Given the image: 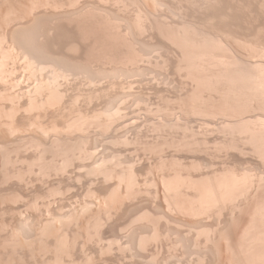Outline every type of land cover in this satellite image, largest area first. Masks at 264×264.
<instances>
[{
    "label": "rangeland",
    "instance_id": "rangeland-1",
    "mask_svg": "<svg viewBox=\"0 0 264 264\" xmlns=\"http://www.w3.org/2000/svg\"><path fill=\"white\" fill-rule=\"evenodd\" d=\"M6 1H8L9 3H4L5 2V0H0V7L3 9V10H1V8H0V35H2V31H4L5 30V28H6V25H5V21H6V17H5V15L4 14H6L5 13V8H9V5L11 6V4L12 5H15V7L16 8H18V11L16 10L14 13H16V14H18V13H20L19 15H21V16H23V14L24 13H22L21 14V9L24 11V7H19L20 6V2L19 1H21V3H22V1H23V5H30L29 3V0H27V2H26V0H25V2H24V0H14V1H16L15 2V4H14V1L12 0H6ZM11 1V2H10ZM41 1H45V0H41ZM60 1V0H59ZM62 1H64V2H62ZM61 2L63 3V4H65L66 3V5H64V8L62 9V10H64L65 8H68L70 11H68V9H67V13H64V12H66V11H59V9H57L58 10V12H56V9L54 10V12H52V11H49V9H51V8H49V6H43L44 8H42L41 7V11H40V13L38 12L39 11V9H38V11L36 10L33 14H34V16H35V18L37 17V14L39 13V14H41V15H39L38 14V17L40 16V18H43L44 17V15H46V13L45 12H49V15H48V13H47V15H48V17H50L51 18V14H55V16L56 17H53L52 16V19H45V17L43 18V22H42V24L41 25H38L37 23L40 21L39 19H38V22H36L37 20H35L34 21V19L33 18H30V14L28 15V16H26V17H23V19L21 18V23H20V21H19V24L17 25V22H18V20H20V18H19V16H17L16 14H15V16L13 15L12 16V18L14 17L15 19L16 18H19V19H17V22H16V25H15V23L13 22V25H15V26H17V27H15V32L13 31V29H14V27H13V25L12 24H10L7 28H6V31H4L5 32V34H9V28H11V27H13V29H12V31H13V34H15V33H18V31H22V29H18V28H23V27H25V26H27V27H25V28H23V31H25L24 29H29L30 27L29 26H32L33 28H34V26L32 25V24H37L36 26H37V28H36V26H35V29L34 30H36V31H34L33 29H30L29 31L27 30V32H29V33H27L26 34V32H25V34L28 36V37H26V35L23 33V31H22V33H23V35H25V37H26V39L24 40V41H22V43H24L23 45L21 44H19V41L16 43V46H17V51L19 52V55H18V53H16V52H14V54H13V52H11V53H9L8 54V51H7V54L9 55L8 56V58H6V59H4L3 57L6 55H4L3 53L5 52H3L2 50H0V53H1V51L3 52V53H1V57H0V62H2V63H0V64H3L2 65V67H3V70H5L6 68H8V69H6V71H7V73H6V76H7V78H6V80L7 81H5V83L7 84V85H5V83H4V85L0 82V84H2V87H1V85H0V87L2 88V90H1V88H0V98H3V94L5 93V91L7 90V92L5 93V94H7V98H8V96L9 95H11L10 97H9V101L8 100H6V101H8V102H6L4 99H1V101H0V107L4 110L5 109V111L7 112V114L9 113V115L6 117V118H3V120H5L6 119V121H4V122H12V120L14 121V119H16V121H25V119H26V122H27V124H26V122H24V124H25V130H27V131H29L30 133L28 134V133H26L25 132V130H24V128H23V132H22V130H20V132H18V133H20V134H18V136H19V138L15 135V138H10V135H8L7 136V145L6 146H9L8 148L5 146V145H3L0 149L2 150H0V154H3L2 156L0 155V163H2L3 164V162H5L3 165H4V167H3V165L1 166V164H0V167H1V169H4V171L3 172H8L7 174H9V175H11V173H12V175L13 174H16L15 176H16V179L17 180H19L20 178H22L23 177V175H24V177L23 178H25V176L27 177L26 179L28 180V181H31V180H33L32 182L33 183H35V184H32L31 182V184H29V185H31V186H29V185H27V186H29V187H27L26 189H22V191H27V192H25V193H23L22 191V194H23V196H22V194L20 195V198H21V196L22 197H24V199L23 200H21V199H19V200H17L16 202H18V201H20V203H19V205H16L17 203L13 200V199H11V202L12 201H14V203H15V205H11V204H9L8 202L10 201L9 200V198L7 199V205H6V207L7 208H10L11 209V211L13 210V208L14 209H17V207L18 206H20V207H18V208H20L21 210H23V211H21V212H25L24 214H26V212L27 213H32L31 215L33 216V217H35V215L37 214L36 212V210H38V211H40V215H42V216H44V214H45V217H48V220H46L47 218H42V216H41V220H39L40 219V215L38 216V214L36 215V216H38V218L39 219H37V217H36V219H34V221H31L30 219H32V218H28V220H30V223H29V221H27L26 219H24V220H18L17 221V217H15V218H13L14 216H13V214H9V215H7L8 217H7V219H5L4 217H1V219H0V223H2L4 220H6L7 222H5L4 221V223H6V225H7V230L6 231H4V232H7V234H5V235H7V243H9L10 242V244H12V242H13V244L12 245H10V244H7V245H9V246H12V247H7V251H8V253L10 252V255L8 254V253H6L5 254V256H6V260H5V258L3 259L2 258V260H0V264H5V262H6V264H19L20 262H21V260L23 261V262H21L22 264L24 263V264H35V263H40V262H42L43 260H55L54 258V256H56L57 257V253H56V255H55V251L56 250H54L53 248H51V247H48L49 249H51L49 252H50V254H49V252L47 251V250H45V251H47L48 252V255H44V254H46L45 253V251L44 252H42V250L40 249H38V248H41V247H38V245H40V244H37L38 242L40 243L41 241V238L40 239H38V242H36L35 240L37 239V238H35L34 236L36 235L38 238L40 237V236H38V229H41V227L44 225V223L46 222L47 223V221H48V223H49V219H51L50 217L51 216H53V218H55L54 220H53V218H52V220L53 221H55V222H53L54 224H55V227H54V225H53V223H51L52 225H53V227L55 228V229H60V227H61V225H60V223H61V221H63L64 222V220H67V219H69L71 216L70 215H72L73 216V214H77V216H78V214H79V216H80V214H81V217L82 216H84V218L82 219V218H80L79 219V222L77 221L78 220V218L79 217H75V216H73V218H72V220H67V221H69V222H66L68 225H70V226H68V225H64L63 224V222H62V227H61V229L62 228H64V226H67V227H65V232H63V230L64 229H60L61 230V235H63L62 234V232L64 233V234H67V237H68V241L70 242V241H74V242H76L75 244H74V242L72 241V245L74 246V251H73V254H72V258H71V260L73 261V262H76L75 264H105L106 262H103V261H110V262H112V263H114V264H120L121 262L123 263V264H129L130 263V260H131V263H133V264H138V263H136V262H139V264H145V262L146 263H149L148 261H150V259H152V258H156V257H159V256H157L158 254H160L158 251H160L161 252V254L163 255V260H165V262H166V264H167V261L169 262V264H187V261H188V263L189 264H195L196 263V261H198V259L200 260L201 259V261H199V262H197V263H201V264H229L231 261L229 260V259H232L231 257V254H229L230 252L229 251H233L232 253L235 255V253L236 252H239V248H238V245H239V241L241 240V233H240V230L242 231L244 228H247L246 226H250V224H252L253 222V210H254V205L256 204V202L257 201H260L261 199H263V197H264V191H263V189H264V159H263V156L264 155H262L261 153V155H262V159H261V155L260 156H258L259 154H256V151H254L255 149H254V147H252L253 145L252 144H248L247 143V141H246V143H247V145H252V146H248L247 148H246V143H244V145H246L245 147L244 146H240V145H242L243 143H242V138H243V140L245 139V138H247L248 137V135L249 134H246V135H244V137H242L241 138V136L239 135L240 134V132H239V130L237 131L236 129V127H234L235 128V132H233L232 131V133H231V135H233V137L230 135V127H227L228 125V123H230V125L229 126H231V123L232 122H235V121H237L239 118L240 119H242L243 117V119L242 120H244V123H250L251 125H247L249 128H250V126H254L255 127V125H256V127H258V126H264L263 125V122H264V113H260L262 110L264 111V107H263V105H264V96H261V97H258L259 99H257V98H255L257 101L258 100H260V101H258L257 103H256V100H255V103H253L252 104V102H254V100L253 101H251V105L252 106H254V107H252L251 108V106H250V111H249V109H248V111L246 110V112H245V110H244V112L246 113H244V115H241L242 113H240V111H239V113H240V116H239V114L237 115V113L235 112V113H233V112H231V116H229L228 115V117H227V114H225V113H223V116H222V114H221V106H220V104H222L221 102H222V91L220 90L221 89V87H219L220 89L218 90V88H217V90L219 91H216L215 90V92H214V90H211V92H210V90H208V89H202L201 88V86H200V82L198 83V80H195L193 77H192V79H191V72H188V69H186V67L185 66H181L182 65V62H180L179 61V59H180V52L177 50L176 51V46L175 47H173L174 45H172V43L169 41V39L167 38V36H166V34H167V30H166V28H169V29H173L172 31H174V32H178L179 30H180V27H181V25L182 26H184V25H190V28L192 29L193 27L195 28V30L197 29V31H200V32H203V31H205L204 33H213V31H214V33L213 34H210V35H212V36H215V37H219L220 39H222V40H224L223 41V43L225 44V45H227L228 46V48H227V50H226V48L225 49H221V51L219 50H217L216 52H215V54L220 58V59H226V60H232L233 58L232 57H234V59H237L238 61L240 60H242V62H246L245 63V66H248V65H253V64H255V65H257V63H258V65L260 66V65H262L263 67H264V57H262L261 55H260V53L258 52V50L256 49V45L255 44H257V43H259L258 42V39H255L256 37L255 36H258L259 38H262L263 36H264V27H263V29L261 30V29H258V25H259V23H257L256 21H255V14H253V6L251 7L250 5L251 4H253V2H255V3H258V4H255V6H256V8L259 10V11H262V13L264 14V2H263V5H262V2H260V1H262V0H246V1H250V2H252V3H250L249 5H247V3H246V1L244 0H219V2H218V0H216V2H214L215 4H211L210 5V7L208 6V8L207 7H205L204 8V6L206 5V4H204V5H202L203 3H205V1L204 0H198L200 3H202L203 1V3L202 4H199V2H197V0H152V2H151V0L149 1V0H113L112 2H111V0L109 1V0H74V2L76 1V3H74L73 2V0H72V2H71V0H62ZM67 1H69V3L67 2ZM78 1H80V3L78 2ZM97 1V2H96ZM104 1V2H103ZM107 1H109V2H107ZM122 1V2H121ZM135 1H136V3H135ZM157 1V2H156ZM172 1V2H171ZM195 3H194V2ZM209 1H213V0H209ZM215 1V0H214ZM224 1V2H223ZM237 1H238V3H237ZM243 1V2H242ZM264 1V0H263ZM77 2H78V6H77ZM101 2H102V4H101ZM107 2V3H106ZM134 4H133V3ZM146 2H148L147 4H146ZM170 2V3H169ZM186 2H187V4H186ZM191 2V3H190ZM207 2V1H206ZM227 2H228V4H227ZM240 2H241V4H240ZM68 3V4H67ZM90 3H91V5H90ZM115 5H114V4ZM120 3V4H119ZM124 3V4H123ZM145 3V4H144ZM155 6V8L157 9L158 8V6L157 5H160L159 6V8L157 9V10H154L155 8L153 7V5ZM158 3V4H157ZM161 3V4H160ZM162 3H164V4H162ZM173 3V4H172ZM180 4V5H178V7H177V5L176 4ZM184 3V4H183ZM219 3H222V5L221 4H219ZM226 3V4H225ZM233 3V4H232ZM244 3V4H243ZM3 4H5V5H8V7L7 6H4L3 7ZM17 4V5H16ZM72 4H75V5H72L73 7H74V9L76 10V11H74L73 10V7H71V5ZM81 4V5H80ZM89 4V7L87 6ZM108 5V6H105V5ZM143 4V5H142ZM151 4V5H150ZM195 4V5H194ZM218 6H217V5ZM234 4H236V5H234ZM243 4V5H242ZM70 5V6H69ZM119 5V6H118ZM162 5V6H161ZM169 7H167V6ZM183 5V6H182ZM189 5V6H188ZM202 5V6H201ZM263 6V7H261V8H259L260 6ZM18 6V7H17ZM66 6V7H65ZM142 6V7H141ZM145 6V7H144ZM148 6V7H147ZM196 6V7H195ZM219 6H221V7H219ZM235 6V7H234ZM242 6V7H241ZM248 6H250V7H248ZM259 6V7H258ZM70 7V8H69ZM97 9H96V8ZM131 7V8H130ZM133 7V8H132ZM140 7V8H139ZM162 7V8H161ZM165 7V8H164ZM167 7V8H166ZM175 7H177V8H175ZM189 7V8H188ZM214 8V9H211L210 11L209 10H207V9H210V8ZM219 7V8H218ZM230 7V8H229ZM238 7H240V8H238ZM248 7V8H247ZM19 8H21L20 10H19ZM48 8V10H46ZM77 8V9H76ZM86 8V9H85ZM88 8V9H87ZM100 8L101 9H103V10H100ZM161 8V9H160ZM195 8V9H194ZM197 8V9H196ZM217 8V9H216ZM221 8V9H220ZM234 8V9H233ZM263 8V9H262ZM45 11H44V10ZM94 9H95V11H94ZM104 9H106V10H104ZM142 9V10H141ZM147 11H146V10ZM163 9V10H162ZM166 9V10H165ZM173 9H174V11H173ZM176 9V10H175ZM182 9H184V11L182 10ZM216 9V10H215ZM228 9V10H227ZM230 9H231V11L232 12H230ZM235 9H237V10H235ZM240 9V10H239ZM53 10V9H52ZM66 10V9H65ZM98 12H97V11ZM154 10V11H153ZM160 10V11H159ZM165 10V11H164ZM168 10H170V12L168 11ZM193 10V11H192ZM198 10V13L196 12ZM205 10V11H204ZM214 10L216 11L215 13H214ZM245 10V11H244ZM247 10V11H246ZM251 10H252V12H251ZM43 11H44V13H43ZM72 11H73V13H72ZM88 11V12H87ZM115 11V12H114ZM168 11V12H167ZM176 11V12H175ZM178 11V12H177ZM191 11V12H190ZM195 11V12H194ZM202 13H201V12ZM218 11V12H217ZM228 11V12H227ZM236 11V12H235ZM239 11V12H238ZM243 11V12H242ZM38 12V13H37ZM57 14H56V13ZM118 12V13H117ZM127 12H128V14H127ZM167 12V13H166ZM172 12H174L175 13V15H174V13H172ZM211 13V15H213V17L210 15V13ZM221 12V13H220ZM229 16V17H227L226 16V14ZM238 12V13H237ZM241 12V13H240ZM247 12V13H246ZM37 13V14H36ZM60 15H59V14ZM71 13H72V15H71ZM87 13V14H86ZM114 13V14H113ZM155 13V14H154ZM157 13V14H156ZM181 13V14H180ZM220 13V14H219ZM233 13V14H232ZM235 13V14H234ZM4 16H3V15ZM28 14V13H27ZM42 14H44L43 16H42ZM61 14L63 15V16H61ZM66 14V15H65ZM84 14V15H83ZM95 14V15H94ZM124 14V15H123ZM150 14V15H149ZM163 14V15H162ZM171 14V15H170ZM178 14V15H177ZM191 14V15H190ZM198 14H200V15H198ZM202 14H203V16L205 17H203L202 16ZM216 14V15H215ZM223 14H225L224 16H223ZM248 14H250V15H248ZM2 15V16H1ZM32 15V14H31ZM57 15H59L58 17H57ZM70 15V16H69ZM74 15V16H73ZM83 15V17H81ZM91 15V16H90ZM180 15V16H179ZM183 15V16H182ZM217 15H219V16H217ZM220 15L223 17H220ZM237 15V16H236ZM20 16V17H21ZM24 16H25V14H24ZM33 16V17H34ZM76 16H78V17H76ZM86 16H87V18H86ZM144 16H147V18H145ZM155 16V17H154ZM162 16V17H161ZM173 16V17H172ZM187 16V17H186ZM190 16V17H189ZM202 16V17H201ZM211 16V17H210ZM236 18H235V17ZM248 16V17H247ZM28 17V18H27ZM32 17V16H31ZM48 17H46V18H48ZM98 17V18H97ZM150 17H152L151 19H150ZM175 17V19H173ZM181 17L182 19H180L179 20V18ZM1 18H4V19H1ZM13 18V19H14ZM26 18V19H25ZM65 18V19H64ZM69 18V19H68ZM76 18V19H75ZM123 18V19H122ZM163 18V19H162ZM168 18H169V20H168ZM186 18V19H185ZM208 18V19H207ZM216 20H215V19ZM219 18H220V20L221 21H219ZM224 18H228V19H224ZM235 18V19H234ZM240 20H239V19ZM24 19L26 20V21H28V22H26V21H24ZM29 19V20H28ZM30 19H33V20H31L30 21ZM79 19H81V20H79ZM84 19V20H83ZM91 19V20H90ZM110 19V20H109ZM114 21H113V20ZM146 19H147V21H146ZM148 19L150 20L149 22H148ZM157 19V20H156ZM165 19V20H164ZM167 19V20H166ZM176 19H177V21H176ZM202 19V20H201ZM212 19V20H211ZM224 19V20H223ZM4 20V24L2 23V21ZM22 20L24 21L23 23H22ZM78 20V21H77ZM86 20V21H85ZM133 20V21H132ZM141 20V21H140ZM144 20V21H143ZM182 20H184V22L182 21ZM194 20H196V21H198V22H195ZM201 20V21H200ZM204 20H205V22H204ZM213 20H215L216 22H215V24H214V22H212ZM218 20V21H217ZM32 21H34V22H36V23H33ZM65 21H66V23H65ZM72 21V22H71ZM92 21V22H91ZM104 21V23H102ZM106 21V22H105ZM142 21H143V23H142ZM153 21V22H152ZM155 21H157V23L155 22ZM166 21V22H165ZM180 21V22H179ZM202 21H203V23H202ZM212 23H211V22ZM225 21V24H223V22ZM229 23H228V22ZM243 22V23H241V22ZM256 23H255V22ZM62 22V23H61ZM70 22V23H69ZM75 22H76V25H75ZM81 22V23H80ZM95 22V23H94ZM109 22H110V24H109ZM134 22V23H133ZM135 22H137V23H135ZM152 22V23H151ZM169 22V23H168ZM220 22H221V24H220ZM2 23V24H1ZM30 23H32L31 25H29ZM89 25H88V24ZM91 23H93V24H91ZM112 23V24H111ZM162 23H164V24H162ZM183 23H184V25H183ZM199 23V24H198ZM227 23H228V25H227ZM237 23V24H236ZM239 23H241V25L239 24ZM48 24V25H47ZM108 24V28H111V29H108L107 28V26H105V25H107ZM117 24H118V27H117ZM134 24H135V26H134ZM143 24H144V28H142L143 27ZM146 24H147V26H146ZM154 24H156V25H154ZM173 24H174V26H173ZM179 24V25H178ZM203 24V25H202ZM210 24H212L211 25V27H210ZM214 24V25H213ZM229 24H230V26H229ZM232 24V25H231ZM244 24V25H243ZM252 24V25H251ZM1 25H3V26H1ZM4 25H5V27H4ZM19 25L20 26H23V27H19ZM51 25V26H50ZM63 25H64V27H66V28H63ZM99 25V26H98ZM109 25H111L112 27H109ZM116 25V26H115ZM127 25V26H126ZM162 25V26H161ZM166 25V26H165ZM171 25V26H170ZM216 25V26H215ZM248 25V26H247ZM41 26V27H40ZM44 26V27H43ZM61 26V27H60ZM92 26V27H91ZM101 26H104V27H102L101 28ZM141 26V27H140ZM150 26H153V27H149ZM161 28H159V27ZM167 26H169V27H167ZM177 26H178V29H177ZM204 26H205V28H204ZM214 26V27H213ZM228 26V27H227ZM31 27V28H32ZM54 27H57V28H54ZM76 27V28H75ZM81 27V28H80ZM86 27H90V28H92V30H93V32H95V33H91L90 34V32H92V30H90V28L88 29V28H86ZM94 27V28H93ZM113 27H116V28H118L117 29V33H115L116 31V28H113ZM145 27H146V30L144 31V29H145ZM156 27V28H155ZM164 27V28H163ZM166 27V28H165ZM174 27V28H173ZM197 27V28H196ZM208 27H210V28H208ZM216 27V28H215ZM220 27V28H219ZM237 29H236V28ZM240 27H242V28H245L246 27V29H248V32H250L249 34H247V35H249V36H247V39L246 40H241V41H243L242 43H240V42H233V37H230L229 38V36L231 35V34H233V32L234 31H236V30H239V28ZM252 27H253V29H252ZM54 28V29H53ZM108 29V30H105V29ZM136 28H138V29H136ZM142 30H141V29ZM149 28V29H148ZM152 28H153V30H152ZM155 28V29H154ZM214 28V29H213ZM226 28V29H225ZM227 28H231L230 30L229 29H227ZM235 30H234V29ZM18 31H17V30ZM99 29H101V30H99ZM114 29V30H113ZM121 29V30H120ZM123 29V30H122ZM131 29V30H130ZM135 29V30H134ZM200 29V30H199ZM206 29H209V30H206ZM211 29V30H210ZM220 30V33H219V30ZM261 30L259 33H258V30ZM31 30H33L34 32H30ZM46 32H44V31ZM48 30V31H47ZM51 30V31H50ZM53 30V31H52ZM62 30H63V32H62ZM83 30V31H82ZM87 30V31H86ZM89 30H90V32H89ZM95 30V31H94ZM96 30H97V32H99L100 34H98V36L100 35L101 36V38H100V36H99V38H98V36H97V33H96ZM111 30V31H110ZM127 32H126V31ZM140 30V31H139ZM157 30V31H156ZM160 30V31H159ZM193 30V29H192ZM213 30V31H212ZM218 30V31H217ZM233 30V32L231 33V31ZM11 30H10V33L12 32ZM55 31V32H54ZM60 31V32H59ZM64 31H65V33H64ZM107 33V34H109L108 36H107V34L105 33V32ZM107 31H110V32H107ZM114 33H113V32ZM144 33H143V32ZM257 31V32H256ZM42 32H43V34H42ZM51 32V33H50ZM78 32V33H77ZM122 32V33H121ZM30 33H32V34H30ZM38 33V34H37ZM56 33V34H55ZM61 33V34H60ZM75 33H76V35H75ZM103 33H105L104 34V36L102 35ZM114 35H113V34ZM119 33V35H118V37H120V35H122L120 38L121 39H124L123 41H126L125 43H123L122 44V46H120V44L119 45H117L116 43H117V41H119L117 38L118 37H116L117 35L116 34H118ZM121 33V34H120ZM130 33V34H129ZM231 33V34H230ZM236 33V32H235ZM257 33V34H256ZM4 34V33H3ZM8 34H7V39H8V41H7V44L4 42L3 43V45H0V48L2 47V48H4V49H6V46H7V48L9 49V46H10V44H11V41H12V39H9V38H12V35L11 34H9V36H8ZM19 34H20V32H19ZM19 34H17V35H19ZM37 35L38 36V38H36L37 36H35V35ZM82 34V35H81ZM89 34V35H88ZM93 34V35H92ZM95 34V35H94ZM160 34V35H159ZM218 34V35H217ZM225 34H226V36H225ZM22 35V34H21ZM22 35V36H23ZM107 36V38L108 39H105L104 37H106ZM113 36V38H114V36H115V40H117V41H115V40H113V39H111L110 37L111 36ZM126 35V36H125ZM140 35L142 36V37H140ZM229 35V36H228ZM31 36V37H30ZM44 37V39H43V37ZM56 38H55V37ZM72 36V37H71ZM81 36H82V38H81ZM87 36V37H86ZM95 36H96V38H98L99 39V41H97L98 39H95ZM125 36V37H124ZM224 36H225V38H224ZM253 36V38L254 39H249L250 37H252ZM34 37V38H33ZM40 37H42V38H40ZM52 39H50V38ZM58 37V38H57ZM128 39H127V38ZM29 38H30V41L31 42H33L32 44H31V42L29 41ZM47 38V39H46ZM76 38V39H75ZM126 38V39H125ZM161 38V39H160ZM18 39V38H17ZM37 39V40H36ZM66 39V40H65ZM82 39H83V41H82ZM91 39V40H90ZM102 41H101V40ZM110 39V40H109ZM228 39V40H227ZM230 39V40H229ZM11 40V41H10ZM54 40V41H53ZM68 40V41H67ZM76 40V41H75ZM105 40V41H104ZM112 40V41H111ZM247 40H248V43H247ZM252 40H255V41H252ZM27 41V42H26ZM34 41H36V42H34ZM77 41H79V42H77ZM89 41H90V43H89ZM97 41V42H96ZM103 43H101V42ZM109 41H111V42H109ZM121 41V40H120ZM127 41H129L130 42V44H128L129 42H127ZM132 41H134V42H132ZM141 41V42H140ZM146 41V42H145ZM226 41V42H225ZM227 41H229V42H227ZM235 41V40H234ZM249 41H251V42H249ZM257 41V42H256ZM8 42H9V44H8ZM48 44H53L52 46L53 47H51L50 48V45H48ZM63 42V43H62ZM65 42V43H64ZM71 42H73V43H76L77 42V44L79 45L78 46V49H73V48H70V46H71ZM83 42V43H82ZM95 42H96V44H95ZM99 42V43H98ZM113 42V43H112ZM116 42V43H115ZM233 42V43H232ZM256 42V43H255ZM15 43V42H14ZM30 43V44H29ZM45 43V44H44ZM70 43V44H69ZM80 43H81V45H80ZM102 45H101V44ZM107 43H109V46L111 45V43L114 45L115 44V46H118V48L116 47L115 49L113 48V50H116V51H118V50H121L120 52L122 53V54H124V53H126L127 54V52H128V48L130 47V49L131 50H133V51H135V53L136 54H138V55H140V53H141V55H143V56H140V57H143V58H141V60L138 62V63H130V65H129V62H127L126 61V59L125 58H123V59H121L122 57H124V55H122L121 53H119V51L117 52V53H119L118 55L119 56H121V57H117L118 55H116L115 54V52L116 51H111L113 54H114V56H116L117 58H119V60H120V63L118 64L117 62L115 63V62H113V61H111V62H113V64H111V62L109 61V59H111V60H113L114 58H116V57H114L113 55L111 56V52H109V50H110V48L111 47H115V46H113V45H111V47H109V46H107L108 44ZM134 43V44H133ZM144 43V44H143ZM171 43V44H170ZM244 43V44H243ZM246 43H247V45H246ZM255 43V44H254ZM5 44V45H4ZM27 44V45H26ZM34 44L36 45V46H38V48L39 49H42V48H40V47H42V45H44L46 48H44L43 50L45 51L46 50V52H44V51H42V50H40V51H36L35 49H34ZM39 44V45H38ZM61 44H62V47H61ZM100 45V47H99V45ZM104 44H107L106 45V47H105V45ZM131 44H133V47L132 46H130ZM140 44V45H139ZM149 44V45H148ZM168 44H170V45H168ZM241 44V45H240ZM243 44V45H242ZM251 44H253L252 46H253V48H252V46H250ZM18 45H19V47L20 46H24V48L23 49H21V48H19L18 49ZM95 45V46H94ZM98 45V46H97ZM125 47H124V46ZM126 45H128L129 47H126ZM237 45H239V46H237ZM258 45V44H257ZM4 46V47H3ZM26 46H28V47H26ZM32 46V47H31ZM40 46V47H39ZM43 46V47H44ZM58 46V47H57ZM67 46H69V48H67ZM105 48H104V47ZM119 46H120V48H119ZM233 48H232V47ZM236 46H237V48H236ZM55 47H57V48H55ZM86 47V48H85ZM157 47H159V48H157ZM245 47H247V49L245 48ZM249 47V48H248ZM1 48V49H2ZM48 48H50V49H48ZM93 48V49H92ZM96 48V49H95ZM102 48V49H101ZM103 48L104 49H108L107 51L109 52V54H110V56L109 55H105V54H108L107 53V51L105 50H103ZM124 48V49H123ZM173 48V49H172ZM241 49V51H243V52H241V51H238V50H240ZM243 48V49H242ZM254 48H255V51H254ZM21 49V50H20ZM29 49V50H28ZM67 49V50H66ZM85 49V50H84ZM102 51H101V50ZM161 49V50H160ZM167 49V50H166ZM229 49V50H228ZM250 49H252V50H250ZM23 50V51H22ZM26 50L27 51H29V52H27V53H29L28 55H27V53H26ZM47 50H48V52H47ZM54 52L53 53V55L51 54V52ZM70 50V51H69ZM76 50V51H75ZM78 50L80 51V52H78ZM99 50V51H98ZM111 50H112V48H111ZM126 52H125V51ZM170 50H173V52H175V53H177L176 55L177 56H175V53H172V51H169ZM223 50V51H222ZM226 50V51H225ZM231 50V52H228V51H230ZM248 50V51H247ZM9 51H11V50H9ZM24 52V53H22V52ZM93 51H94V54H93ZM95 51H96V54H95ZM101 51V52H100ZM104 51V52H103ZM161 51V52H160ZM247 51V52H246ZM41 52H43V53H41ZM60 52V53H59ZM76 53V52H78V53H74L75 55V57L73 56V54L72 53ZM106 52V53H105ZM169 52V53H168ZM226 52L228 53V54H226ZM234 52V53H233ZM245 52V53H244ZM17 55H16V54ZM20 53H22V54H20ZM26 53V54H25ZM35 53H37V55L35 54ZM46 53V54H45ZM49 53V54H48ZM57 53H59L58 55H57ZM62 53V54H61ZM64 53V54H63ZM79 53H81V54H79ZM164 53V54H163ZM172 55H171V54ZM220 53H221V55H220ZM247 53H249V54H247ZM11 54H12V56L13 57H15L14 58V60L13 61H11L13 58H11L12 56H11ZM39 54V55H38ZM48 54V55H47ZM60 54L62 55L61 57H60ZM77 54H79V56L77 55ZM146 54V55H145ZM168 54V55H167ZM222 54H223V56H222ZM232 54H233V56H232ZM254 54H256V55H254ZM22 55H25V56H22ZM42 55V56H41ZM48 57H46V56ZM50 55L52 56L51 57V59H50ZM76 55L78 56L77 57V59H76ZM87 55V56H86ZM90 55H92V57L90 56ZM93 55H94V57H93ZM100 55H102V56H100ZM170 55V56H169ZM220 55V56H219ZM225 55V56H224ZM231 55V56H230ZM258 55H260L259 56V58H258ZM7 56V55H6ZM17 56H20L19 58L21 59H18V57ZM37 56V57H36ZM44 56V57H43ZM56 57V59H57V57L58 58H60V59H58V60H56L55 59V57ZM69 56V57H68ZM71 56V57H70ZM84 56H86L85 58H84ZM89 56V57H88ZM100 56V57H99ZM107 57V58H105V57ZM110 58H109V57ZM126 56V55H125ZM255 56V57H254ZM33 57V58H32ZM36 57V59H34ZM42 57V58H41ZM64 57V58H63ZM65 57H66V60H62V59H65ZM113 59H112V58ZM162 57H164V58H162ZM176 57H177V59H176ZM179 57V58H178ZM237 57H239V58H237ZM252 57V58H251ZM255 59H254V58ZM260 57H262L261 59H260ZM1 58H3L2 59V61H1ZM17 58V59H16ZM23 58V59H22ZM32 58V60L34 59L35 61H36V65H37V63H38V65L37 66H40V64L41 65H44L45 67L46 66H49V65H51V66H54V67H52L53 69H54V71L56 72V70H61V69H63L62 71H66V73H71V75H70V77H72V78H70V77H68V78H70V79H68V81H69V83H68V81H67V79H66V81L63 83V81L64 80H61V79H58V80H60L61 82H62V84H61V82L59 81L57 84L59 85V83H60V85H59V87H61L64 91V101H63V103H62V105H65V106H62V105H58L59 106V108L58 107H56V111H53L52 112V110H54V109H51L50 111H42L41 113H40V111H38L39 113H38V115H37V118H36V113H35V111H37V110H33L32 111V113H31V111H29V113L26 111L25 112V110L23 109V108H19V107H23V104L25 105V103L27 102V100H23L22 101V98L23 99H27V94L28 93H30L31 92V88H32V90L33 91H35V89H33V87H35L36 85H37V82L38 81H40L41 80V78H42V81L43 82H45L44 84L45 85H47V82H49L50 80H53V82H51V84L52 83H54V79H55V77H54V79H51V78H53V69L51 70V71H46V69L48 68H46V69H44L45 71L44 72H39L38 70H41V69H39L40 67H37V69H36V66H35V69L33 70L32 68H34V66L31 68L30 67V65L29 64H26V63H29V59H31ZM37 58H40L39 60L41 61H39ZM44 58H46V59H44ZM52 58H53V60H52ZM70 58H72V59H70ZM75 58V59H74ZM78 58H80V59H78ZM83 58V59H82ZM104 58H105V62H102V61H104ZM116 58V59H117ZM151 58V59H150ZM154 60H153V59ZM231 58V59H230ZM246 58V59H245ZM248 58V59H247ZM9 59H11V60H9ZM44 59V60H46V61H42V60ZM68 59L69 60H72V62L71 61H68ZM89 59V60H88ZM97 59V60H96ZM115 59V60H116ZM161 59V60H160ZM166 59V60H165ZM177 61H176V60ZM254 59V60H253ZM20 60V61H19ZM49 60H51V62L49 61ZM60 60V61H59ZM79 60H81V61H79ZM84 60V61H83ZM121 60H124V61H121ZM258 60V61H257ZM6 62V63H3V62ZM28 61V62H27ZM53 61V62H52ZM62 61V62H61ZM65 61L66 62H69V64H67V63H65ZM76 61V62H75ZM93 61V62H92ZM98 61V62H97ZM143 61V62H142ZM253 63H251V62ZM257 61V62H256ZM19 62V63H18ZM47 62V63H46ZM54 62H56V63H54ZM58 62V63H57ZM96 62H97V64L98 63H100L99 65H97L96 64ZM124 62V63H123ZM126 62L128 63V64H126ZM142 62V63H141ZM249 62V63H248ZM60 63H62V64H60ZM76 63H78V67L76 66L77 64ZM82 63V64H81ZM87 65H86V64ZM89 63V64H88ZM105 63V64H104ZM169 63V64H168ZM179 64V66H178V64ZM180 63H181V65H180ZM244 63H242L243 65H244ZM247 63H248V65H247ZM261 63V64H260ZM5 64H7V66L8 67H6V65ZM15 64V65H14ZM49 64V65H48ZM58 64V65H57ZM70 64H72V65H70ZM75 64V65H74ZM128 66H126V65ZM133 64V65H132ZM139 64V65H138ZM150 64V65H149ZM167 64V66H165ZM173 64V65H172ZM175 64V65H174ZM25 65V66H24ZM26 65H28V66H26ZM80 65V66H79ZM82 65V66H81ZM94 65V66H93ZM110 65H113V66H110ZM116 65V66H115ZM121 65V66H120ZM134 65H137V66H134ZM157 65V66H156ZM12 66V67H11ZM24 66V67H23ZM59 66H62V67H59ZM66 66V67H65ZM93 66V67H92ZM99 66V67H98ZM105 66V67H104ZM147 66L150 68H147ZM4 67H5V69H4ZM26 67H28V69L26 68ZM29 67H30V69H32L33 70V72H35L36 73V71H37V73L39 74H35V73H33L31 70H29ZM41 67H43V66H41ZM67 67H68V69H67ZM73 67V68H72ZM75 67V68H74ZM80 67L82 68V69H84V70H82V69H80ZM84 67V68H83ZM90 69H89V68ZM102 67V68H101ZM104 67V68H103ZM123 67V68H122ZM133 67V68H132ZM180 67V68H179ZM10 68V69H9ZM23 68V69H22ZM44 68V67H43ZM42 68V69H43ZM55 68H57V69H55ZM77 68H79V69H77ZM98 68H99V70H98ZM111 68V69H110ZM178 68H179V70H178ZM183 68V70H184V68L187 70V71H185L184 70V73H183V71L181 70ZM22 69V70H21ZM25 69V70H24ZM50 69H51V67H50ZM70 69V70H69ZM75 69V70H74ZM103 69V70H102ZM113 69V70H112ZM132 69H133V71H132ZM138 69V70H137ZM20 70V71H19ZM29 70V71H28ZM47 70H49V68L47 69ZM81 70V71H80ZM88 70V71H87ZM97 70V71H96ZM105 70H106V73H105ZM108 70V71H107ZM118 70V71H117ZM123 70V71H122ZM130 70V71H129ZM135 70V71H134ZM140 70V71H139ZM162 70V71H161ZM42 71V70H41ZM62 71H59V72H62ZM72 71V72H71ZM180 71V72H179ZM10 72V73H9ZM30 72L31 73H33L32 75L30 74ZM52 74H51V73ZM113 72V73H112ZM128 72V73H127ZM142 72V73H141ZM162 72V73H161ZM177 72H179V73H177ZM188 72V73H187ZM9 73V74H8ZM48 73V74H47ZM93 73V74H92ZM107 73H108V76H106L107 75ZM140 73V74H139ZM23 74V75H22ZM34 74H35V76H34ZM48 76H47V75ZM51 74V75H50ZM92 74V75H91ZM112 74V75H111ZM115 74V75H114ZM28 75V76H27ZM30 75V76H29ZM54 75H55V73H54ZM103 75V76H102ZM187 75V76H186ZM188 75H189V77H188ZM27 76V77H26ZM43 76V77H42ZM47 76V77H46ZM75 76V77H74ZM77 76H79V77H77ZM81 76V77H80ZM85 76V77H84ZM93 76V77H92ZM185 76H186V78H185ZM32 77V78H31ZM77 77V78H76ZM161 77V78H160ZM10 78V79H9ZM13 78V79H12ZM29 78H31V79H29ZM75 78V79H74ZM86 79V80H84V79ZM89 78V79H88ZM189 78V79H188ZM17 79V80H16ZM45 79H47L48 81L46 82V80ZM72 79V80H71ZM80 79V80H79ZM99 79V80H98ZM116 81H115V80ZM166 79V80H165ZM188 79V80H187ZM57 80V81H58ZM70 80H71V82H70ZM90 80V81H89ZM132 80V81H131ZM137 80H139V81H137ZM140 80H142V81H140ZM155 80V81H154ZM164 80H165V82H164ZM12 81V82H11ZM25 81H26V83H25ZM94 81V82H93ZM136 81V82H135ZM189 81V82H188ZM33 82V83H32ZM42 82V83H43ZM75 82V83H74ZM120 82V83H119ZM126 82V83H125ZM128 82V83H127ZM130 82V83H129ZM132 82V83H131ZM139 82V83H138ZM186 82V83H185ZM9 83H10V85H9ZM40 82H38V84H39ZM42 83H40V85L42 84ZM66 83H67V85H66ZM88 83V84H87ZM90 83H91V85H90ZM96 83V84H95ZM165 83V84H164ZM26 84V85H25ZM34 86H33V85ZM112 84V85H111ZM134 84H136V85H134ZM139 84V85H138ZM184 84V85H183ZM188 84V85H187ZM63 85H64V87H65V89H64V87H63ZM74 85V86H73ZM87 85V86H86ZM89 85V86H88ZM98 85V86H97ZM106 85V86H105ZM109 85V86H108ZM182 87H181V86ZM186 85V86H185ZM4 86V87H3ZM26 86V87H25ZM32 86V87H31ZM37 86H39V85H37ZM70 88H69V87ZM76 86V87H75ZM82 86H83V88H82ZM96 86V87H95ZM99 86H100V88H99ZM103 86H105V87H103ZM111 86V87H110ZM126 86V87H125ZM154 86V87H153ZM157 86H158V88H157ZM164 86V87H163ZM167 86V87H166ZM193 86H194V89H193ZM80 87V88H79ZM91 87V88H90ZM112 87H113V90H112ZM136 87V88H135ZM138 87V88H137ZM153 87V88H152ZM25 88V89H24ZM30 88V89H29ZM60 88V89H61ZM103 88V89H102ZM125 88V89H124ZM145 88V89H144ZM166 88V89H165ZM169 88V89H168ZM180 88V89H179ZM199 88V89H198ZM12 89V90H11ZM14 89V90H13ZM28 89V90H27ZM81 89H82V92H81ZM91 89V90H90ZM100 89V90H99ZM102 89V90H101ZM128 89V90H127ZM200 89H201V91H200ZM9 90H10V92H9ZM17 90V91H16ZM24 90H26V92L24 91ZM30 90V91H29ZM95 90V91H94ZM114 90H115V92H114ZM127 90V91H126ZM133 92H132V91ZM137 90V91H136ZM208 90V91H207ZM20 91H22V92H20ZM32 91V92H33ZM72 91V92H71ZM93 91V92H92ZM136 93H135V92ZM167 91V92H166ZM196 91H198V92H196ZM220 91H221V93H220ZM14 92L16 93V94H21V93H23V94H21V95H23L24 97H26V98H24L23 96L21 97V95L20 96H18V95H13L14 94ZM18 92V93H17ZM28 92V93H27ZM69 94H68V93ZM88 92V94H86ZM100 92V93H99ZM102 92V93H101ZM104 92V93H103ZM122 92V93H121ZM127 92V93H126ZM129 92H130V94H129ZM194 92V93H193ZM207 92V93H206ZM209 92V93H208ZM217 92V93H216ZM9 93V94H8ZM25 93H27L26 94V96L24 95ZM65 93H66V95H65ZM94 94V96H93V94ZM97 93H98V95H97ZM111 93V94H110ZM119 93V94H118ZM124 93V94H123ZM177 93V94H176ZM186 93H187V96L189 97H187L186 96ZM189 93H191L190 95H189ZM192 93H193V95H192ZM197 93L199 94V95H197ZM201 93V94H200ZM205 93V94H204ZM74 94V95H73ZM104 94V95H103ZM143 94V95H142ZM196 94V95H195ZM204 94V95H203ZM206 94H207V96H206ZM211 95V97H210V95ZM221 94V95H220ZM67 95H69V96H67ZM72 95V96H71ZM83 95V96H82ZM108 95V96H107ZM121 95V96H120ZM125 95V96H124ZM135 95V96H134ZM163 95V96H162ZM214 95V96H213ZM219 95V96H218ZM2 96V97H1ZM12 96H14L15 98L16 97H19V98H17V100L16 99H14V101H12L13 100V97ZM78 96V97H77ZM80 96V97H79ZM82 96V97H81ZM102 96V97H101ZM106 96V97H105ZM155 96V97H154ZM183 96H185V101L184 100H182L183 99ZM190 96H191V98H190ZM196 98H195V97ZM213 96V97H212ZM21 97V98H20ZM77 97V98H76ZM88 97V98H87ZM105 97V98H104ZM133 97V98H132ZM158 97V98H157ZM160 97V98H159ZM166 97V98H165ZM181 99H180V98ZM187 97V98H186ZM202 97V98H201ZM214 97H217V98H214ZM263 97V98H262ZM74 98H76V99H74ZM79 98L81 99V100H79ZM129 98V99H128ZM138 98V99H137ZM193 98V99H192ZM204 98V99H203ZM207 98V99H206ZM211 98V99H210ZM12 99V100H11ZM21 99V100H20ZM86 99V100H85ZM93 99H96V100H93ZM116 99V100H115ZM120 99V100H119ZM167 99H169V101L167 100ZM187 99V100H186ZM209 99V100H208ZM216 99V102L214 101ZM262 99H263V101H262ZM5 101V103H4V101ZM22 101V102H20V101ZM73 102H72V101ZM113 100V101H112ZM124 100V101H123ZM148 100V101H147ZM178 100V101H177ZM181 100H182V104H181ZM190 100H192V101H190ZM196 102H195V101ZM202 100V101H201ZM204 100V101H203ZM208 100V101H207ZM2 101H3V103H2ZM17 101V102H16ZM71 101V102H70ZM75 101V102H74ZM80 101H81V103H80ZM90 101H91V103H90ZM118 101V102H117ZM127 101V102H126ZM132 101V102H131ZM137 101H138V103H137ZM147 101V102H146ZM161 101V102H160ZM165 101V102H164ZM170 101H172V102H170ZM175 101V102H174ZM176 101L179 103H176ZM189 101V102H188ZM208 102V103H205V102ZM211 103H210V102ZM217 101H220V103L218 102L217 103ZM262 101V102H261ZM87 102V103H86ZM95 102V103H94ZM101 102H103V103H101ZM124 102V103H123ZM142 102V103H141ZM161 104H160V103ZM168 104H167V103ZM187 102V104H188V106H186V103ZM192 102V103H191ZM195 102V103H194ZM216 103V105H214L215 103ZM260 102V103H259ZM21 104V105H19V104ZM60 103V104H61ZM75 103V104H74ZM123 103V104H122ZM191 103V104H190ZM194 103V106L192 105ZM8 104V105H7ZM10 104V105H9ZM19 106H18V105ZM95 104V105H94ZM107 104V105H106ZM158 104V105H157ZM197 106H196V105ZM199 104V105H198ZM206 104V105H205ZM211 105V106H209V105ZM213 104V105H212ZM217 104H218V106H217ZM5 106V108H3L4 106ZM15 105H17V107L20 109L19 110V112L18 113H16V114H18L17 116H14V118H13V116H11V117H9L10 115H11V113H10V111L12 112V110L11 109H13V108H17L16 106L14 107ZM75 105V107H73ZM83 105V106H82ZM97 105V106H96ZM100 105H101V107H100ZM133 105V106H132ZM180 105V106H179ZM190 105V106H189ZM3 106V107H2ZM12 106V107H11ZM79 106H80V108H79ZM90 106V107H89ZM109 106H110V110H108L109 109ZM119 106V107H118ZM158 106H159V108H158ZM162 106V107H161ZM176 106V107H175ZM206 106H209V109H210V107H211V110H209L208 112L206 111V110H208L207 108L208 107H206ZM215 106H216V109H215ZM63 107V108H62ZM64 107H66V109H64ZM113 107V108H112ZM161 107V108H160ZM181 107H182V109H181ZM184 107V108H183ZM189 107V108H188ZM191 107V108H190ZM204 107H206V109L204 108ZM212 107H214V110L212 109ZM62 108V109H61ZM74 108V109H73ZM76 108V109H75ZM81 108H83V109H81ZM95 108V109H94ZM105 108V109H104ZM162 108H163V110H162ZM178 108H179V110H178ZM194 108V109H193ZM201 108V109H200ZM205 110H204V109ZM219 108V109H218ZM255 108V109H254ZM263 108V109H262ZM7 109H10V110H7ZM58 109H60V110H58ZM71 109V110H70ZM81 109V110H80ZM85 109V110H84ZM102 109H104V110H102ZM117 109V110H116ZM120 109V110H119ZM130 109V110H129ZM166 109V110H165ZM175 109V110H174ZM202 110V111H200V110ZM257 109V110H256ZM23 110H24V112H23ZM61 110H63L62 112H61ZM75 110V111H74ZM96 110V111H95ZM101 110V111H100ZM108 110V111H107ZM123 110V111H122ZM129 110V111H128ZM172 110H174V111H172ZM186 110V111H185ZM188 110H190V111H188ZM195 110V111H194ZM197 110V111H196ZM259 110H261V111H259ZM22 111V112H21ZM86 111V112H85ZM113 111V113H115V111H116V114H115V116L114 117H116L117 118V120L115 119H113V120H111L110 118L112 117V115L110 114L109 116H110V118H108V116H107V114L108 113H110V112H112ZM151 111V112H150ZM165 111V112H164ZM172 111V112H171ZM181 111H182V113H181ZM211 111H212V113H211ZM253 111V112H252ZM255 111H257V112H255ZM262 111V112H263ZM44 112H47V113H45L44 114ZM57 112H60V113H58V117H57ZM75 114H74V113ZM77 112V113H76ZM80 112H83V113H81V114H83V116L84 117H86V116H88V118H90V122H92V123H89L87 126H86V128H84L83 129V131L82 130H78V132L76 131V133H75V131H73V133H68V135L66 134L67 132H64L65 130H66V128H65V122H67L66 120H68L69 119V121L70 120H75L76 118H78L79 116H81V114L78 116V114L80 113ZM95 112V113H94ZM100 113V115H99V113ZM108 112V113H107ZM135 112V113H134ZM141 113V115H140V113ZM148 112V113H147ZM155 112V113H154ZM162 112H164V113H162ZM188 112V113H187ZM196 112V113H195ZM201 112V113H200ZM255 112V113H254ZM19 113H20V116H19ZM30 114V115H27V114ZM43 113V114H42ZM49 113V114H48ZM69 113V114H68ZM91 113V114H90ZM104 113H107V114H104ZM112 113V114H113ZM125 113V114H124ZM190 113V114H189ZM192 113V114H191ZM194 113L197 115V116H195L194 115ZM204 115H203V114ZM15 114V115H16ZM26 114V115H25ZM31 114L33 115V116H31ZM46 114H48L47 116H45ZM53 114V115H52ZM59 114H61V115H59ZM101 114H103L102 116H101ZM135 114V115H134ZM149 114V115H148ZM190 115L189 117L187 116V115ZM234 114H236V115H234ZM262 114V115H261ZM40 115V116H39ZM66 116V115H68V116H66V118H63L64 116ZM78 117H77V116ZM86 115V116H85ZM97 115V116H96ZM106 115V116H105ZM140 115V116H139ZM183 115V116H182ZM192 115V116H191ZM200 115V116H199ZM206 115V116H205ZM209 115V116H208ZM211 115V116H210ZM246 115V116H245ZM55 116V117H54ZM63 116V117H62ZM73 116H76V117H73ZM94 116V117H93ZM101 116V117H100ZM136 116V117H135ZM139 116V117H138ZM147 118H146V117ZM177 116V117H176ZM180 116V117H179ZM208 116V117H207ZM217 117V119H216V117ZM225 116V117H224ZM237 118H236V117ZM17 117V118H16ZM30 117V118H29ZM38 117H40L41 118V120L38 118ZM44 117V120H48V122H44V121H42L43 118ZM52 117V118H51ZM57 117V118H56ZM60 117V118H59ZM61 117H62V120H60L61 119ZM73 117V118H72ZM98 119H97V118ZM100 117V118H99ZM103 117H106V118H104L103 119ZM121 117V118H120ZM160 117V118H159ZM199 117V118H198ZM219 117V118H218ZM227 117V118H226ZM252 117V118H251ZM20 118V119H19ZM33 118L34 119H39L37 122H39V123H35L36 121H34L33 120ZM48 118V119H47ZM91 118H96L97 120H99V121H96V119L94 120V121H96L95 122V124H94V122L92 121V119ZM121 120H120V119ZM133 118V119H132ZM180 118V119H179ZM205 118V119H204ZM224 118H225V120H224ZM230 118V119H229ZM233 118H234V120H233ZM236 118V119H235ZM254 118H256V119H254ZM258 118V119H257ZM260 118V119H259ZM9 119H10V121H9ZM18 119V120H17ZM30 119V120H29ZM57 119H58V121H57ZM66 119V120H65ZM102 119V120H101ZM107 120V122L109 123H107L106 122V120ZM214 119V120H213ZM251 119H253L252 121H251ZM32 120V122H30ZM50 120H52V121H56V123H54V122H51ZM64 120H65V122H64ZM126 120V121H125ZM129 120V121H128ZM132 120V121H131ZM141 120V121H140ZM162 120V121H161ZM198 120V121H197ZM224 120V121H223ZM242 120H240L239 121V123L238 122H236L237 124H240L241 122H242ZM256 120V121H255ZM258 120V121H257ZM21 121V122H22ZM29 121V122H28ZM33 121H34V125H32V123H33ZM63 121V122H62ZM111 121V122H110ZM115 121V122H114ZM137 121V122H136ZM153 121V122H152ZM180 121H181V123H180ZM226 121V122H225ZM228 121H230V122H228ZM247 121V122H246ZM250 121V122H249ZM262 121V122H261ZM50 122V123H49ZM118 122V123H117ZM131 122H133V123H131ZM139 122V123H138ZM161 122V123H160ZM40 123H42V125L40 124ZM99 123V124H98ZM111 123V124H110ZM113 123V124H112ZM122 123L124 124V126L122 125ZM127 123V124H126ZM173 123H175V124H173ZM177 123V124H176ZM179 123V124H178ZM192 123H193V125H192ZM225 123H227V124H225ZM260 125H259V124ZM262 123V124H261ZM30 126H29V125ZM36 124H38L39 126H37ZM54 124H55V127L57 128V131L56 130H54ZM58 125V127H57V125ZM61 124H63V125H61ZM100 124H102V125H100ZM106 126H105V125ZM107 124L109 125V127L107 126ZM116 124V125H115ZM119 124V125H118ZM168 124H170V125H168ZM181 124H183V125H181ZM199 124V125H198ZM201 124V125H200ZM205 124V125H204ZM234 123H232V125H233ZM236 124V125H237ZM242 124V123H241ZM42 126V128H40L41 126ZM44 125H47V126H44ZM50 125V126H49ZM92 127H91V126ZM130 125V126H129ZM132 125H134V126H132ZM144 125V126H143ZM152 125V126H151ZM174 125H176V126H173ZM185 125V126H184ZM227 125V126H226ZM235 125V126H236ZM246 124H244L243 126H245ZM35 126H37V128L38 129H44V127H48L49 129H50V127H51V129L50 130H53V131H55V132H52V133H50V130L48 131L47 129V133H49V134H51V135H47L46 134V139H44V141H43V139H42V137H44V136H42V135H45V134H41L40 132H43L42 130H38L39 131V133H38V131H36V127ZM53 126V127H52ZM61 126L63 127V128H61ZM88 126H89V129H88ZM113 126V127H112ZM149 126V127H148ZM172 126V127H171ZM181 126V127H180ZM206 126V127H205ZM238 126V125H237ZM240 126H242V125H239L238 126V129H240ZM261 126H260V128H261ZM30 127H32L31 129L28 128ZM95 127V128H94ZM98 127V128H97ZM107 127L109 128V130H107ZM143 127V128H142ZM185 127V128H184ZM226 129H225V128ZM251 127V128H252ZM55 128V129H56ZM101 128H103L102 130H101ZM125 128V129H124ZM136 128V129H135ZM153 129V130H151V129ZM173 128H176V129H173ZM208 128V129H207ZM232 128V127H231ZM250 128V129H251ZM259 128V127H258ZM263 128L264 127H262V131H263ZM34 131H36V132H34ZM60 131H59V130ZM63 129V130H62ZM87 129V130H86ZM113 129V130H112ZM156 129V130H155ZM184 129V130H183ZM194 129V130H193ZM201 129V130H200ZM206 131H204V130ZM213 129V130H212ZM219 129V130H218ZM30 130H32V132L30 131ZM96 130V131H95ZM106 130V131H105ZM139 130V131H138ZM155 130V131H154ZM178 130V131H177ZM208 130V131H207ZM219 132H218V131ZM226 130V131H225ZM252 130H255L254 128L252 129ZM258 130V129H257ZM86 131V132H85ZM95 131V132H94ZM97 131H100V132H97ZM115 131V132H114ZM130 131V132H129ZM142 133H141V132ZM153 131V132H152ZM159 133H158V132ZM171 131H173V132H171ZM175 131V132H174ZM188 131H189V133H188ZM195 131V133H193ZM199 131V132H198ZM213 131V132H212ZM226 132L225 134H223V136L221 135V132ZM259 131H260V129H259ZM25 132V133H24ZM80 132V133H79ZM156 132V133H155ZM187 132V133H186ZM222 132V133H223ZM228 132V133H227ZM238 132V133H237ZM31 133H33V134H31ZM35 133V134H34ZM54 133V134H53ZM55 133H57L56 135H55ZM62 133V134H61ZM83 133V134H82ZM85 133V134H84ZM95 133V134H94ZM101 133V134H100ZM117 133V134H116ZM200 133V134H199ZM220 133V134H219ZM237 133V134H236ZM21 134H23L22 136H20ZM26 134H28V135H26ZM37 134V135H36ZM76 134H78V135H76ZM92 134V135H91ZM115 134V135H114ZM123 134H125V136L123 135ZM127 134V135H126ZM142 134V135H141ZM153 135V137H152V135ZM157 134V135H156ZM167 134H169V135H167ZM198 134V135H197ZM218 134V135H217ZM25 135H26V138H25ZM33 135H34V137H33ZM36 135V136H35ZM58 135H60V138H59V136ZM64 135H66V136H64ZM72 135V136H71ZM74 135V136H73ZM82 135V136H81ZM86 135V136H85ZM91 137H90V136ZM106 135H109L110 137H108V136H106ZM179 135V136H178ZM180 135H182V136H180ZM194 135V136H193ZM225 135V136H224ZM229 135V136H228ZM236 135V136H235ZM28 136V137H27ZM39 136V137H38ZM42 136V137H41ZM47 136H51V137H47ZM57 136V137H56ZM84 136V137H83ZM115 136V137H114ZM170 136H171V138L172 139H174V140H172L171 138H170ZM177 136V137H176ZM192 136V137H191ZM239 137L238 138V140H239V142H240V144L238 145L237 143H236V138L235 137ZM12 137V136H11ZM14 137V136H13ZM18 139H17V138ZM20 137L21 138H25V143L23 142V141H20V140H22V139H20ZM31 137H32V139L34 140V142H35V140L37 141V143L38 142H40L41 141V145L43 144V147H39V148H42V152H44L45 151V149H47L46 147V145H48V141L47 142H45L46 140H48V139H61V140H63L64 141V139H66L67 137V140L69 141L68 143H67V145L70 143L71 144V146L70 147H67L68 149H70V154H71V152L73 153H75L76 155V157H74V154H71V156H70V158L68 159V154H66L67 156H64V159H65V161H67V162H69V165H67L68 163H66V164H63V162H64V159H63V156H57V154L55 153V152H53V155L52 156H57V158H56V160H55V158L53 157V158H50L51 157V151L50 150H48V151H50V152H44V154H46V155H44L43 153V157L45 156V158H46V160L47 161H50V162H52L51 163V166H48V167H44V164H49L48 162H44V160H45V158H43L42 157V160L43 161H41V160H37V162L35 163V160H33V159H35V158H38V157H40V156H38V153H40L38 150H39V148H38V153H36V151H34L35 149H37V147L36 146H32V147H35L34 148V150H32V147H31V143H32V140H31ZM37 137V138H36ZM44 137V138H45ZM62 137V138H61ZM70 137H71V139H70ZM85 137H87V138H85ZM102 137V138H101ZM125 137V138H124ZM184 139H183V138ZM186 137H187V139H186ZM222 137H223V139H222ZM232 139V141H230L231 139ZM12 139V140H10V139ZM28 138L31 140H28ZM64 138V139H63ZM76 138H78V139H76ZM80 138H82V139H84V145H86V147H84V149H83V145H76L78 142H76V141H79V143L80 144H82V142H83V140L82 139H80ZM105 138H106V140H105ZM140 138V139H139ZM221 138V139H220ZM229 140H228V139ZM235 138V139H234ZM14 139V140H13ZM15 139H17L16 140V142H15ZM40 139H42V140H40ZM52 139V140H53ZM74 139V140H73ZM90 140V141H87V140ZM123 139V140H122ZM189 139V140H188ZM192 139V141H190ZM195 139L197 140L196 141V143L197 144H194L195 143ZM220 139V140H219ZM19 140V142L18 143H23V144H26V146L27 145H29L30 144V147H31V149L29 148V146H25L24 147V145H23V148H25L26 150L25 151H27V149H29L28 150V152H20L19 151V154H21V156L19 155H17V153H18V150H16L15 152V155H14V150L18 147V148H21V146H22V144L20 145H18V143H17V141ZM29 142L30 141V143H27V141ZM40 140V141H39ZM67 140H65L66 142H67ZM94 140H95V142L96 143H94ZM105 140V141H104ZM115 140H116V142H115ZM117 140H118V143H117ZM163 142H162V141ZM179 140H180V142H179ZM181 140H184V141H187L186 143H183L184 141H181ZM194 140V141H193ZM238 140H237V142H238ZM9 141V142H8ZM14 141V142H13ZM43 141V142H42ZM74 144L75 142V144L74 145H76L75 147H76V149H73L74 148V145H73V148H72V143ZM82 141V142H81ZM110 141V142H109ZM129 141V142H128ZM139 143H138V142ZM151 141H154V142H151ZM168 141V142H167ZM171 141V142H170ZM173 141V142H172ZM175 141V142H174ZM199 141H201V142H199ZM220 141V142H219ZM226 141V142H225ZM229 141V142H228ZM233 141H234V143H233ZM11 142H13V143H11ZM33 142V143H34ZM66 142H65V144H66ZM89 142V143H88ZM124 142V143H123ZM128 143V144H126V143ZM136 144H135V143ZM150 142V143H149ZM228 142V143H227ZM238 142V143H239ZM244 142V141H243ZM15 143V144H14ZM37 143H35V144H37ZM45 143H47L46 145H45ZM49 143H50V141H49ZM78 143V144H79ZM181 143H182V145H181ZM189 145H188V144ZM193 143V144H192ZM201 145H200V144ZM230 143V144H229ZM232 143L233 144H235V145H238L239 147V149L240 148H243L244 147V151L246 150V153H247V155H244V154H246V153H244L243 154V157H246V158H243L242 157V152H244V151H242L241 149V153H240V150H237L238 148L237 147H233V148H230V146L232 147L233 145H232ZM3 144V143H2ZM11 144H13V145H11ZM18 146H17V145ZM90 144V145H89ZM94 144V145H93ZM116 144V145H115ZM162 146H160V145ZM169 144V145H168ZM171 144H173V146L171 145ZM178 144V145H177ZM188 146H187V145ZM192 144V145H191ZM213 144V145H212ZM40 145V146H41ZM45 145V146H44ZM66 145V146H67ZM96 145V146H95ZM194 145V146H193ZM197 145H199V147L197 146ZM205 145V146H204ZM219 145H221V146H219ZM227 146V147H225V146ZM229 145V146H228ZM0 146H1V143H0ZM11 146V147H10ZM13 146V147H12ZM69 146V145H68ZM94 146H95V148H94ZM117 146V147H116ZM159 146H160V148H159ZM164 146V147H163ZM179 148H178V147ZM183 148H182V147ZM185 146L187 147V148H185ZM193 146V147H192ZM195 146H197V147H195ZM212 146V147H211ZM4 147H5V149L6 150H8L9 149V155H8V151H6L5 149H4ZM15 147V148H14ZM49 147V146H48ZM77 147L80 149V151H79V149H78V151H77ZM82 147V148H81ZM114 147V148H113ZM141 147V148H140ZM166 147V149H164ZM181 147V148H180ZM189 147V148H188ZM192 147V148H191ZM203 147V148H202ZM205 147V148H204ZM224 147V148H223ZM11 148V149H10ZM23 148H21V150H24ZM86 148V149H85ZM97 148V149H96ZM101 148H102V150H101ZM111 148V149H110ZM153 148H155V149H153ZM158 148V149H157ZM194 148V149H193ZM198 148V149H197ZM217 148V149H216ZM220 148V149H219ZM246 148V149H245ZM252 148H253V151L255 152V154H256V156H255V154H253V152H250V151H252ZM94 149L97 151V152H95L94 151ZM98 149H100V150H98ZM164 149V150H163ZM176 149V150H175ZM190 149H192L191 151H190ZM206 149V150H205ZM228 149V150H227ZM251 149V150H250ZM12 150V151H11ZM20 150V149H19ZM76 150V151H75ZM81 150L82 151H88V150H90V151H94L95 152V154H94V156H91L90 158H87V156H84V155H82L81 156V154H83V153H85V152H82L81 153ZM112 150V151H111ZM119 150V151H118ZM159 150V151H158ZM161 150V151H160ZM163 150V151H162ZM181 150V151H180ZM187 150H189L188 152H187ZM205 150V151H204ZM207 150H209L208 152H207ZM234 150V151H233ZM32 151V152H31ZM175 153H174V152ZM193 151V152H192ZM202 151V152H201ZM204 151V152H203ZM216 151V152H215ZM239 151V152H238ZM7 152V157L5 158L4 157V160H3V156H6V153ZM11 152H13V154L12 155H10L11 154ZM99 152V153H98ZM113 152V153H112ZM154 152V153H153ZM186 152V153H185ZM215 152V153H214ZM221 152V153H220ZM248 152H250V154H252V156L250 155V154H248ZM35 153V154H34ZM50 155H49V154ZM78 153V154H77ZM156 153V154H155ZM160 153V154H159ZM164 153V154H163ZM174 153V154H173ZM180 153V154H179ZM188 153V154H187ZM200 153V154H199ZM209 153H211V154H209ZM41 153L39 154V155H42ZM122 154V155H121ZM163 154V155H162ZM167 154V155H166ZM241 154V155H240ZM80 155V156H79ZM155 155V156H154ZM161 155V156H160ZM165 155V156H164ZM216 155V156H215ZM250 157H249V156ZM254 155V156H253ZM8 156H10L11 158H10V160L12 161H10V160H8L9 159V157ZM13 156V157H12ZM36 156H38V157H36ZM49 156V157H48ZM79 156V157H78ZM83 156H84V158H83ZM108 156V157H107ZM118 156V157H117ZM32 157V158H31ZM65 157H67V158H65ZM86 157V158H85ZM120 157V158H119ZM162 157V158H161ZM204 157V158H203ZM254 157V159H251V158H253ZM259 157H260V159H259ZM8 158V159H7ZM112 158V159H111ZM153 158H155V159H153ZM173 158V159H172ZM188 158V159H187ZM49 159V160H48ZM62 159V160H61ZM67 159V160H66ZM95 159V160H94ZM102 159V160H101ZM106 159V160H105ZM198 159H200L199 161H198ZM22 160H23V162H22ZM31 160H33V161H31ZM45 160V161H46ZM62 162H60V161ZM71 160H72V162H71ZM76 160H77V162H76ZM114 160V161H113ZM163 160V161H162ZM172 160H174V161H172ZM178 161V164H177V161ZM182 160H183V162H182ZM194 162H196V163H194ZM230 160V161H229ZM27 161H29V162H27ZM38 161L41 163V162H44V163H39L40 164V166L38 165L37 166V163H38ZM59 161V162H58ZM120 161V162H119ZM124 161V162H123ZM155 161V162H154ZM180 161V162H179ZM203 161H204V163H203ZM258 161V162H257ZM13 162H15V164L13 163ZM32 164H31V163ZM33 162L35 163V164H33ZM55 162H57L56 164H55ZM79 162V163H78ZM86 162V163H85ZM103 162H104V164H103ZM109 164H108V163ZM173 162V163H172ZM198 162L200 163L199 165H198ZM263 164H262V163ZM10 163V164H9ZM27 163V164H26ZM70 163L72 164V166L70 165ZM81 163V164H80ZM83 163V164H82ZM92 165H91V164ZM122 163V164H121ZM235 163V164H234ZM25 164V165H24ZM52 164L53 165H55V167L57 166V164H58V166L56 167L57 169L59 168V165H60V168H61V165L63 164V165H67V167H65L64 169H65V171L66 172H63V171H61V173L63 172V173H65V174H63V176L64 175H67V177H68V179H66V176H64L65 178H63V176L62 175H60V177L58 176L59 175V173H60V168L58 169V170H56V172H58L57 174H56V172H55V170H52ZM98 164V165H97ZM103 164V165H102ZM134 164V165H133ZM173 164V165H172ZM182 165V166H180V165ZM206 164V165H205ZM238 164V165H237ZM261 164V165H260ZM6 165V166H5ZM22 165H23V167H22ZM32 165H34V166H37V167H39V168H37V167H34V166H32ZM50 165V164H49ZM78 165V166H77ZM96 165V166H95ZM101 165H102V167H101ZM125 165V166H124ZM129 165V166H128ZM137 165V166H136ZM141 165V166H140ZM176 165H178V166H176ZM193 165V166H192ZM241 165V166H240ZM9 166V167H8ZM42 166H43V168H42ZM68 166H71V167H68ZM75 168H74V167ZM95 166V167H94ZM100 167V169H98V170H100L101 172H103L104 170H109V171H113V170H116V171H113V173L116 175V173H117V175H119V176H121V174H122V176L123 175H125L126 176V178H122V176L120 177V178H122V179H125L126 181H121V182H124V184L122 183V187L121 186H118V182L120 181V178H117V176L115 177V179H114V177H112V175H114L113 173H111L112 175L110 176L112 179H110V181L108 182V180L106 181L105 180V182H102L103 180H104V178H103V176H102V178L101 177H99V178H95L94 179V177H92L91 178V176H93L94 174H96V171H97V168H99ZM103 166H107L105 169H103ZM119 166H120V168H119ZM164 166V167H163ZM173 166H174V168H173ZM176 166V167H175ZM180 166V167H179ZM184 166H185V168H184ZM223 166V167H222ZM234 168H232V167ZM248 166V167H247ZM7 167H8V169H7ZM73 167V168H72ZM84 167V168H83ZM96 168L95 170H94V168ZM111 167V168H110ZM122 167V168H121ZM126 167V168H125ZM194 167V168H193ZM200 167V168H199ZM242 167V168H241ZM259 167V168H258ZM30 168V169H29ZM46 168H48V169H46ZM67 168V169H66ZM68 168H69V170H68ZM89 168V169H88ZM108 168H110V169H108ZM113 168V169H112ZM116 168V169H115ZM134 168V170H132V173H134V174H136L135 172H138L137 173V175H135L137 178H135V181H133L134 183V191H136L137 193H138V195H136V198H138L137 200H139V202L135 199V197H134V200H136V202H137V204L138 205H140V203H142V205L140 206V207H138L137 206V204L135 203V204H131L132 202H134L133 200H131V202L129 201V203H130V205H132V206H136V207H138V209L136 208V210L134 211V209H135V207L133 208V207H129L128 205H129V203L127 204V202H126V205H124V207H122L121 209L123 210V208L126 210V207L127 208H129L130 210L133 208V210H132V212L130 213V215L132 216H130L129 215V213H128V211L126 210H124V211H121L120 209V211H115V212H113L111 215V217H113V218H111V221L109 220L110 219V217H108L107 215H106V213L104 212V210H102V211H100L99 209H98V207L96 206L97 204H95V202L97 203V201L99 200L100 201V203H101V200L99 199V195H101V197L103 198V195L104 196H106V194H108V192H110L112 189H114L115 187H116V185L118 186V190H120V188L119 187H121V190H120V193L122 194H126L127 192H128V189H126L127 187L129 188V185L127 184L128 182H127V180H128V174L131 172V169H133ZM145 168V169H144ZM165 170H164V169ZM187 168V169H186ZM196 168H198V169H196ZM232 168V169H231ZM245 168V169H244ZM0 169V170H1ZM5 169H7L8 171H6ZM22 169H24V170H22ZM41 169V170H40ZM44 169H46V170H51V172H52V174H54V175H56V176H58V177H56V176H52V174H50L51 172H48L47 171V173L50 175V176H52V177H50V179H52V181L54 180V181H56L57 180V178H59L58 180H57V182H52L51 180H48V178L49 177H47L48 175H47V173H45L46 172V170L45 171H43L42 172V170H44ZM53 169H55L54 168V166H53ZM63 169V168H62ZM61 169V170H62ZM63 169V170H64ZM76 169H77V171H76ZM78 169H80V170H78ZM93 169V170H92ZM118 169V170H117ZM125 169V170H124ZM157 169H159V170H157ZM177 169V170H176ZM196 169V170H195ZM203 169V170H202ZM225 169V170H224ZM228 169H230V170H228ZM9 170H11V172L9 171ZM29 170H31V171H29ZM39 170H40V172H42L41 173V175H40V172H39ZM68 170V171H67ZM89 170H91V171H89ZM103 170V171H102ZM106 170V171H107ZM130 170V171H129ZM146 170V171H145ZM161 170V171H160ZM168 170H169V172H168ZM180 170V171H179ZM197 170H199V171H197ZM222 170H224V171H222ZM227 170V171H226ZM233 171V172H235L236 174H239V175H241V172H242V174H243V172H244V174H246V175H251V176H253L252 178L249 176V178L251 179L249 182H251L250 184L253 186V188L251 187V189H250V191H251V193H250V191H249V189H247V191H249L248 193H247V191L245 192V194H244V196L245 195H249V197L248 198H250V196L252 197L251 198V202L249 203V202H244V206H242L243 207V209L245 208L246 210L244 211V210H242V208H241V212L239 211L238 213H240L241 215H244V216H241V218H242V221H241V227H240V223L238 224L239 225V232L237 231V232H235L234 233V236L232 237L233 238V243L232 244H230L229 243V245H230V249H227V247H226V249L228 250V252L226 251V249H225V247L224 246H227V243L225 242V241H222V239H220V236H221V230L224 232L225 231V224H226V219H227V223L229 222V220H230V216H231V214L229 213V212H231L232 213V211H233V206H234V204H235V206H236V204L237 203H239V199L237 200V201H235L234 203L232 202V204H233V206H232V204L230 203V205L231 206H229V204H228V206L227 205H225V207L227 206V208L224 210L223 208H222V210H224L221 214L220 213H216L215 211H214V213H212V215L210 216H207V217H204V219H202V218H194V219H192L191 218V216H185V215H178V217H175V218H177L176 220H178V219H180L181 221L182 220H184V218H185V220L184 221H182V226L184 225V223H185V221H186V223L187 222H189V224L187 223H185V226L182 228L183 230H186L187 228L186 227H188L189 228V230H190V228H192V229H194L193 231L195 232H191L192 231V229H191V231H187L186 230V232L184 233V231H183V233L184 234H190L191 236L189 237V234L187 235V236H182V237H180L181 239H180V241L181 242H179V239H177L176 240V237L173 239V238H171L170 239V237H173V234H174V236H176L175 234H177L178 232H176V230L175 229H177L178 228V226L176 227V226H173V225H171V224H174L175 223V219L174 220H172V218L173 217H171V216H174L173 214L171 215V213L169 212V211H167L166 209V202H165V200H163V198L162 197H164V196H162V195H166V196H168L167 195V193H169V195H170V191L169 192H167V193H165L166 192V189H169L168 188V183H170L169 182V179L168 178H171L170 179V181L172 182V180L174 181L175 180V178H178V176L179 177H182V178H184V179H188V180H190L191 179V181H196L197 183L199 182L198 181V179H200V178H211L212 179V177H213V179L215 178V177H219L220 175H222L221 173H226V172H228V171ZM245 170V171H244ZM22 171L24 172L23 173V175H22V177H21V175H19L20 173L22 174ZM76 171V172H75ZM94 171V172H93ZM118 171H119V173H118ZM122 171V172H121ZM134 171V172H133ZM143 171V172H142ZM248 171V172H247ZM0 172H2V171H0ZM15 172V173H14ZM20 172V173H19ZM27 172V173H26ZM74 172V173H73ZM79 172V173H78ZM89 172V175L91 174V176H88V174H86V173H88ZM93 172V173H92ZM98 172V171H97ZM100 172V173H101ZM108 172V171H107ZM129 172V173H128ZM153 172V173H152ZM163 172V173H162ZM176 172H177V174H176ZM180 172H182V174L180 173ZM186 172V173H185ZM189 172V173H188ZM203 172V173H202ZM245 172H247V173H245ZM26 173V174H25ZM28 173H30L29 175H27ZM68 173V174H67ZM86 175H85V174ZM99 173V172H98ZM109 173V172H108ZM127 173V174H126ZM158 173V174H157ZM173 173H175V174H173ZM180 173V174H179ZM248 173H252V174H248ZM43 174V175H42ZM44 174H46V175H44ZM73 174H75V175H73ZM163 174H164V176H163ZM188 176H187V175ZM17 175H19L20 176V178H19V176H17ZM38 175V176H37ZM96 175H98V174H96ZM176 175V176H175ZM181 175V176H180ZM192 175V177H190V176ZM207 175L209 176V177H207ZM214 175V176H213ZM14 176V175H13ZM14 176V177H15ZM39 176H44L43 178L42 177H40L39 178ZM45 176L47 177V178H45ZM73 176V177H72ZM79 176V177H78ZM84 176V177H83ZM86 176V177H85ZM100 176V175H99ZM169 176H171V177H169ZM174 177V179H173V177ZM197 178H196V177ZM63 179H62V178ZM109 177V178H110ZM124 177V176H123ZM159 177V178H158ZM161 177H163V178H161ZM166 177H167V180H166ZM22 178V179H23ZM37 178V179H36ZM72 178V179H71ZM79 178V180H77ZM80 178H82V179H80ZM101 178V179H100ZM116 178H117V180H119V181H117L116 180ZM149 178V179H148ZM154 178V179H153ZM209 178V179H210ZM262 178H263V180H262ZM14 179V178H13ZM11 180V181H13V182H11V184L12 185H15L16 183L18 184V187H21V185L20 184H22V187L23 186H25L26 187V183H29L27 180H25V181H27V182H19V181H17L16 183L14 182V180H16V179H14V180ZM22 179H21V181H22ZM36 179V180H35ZM38 179H39V181H41L42 179H43V181H41L40 183H39V181H38ZM70 179V180H69ZM75 179V180H74ZM84 179V180H83ZM146 180V181H144V180ZM164 181H162V180ZM253 179V180H252ZM24 180V179H23ZM46 182H45V181ZM68 180H69V182H68ZM81 180V181H80ZM137 180V181H136ZM48 181H49V183H50V185H49V183H48ZM74 181V182H73ZM94 181V183H92ZM96 181V182H95ZM99 181V182H98ZM145 183H144V182ZM261 181V182H260ZM263 181V182H262ZM37 182V183H36ZM59 182V183H58ZM79 182V183H78ZM86 182V183H85ZM103 184V183H108V185L109 186H111V187H113L114 185H115V187H113V188H110L108 185H106L105 186V184H104V186L101 184V183ZM127 182V183H126ZM138 182V183H137ZM255 184H254V183ZM42 183V184H41ZM58 183V184H57ZM90 183H91V185H90ZM95 183H98V184H95ZM100 183V184H99ZM137 183V184H136ZM167 185H166V184ZM258 183V184H257ZM17 184L15 185V186H17ZM54 186L53 188H52V185ZM55 184V185H54ZM60 184V185H59ZM88 184V185H87ZM114 184V185H113ZM135 184H136V186H135ZM156 184V185H155ZM249 184V183H248ZM249 184V185H250ZM259 184H260V186H259ZM262 184V185H261ZM20 185V186H19ZM32 185H33V187H32ZM45 185V186H44ZM72 185V186H71ZM97 185V186H96ZM102 185V188L104 189H102L100 186ZM121 185V184H120ZM145 185V186H144ZM162 185V186H161ZM250 185V186H251ZM68 186V187H67ZM91 186V187H90ZM95 186V187H94ZM167 186V187H166ZM248 186V185H247ZM18 187H17V189H18ZM21 187V188H22ZM45 187V188H44ZM64 187V188H63ZM90 187V188H89ZM106 187V188H105ZM133 187V186H132ZM136 187V188H135ZM158 187V188H157ZM165 187V189H163ZM28 188H31V189H28ZM56 188V192H54L53 194H51L54 190L53 189H55ZM74 188V189H73ZM142 188V189H141ZM259 188H261L260 190H259ZM33 189V190H32ZM57 189H59V190H57ZM62 189V190H61ZM81 189V190H80ZM94 189V190H93ZM99 189H101V190H99ZM152 189V190H151ZM157 191H156V190ZM30 190V191H29ZM51 190H53L52 192H50ZM66 190V191H65ZM68 190V191H67ZM90 190H91V193L93 194H90V195H92V196H90V195H88V193H90ZM97 192H96V191ZM110 190V191H109ZM144 190V191H143ZM147 190V191H146ZM185 189H183L182 190V198H185V197H188L189 195V197H191V195L193 196L194 195V193H195V191L194 190H192V189H186L185 191H184ZM50 192V194L48 193L47 194V192ZM57 191H59L58 193H57ZM72 191V192H71ZM101 191V192H100ZM108 191V192H107ZM122 191V192H121ZM124 191H126V192H124ZM168 191V190H167ZM184 191V192H183ZM193 191V192H192ZM32 192V193H31ZM35 192V193H34ZM62 193V195H60L59 193ZM66 192V193H65ZM103 192V193H102ZM107 192V193H106ZM139 192L141 193V194H139ZM158 192V193H157ZM41 193V194H40ZM63 193H64V195L66 194V196L64 197V195H63ZM98 193V198L97 197H95L96 199H98L97 201H96V199H94V196H97L96 194ZM106 193V194H105ZM156 193H157V195H156ZM184 193H186V194H184ZM191 193V194H190ZM247 193V194H246ZM250 193V194H249ZM7 194H8V192H7ZM37 194V195H36ZM57 194H59V195H57ZM84 194V195H83ZM86 194V195H85ZM95 194V195H94ZM172 194V193H171ZM35 195V196H34ZM40 195V196H39ZM46 195H51L50 197H52L51 199H50V197H46L45 198V196ZM54 195H56L55 197L57 198L56 200L54 199L55 197H54ZM153 195V196H152ZM173 195V194H172ZM186 195V196H185ZM60 198H59V197ZM87 196V197H86ZM151 196V197H150ZM165 196V197H166ZM260 196V197H259ZM7 197H9V196H7ZM28 197V198H27ZM38 197V198H37ZM41 197V198H40ZM64 197V198H63ZM69 197V198H68ZM71 197V198H70ZM91 197H92V199H91ZM143 197V198H142ZM146 197V198H145ZM155 197V198H154ZM165 197H164V199H165ZM78 198V199H77ZM86 198V199H85ZM101 198V199H102ZM156 198H158V200H156ZM246 199L247 198V196H245V197H241V199H242V201H240V202H243V200L244 199ZM33 199V200H32ZM36 199V200H35ZM44 199V200H43ZM46 199H49V200H46ZM61 199V200H60ZM67 199V200H66ZM85 199V200H84ZM254 199V200H253ZM255 199H256V201H255ZM258 199V200H257ZM50 200L52 201H56V203H55V201L53 202V204H55L56 205V207H55V205H53L52 204V202H50ZM57 200H58V202H57ZM146 200V201H145ZM149 200V201H148ZM25 201V202H24ZM29 201V202H28ZM31 201H32V203H31ZM39 201V202H38ZM44 201L45 202H47V204L50 202L51 203V205H53V206H51V207H48L47 206V204L46 203H44ZM62 201H64V202H68L67 204L66 203H62ZM78 201V202H77ZM92 201H94V203H92ZM98 201V202H99ZM145 203H144V202ZM249 201V200H248ZM22 202H23V204H22ZM60 202V203H59ZM86 202H87V204H86ZM149 202V203H148ZM261 202V201H260ZM13 203V204H14ZM85 203V204H84ZM159 203V204H158ZM164 203H165V205H164ZM253 203V204H252ZM44 204H46L45 206H43ZM93 204V205H92ZM241 204V203H240ZM246 204H248V205H246ZM30 205V206H29ZM34 205H36V206H34L35 208H33V206ZM68 205V206H67ZM73 205V206H72ZM75 205V206H74ZM86 205H89L88 207V209L85 207ZM96 207H95V206ZM100 205V204H99ZM98 205V206H99ZM159 205V206H158ZM237 205H239V204H237ZM251 205V206H250ZM10 206V207H9ZM13 206H15V207H13ZM27 206V207H26ZM77 206V207H76ZM246 206H248V207H246ZM53 207H54V209H53ZM68 207V208H67ZM84 207H85V209H87V212H88V210L91 212H89V215H88V213H87V216L86 215H84V213H85V210H83L84 209ZM143 207V208H142ZM36 208H38V209H36ZM39 208H40V210H39ZM48 208V209H47ZM78 208H79V210H80V212H82L81 210H83V214L82 213H79L78 211ZM91 208V209H90ZM147 208V209H146ZM154 208V209H153ZM159 208H161L162 209V211H160V209ZM163 208H164V210H163ZM19 209V210H20ZM25 209V210H24ZM45 209H46V211H45ZM50 209V210H49ZM77 209V210H76ZM9 209H7V212H9L10 213V211H8ZM32 210V211H31ZM36 212H35V211ZM51 211L52 210V212H50V213H48L49 211ZM57 210V211H56ZM100 211V212H102V213H100V212H98V211ZM155 210V211H154ZM230 210H232V211H230ZM248 210V211H247ZM44 211V212H43ZM48 211V212H47ZM54 211V212H53ZM68 211V212H67ZM74 211V212H73ZM92 211H94V213L92 212ZM149 213H147V212ZM164 211V212H163ZM34 212L36 213V214H34ZM45 212H47V214H49V215H51V216H49V215H47ZM77 212V213H76ZM116 212H118V213H116ZM142 212H144V214H142V216L143 215H145L146 214V218L147 219H149L150 220V222L148 223V221L146 220V218H145V216H144V218L145 219H142V220H140V217L141 218H143L142 216H140L141 215V213ZM169 212V213H168ZM211 212H213V211H211ZM210 212V213H211ZM221 212V211H220ZM227 214H226V213ZM243 212V213H242ZM53 213V214H52ZM67 213V214H66ZM103 217H101L99 214ZM105 213V214H104ZM116 213V214H115ZM133 213V214H132ZM151 213V214H150ZM159 213V214H158ZM165 213L166 214H168L167 216L165 215ZM237 213V214H238ZM245 213V214H244ZM252 213V214H251ZM8 214V213H7ZM86 214V213H85ZM103 214L105 215V216H103ZM114 214V215H113ZM117 214H118V216L119 217H117ZM119 214H121V215H119ZM125 214H128V216H125ZM135 214V215H134ZM154 214V215H153ZM162 214V215H161ZM219 214L221 215V216H219ZM239 214V215H240ZM11 215H12V217H11ZM30 214H27V215H25V216H27V217H29V216H31ZM47 215V216H46ZM54 215H55V217H54ZM95 215V216H94ZM116 215V216H115ZM134 215V216H133ZM147 215L149 216L150 215V217L152 218V219H150V217L148 218L147 217ZM152 215V216H151ZM158 215V216H157ZM164 215V216H163ZM227 215H229V217L227 216ZM67 216H68V218H67ZM70 216V217H69ZM86 216V217H85ZM90 216V217H89ZM98 216V217H97ZM106 216H107V218H106ZM114 216H115V218H114ZM129 216H130V218H131V220L132 221H130V219H128L129 218ZM155 216H157V217H161V216H163V218L161 217L160 218V220H159V222H160V224H157L156 222L158 221V220H156L157 219V217H154ZM217 218H216V217ZM218 216H219V219H218ZM227 216V217H226ZM247 216H249V217H247ZM92 217H93V219H92ZM96 219H95V218ZM105 217V218H104ZM125 217H126V219L127 220H129V223L127 222V220L125 219ZM128 217V218H127ZM134 217H136L137 218V220L140 222V224L138 223V221H136V224L135 223H132L133 222V220L135 219ZM165 217H167V218H165ZM171 219H170V218ZM187 217V218H186ZM208 217H209V219H208ZM221 217H223V218H221ZM252 219H251V218ZM3 218H4V220H3ZM13 218V219H12ZM74 218H76V219H74ZM119 218V219H118ZM134 218V219H133ZM139 218V219H138ZM191 218V219H190ZM206 218V219H205ZM210 218H213V219H210ZM15 219V220H14ZM44 219V222H43V224H42V220ZM57 219V220H56ZM58 219L60 220L58 223H56V221H58ZM71 219V218H70ZM74 219V220H73ZM88 219H89V222H88ZM95 219V221H96V223L98 222H100V221H98L99 219H101V221L102 220H104V221H106V223L105 224H108V220H109V222H110V224H113V222H112V220L114 221V224L115 225H118V226H115L114 224V226L113 227H117V229H119V231H116L114 228V230H115V232H117V234L119 235L118 237H117V234H114L112 231L110 232V233H113V237L112 238H115V239H117V238H122V239H120L119 238V240L122 242L121 243V245H122V247H121V245H120V247H119V243H118V245L116 246V244H114L113 243V241H114V239H112V238H110V236H112V234L110 235V233H109V231H107L106 230V228L105 227H103L102 225H104V222L102 221V223L101 224H98L97 226H96V223H95V221H91V220H94ZM106 219V220H105ZM118 219V220H117ZM122 219V220H121ZM159 219V218H158ZM164 219V220H163ZM168 219L169 221H171V223H170V225H169V223H168V226H167V223L165 222L166 220ZM196 219V220H195ZM197 219H199L201 222H199ZM1 220H2V222H1ZM11 220H14V221H11ZM26 220V224L25 223H21L22 225L23 224H25V225H21L20 224V222H24ZM36 220L38 221H40V223H39V221L38 222H36ZM46 220V221H45ZM86 220V221H85ZM117 220V221H116ZM144 220V221H143ZM154 220H156V222H154ZM167 220V221H168ZM191 220V221H190ZM218 220V221H217ZM250 220V221H249ZM12 223H11V222ZM51 221V220H50ZM70 221H74L73 223V225L71 226V222ZM77 221V222H76ZM85 221V222H84ZM121 221V222H120ZM142 221V222H141ZM193 221H195V222H193ZM203 221L205 222L204 224H203ZM209 223H208V222ZM215 221H217L216 223H215ZM82 222V223H81ZM112 222V223H111ZM134 222H135V220H134ZM145 222H147V223H145ZM164 222V223H163ZM172 222H174V223H172ZM191 222V223H190ZM195 224V225H193V223ZM212 222V223H211ZM252 222V223H251ZM47 223V224H48ZM77 223H79V225H77ZM87 223V224H86ZM95 223V224H94ZM125 223H127L128 225H126ZM130 223H131V225H130ZM153 223H154V225H153ZM199 223L201 224V225H199ZM208 223V224H207ZM221 223V224H220ZM225 223V224H224ZM57 224V225H56ZM82 224V225H81ZM83 224H85V226L83 225ZM90 224V225H89ZM126 225L127 227L130 225V227H132V224H134L133 226H134V228L130 231V229L128 230L127 229V227L126 226H124V225ZM157 224V225H156ZM163 224V226L164 227H166L167 229L168 228H170L171 226V230H172V228L174 227H176L175 229H173L172 231L173 232H171V234H172V236H170L169 235V233L167 232V231H169L170 229H166L165 228V230H167V231H163V228L164 227H162V229H161V225ZM166 224V225H165ZM206 224V225H205ZM212 224V225H211ZM2 225V224H1ZM17 225V226H16ZM27 225H29V226H31V229L34 231H31V233H32V235H34L33 237H34V239L35 240H33L32 238V235H31V233L28 235V227L29 226H27ZM46 225V224H45ZM44 225V226H45ZM86 225H89V226H86ZM100 225H101V227L104 229V231L103 232H105V230L107 231V237H105L104 236V240L102 239V242H101V239H100V242H98L99 240H97L98 239V237H97V231L99 230V229H102L101 227H100ZM121 225H123L124 227H126L125 229H127V231H130V232H127L126 230H124L123 228H118L119 226H121ZM152 225V226H151ZM191 225V226H190ZM203 225H205L204 226V228H208L209 230H207V232L208 231H210L209 233H207L206 232V234H204V233H201V230H202V228H203ZM208 225V226H207ZM210 225V226H209ZM216 225H218V226H215ZM238 225H237V227H238ZM38 226V227H37ZM41 226V227H40ZM56 226H58L57 228H56ZM79 226V227H78ZM94 226V227H93ZM144 226V227H143ZM156 226V228H155V230L153 229L154 227ZM159 226H160V228H159ZM220 226H222V227H220ZM242 226H243V229H242ZM20 227V228H19ZM27 227V228H26ZM71 227V228H70ZM77 227V228H76ZM87 227H89V228H87ZM96 227L97 228H99V229H96ZM143 229H141V228ZM158 227V228H157ZM202 227V228H201ZM224 227V228H223ZM237 227L235 228V229H232V232L235 230H238L237 229ZM18 228V229H17ZM35 228L37 229V230H35ZM67 228H69V229H67ZM72 228H74V229H72ZM76 228V229H75ZM86 228V229H85ZM93 230H92V229ZM95 228V229H94ZM138 228H140V229H138ZM184 228H186V229H184ZM197 230H196V229ZM198 228H201L199 231L200 232H197L198 231ZM203 228V229H204ZM220 228H222V229H219ZM20 229H22L21 231H22V234L24 235L25 233L27 234V237H26V239L24 238V237H22V235H20L21 236V238H24V241H23V239H21L20 237H19V234L21 233L20 232ZM23 229H26L27 230V232H25V233H23L24 232V230ZM71 229V231H68V230H70ZM102 229V230H103ZM120 229L122 230L123 229V231H125L124 233L125 234H120ZM157 229H160L162 232H164V233H167L168 234V240L170 239L171 240V244L170 243H168V242H170V240L168 241L167 239H165V240H167V242L165 243L164 242V239L163 240H160V241H162V243L160 242V241H155L154 243H157V244H154L153 245V243H147V244H150V246L149 245H147L146 246V250L147 251H144V250H142L141 251V257L142 256H144V258H141V261H140V257H136V255H137V253L139 252L137 249L139 248V246H138V244H139V240L141 239V237H144L145 236V234H147V236L149 235V240H148V237H147V240H148V242L150 241V239H151V237H150V235L152 234V235H154L155 233V231L157 230ZM210 229H212V230H210ZM213 229H214V231L216 230H218L219 232H220V235H219V232H217L216 233V231H215V233H214V231H213ZM14 230H16L17 232H15V233H18L19 232V234H16L19 238H17V236L16 235H14L15 236V238H13V236L11 237V231L14 233ZM25 230V231H26ZM60 230L58 231V232H60ZM85 230V231H84ZM95 230H97V231H95ZM102 230H100V231H98V232H102ZM175 230V231H174ZM178 230V229H177ZM180 230L181 229H179V233H182V232H180ZM35 231H37L36 232V234H34L35 233ZM40 231V230H39ZM83 231V232H82ZM182 231V230H181ZM203 231V230H202ZM57 232V233H58ZM76 232V233H75ZM96 232V233H95ZM102 232V233H103ZM133 234H132V233ZM174 232H176V233H174ZM214 234H213V233ZM231 232V231H230ZM3 233V232H2ZM86 233L89 235V234H91L92 233V235H89V236H92V238L91 237H89L88 235H86ZM134 233H136V234H134ZM151 233V234H150ZM191 233H193V234H191ZM25 234V235H26ZM70 234V235H69ZM78 234H79V236H80V239H79V236H78ZM143 234V235H142ZM202 234H204L206 237H203V236H201ZM213 234V235H212ZM223 234V233H222ZM241 234V235H240ZM4 235V233H3V235L2 236H5ZM10 235V236H9ZM13 235V234H12ZM31 235V236H30ZM57 235H60V233H58V234H56V233H54V235L53 236H49L50 238L51 237H55V240L53 241V239L54 238H52V239H49V238H46V237H48V236H46V237H44L43 239H45V241L43 240V242H45V245H49V246H52V247H56V245H55V243L57 244V238H59V236L57 237ZM60 235V236H61ZM69 235V236H68ZM74 235V236H73ZM76 235V236H75ZM96 235V236H95ZM106 235V234H105ZM109 235V236H108ZM121 235V236H120ZM122 235H123V237H122ZM127 235V236H126ZM129 235H131V236H129ZM134 235V236H133ZM140 235L141 237H140V239L138 238V236ZM193 235V236H192ZM200 236V237H202V238H198V236ZM208 235V236H207ZM211 235V236H210ZM215 235H217L218 237H219V239H218V237L216 236L215 237ZM29 236V237H28ZM125 236H126V238L128 237V239L129 240H127L126 238H125ZM197 236V237H196ZM215 237V239H214V237ZM226 236H227V234H226ZM238 236H239V238H238ZM10 237V238H9ZM31 237V238H30ZM57 237V238H56ZM78 237V238H77ZM84 237V238H83ZM91 238V240L89 239V238ZM109 237V238H108ZM135 237H137V238H135ZM187 237V238H186ZM193 237H194V239H193ZM207 237H209L208 239H210L211 237L213 238V239H210L209 240V243H211V240H212V244H209L208 243V240H207ZM236 237H237V239H236ZM17 238V239H16ZM95 238V239H94ZM145 238H146V236H145ZM153 238V237H152ZM177 238H179V236H177ZM190 238V239H189ZM197 238V239H196ZM217 238V239H216ZM16 239V240H15ZM30 239V240H29ZM78 239V240H77ZM109 239V240H108ZM132 239V240H131ZM139 239V240H138ZM161 239H162V237H161ZM196 240L195 241V243L193 242V240ZM206 239V240H205ZM238 239H239V241H238ZM33 242H32V241ZM46 240H48V241H46ZM82 240V241H81ZM88 240V241H87ZM95 240V242H93ZM112 240V241H111ZM126 240V241H125ZM153 240V239H152ZM151 240V241H152ZM173 240L175 241H178L177 243L180 245V243H182L181 245H180V247H178V246H175L176 248H173L172 246L173 245H176V242H173ZM187 240H188V242H187ZM200 240V241H199ZM220 240V241H219ZM30 241V242H29ZM106 241V242H105ZM107 241H110L111 243H112V245H111V248H110V244H108L109 242H107ZM199 242V243H196V242ZM204 241L207 243L206 245H208V249H209V252L207 253V251H208V249L207 248H205L206 246H202V245H204ZM219 241V242H218ZM221 241H222V243H221ZM15 242V243H14ZM20 242V243H19ZM25 242H26V244H25ZM47 242V243H46ZM49 242V243H48ZM93 242V243H92ZM104 242V243H103ZM115 242V241H114ZM160 242V243H159ZM165 243V245H164V243ZM214 242H218V243H221V245L220 244H218V243H216V245H215V243ZM241 242V241H240ZM17 243H18V245H17ZM71 243V242H70ZM101 243H103L102 245H101ZM124 243V244H123ZM125 243H129V245L127 244H125ZM213 243H214V245L215 246H213ZM225 243H226V245H225ZM19 244H22V246L21 245H19ZM27 244L28 245H31L32 244V247L30 246V248H35V250H34V252H31V250L27 247ZM80 244V245H79ZM160 244H163V245H160ZM168 244H170V246L174 249H172L171 251H173L172 253H171V251L169 250V248L171 249V247L168 245ZM177 244V245H178ZM197 244H199V245H201V246H199V245H197L198 247L196 248L195 246ZM35 245H37V246H35ZM55 245V246H54ZM87 245V246H86ZM98 245V246H97ZM101 245V246H100ZM126 245V246H125ZM131 245V246H130ZM135 245H136V247H135ZM155 245H157V247L158 248H161V247H163L164 246V248H161L162 250H163V253H162V250L160 249V250H158V248L156 249L155 248ZM168 245V246H167ZM195 245V246H194ZM209 245H211V246H209ZM237 245V246H236ZM34 246V247H33ZM41 246V245H40ZM97 246V247H96ZM107 247V250H108V248H110V249H112L110 252L109 251H106V248H105V250H101V249H103V248H101V247ZM130 248H129V247ZM195 248H194V247ZM220 246H222V247H220ZM233 246V247H232ZM22 247V248H21ZM38 247V248H37ZM98 247H100L101 249H98ZM127 248V249H125V248ZM132 247H134V248H132ZM147 247H149L148 249H147ZM169 247V248H168ZM183 247V248H182ZM220 249H219V248ZM9 248V249H8ZM11 248H13V249H11ZM14 248H20L19 250L20 251H18V249H14ZM36 248H37V250H36ZM82 248H83V250H82ZM114 248V249H113ZM120 248V249H119ZM124 250H123V249ZM137 248V249H136ZM166 248V249H165ZM168 248V249H167ZM179 248V249H178ZM199 248H200V250H199ZM204 248V249H203ZM214 248V249H213ZM216 248V249H215ZM218 248V249H217ZM222 248V249H221ZM231 248H232V250H231ZM22 249V250H21ZM76 249V250H75ZM81 250V252H80V250ZM131 249L133 250V252H135V253H133L132 251H131ZM134 249H135V251H134ZM176 249V250H175ZM203 249V250H202ZM237 249V250H236ZM13 250V251H12ZM14 250H16V252H14ZM24 250V251H23ZM54 250V251H53ZM100 250V251H99ZM118 250V251H117ZM139 250H141L140 248H139ZM156 250H157V252H158V254H156L157 252H156ZM166 250V251H165ZM167 250L171 253V255H170V253L169 252H167ZM196 250V251H195ZM29 252L28 254H27V252ZM39 251H41L42 253H40ZM76 251V252H75ZM93 251V252H92ZM106 251V252H105ZM120 251V252H119ZM123 251V252H122ZM136 251H137V253H136ZM147 252V253H144V252ZM155 251V252H154ZM164 251L166 252V253H164ZM174 251H177V253L179 254V256L178 257H180V258H178L177 259V256H176V258H174L173 256H174V254L173 253H176V252H174ZM182 251V253H180ZM199 251H200V253H199ZM203 251V252H202ZM216 251V252H215ZM19 252H21V253H19ZM24 252V253H23ZM26 252V253H25ZM36 252V253H35ZM40 254H39V253ZM54 252V253H53ZM57 252V251H56ZM78 252V253H77ZM100 252L102 253L103 252V254L102 255H106V257L105 256H102L103 258H101V255H100ZM128 252H129V254H128ZM224 252V253H223ZM235 252V253H234ZM12 253H13V257H14V260H12V261H15V262H12L11 261V259H13V257L11 258V259H9L11 256H12ZM20 254L19 255V257H17V256H15V255H18V254ZM81 253V254H80ZM116 253V254H115ZM143 253V254H142ZM176 253V254H177ZM202 253H204V254H202ZM207 253V254H206ZM223 255H222V254ZM226 253H228V254H226ZM21 254L23 255V257H21ZM27 254V255H26ZM33 254V255H32ZM87 254V255H86ZM136 254V255H135ZM139 254V253H138ZM151 254V255H150ZM164 254H165V256H164ZM167 254H169V259L167 260L166 258H167ZM175 254V255H176ZM182 254V256H180ZM185 254V255H184ZM200 254V255H199ZM211 254H212V256L213 257H211ZM216 254H218V255H216ZM232 254V255H233ZM238 254V253H237ZM26 255V256H25ZM39 255V256H38ZM41 255V256H40ZM85 255V256H84ZM111 256V258H110V256ZM126 255V256H125ZM132 255V256H131ZM140 255H137V256H140ZM202 255H203V258L204 259H206L205 260V262H207V261H209V262H207V263H205V262H203V260H202ZM206 255H207V257H206ZM210 255V256H209ZM222 255V256H221ZM228 257H227V256ZM233 255V256H234ZM4 256V255H3ZM4 256V257H5ZM8 256V257H7ZM32 256H34V257H32L33 259L34 258H37V259H35L34 261H33V259H31V257ZM46 257L45 259H44V257ZM52 256V257H51ZM84 256V257H83ZM87 256H89V257H87ZM98 258V260H97V258ZM100 256V257H99ZM116 256H117V258H116ZM145 256H146V259H148V260H146L145 259ZM154 256V257H153ZM201 257V258H198V257ZM217 256H219V257H221V259L223 258V260H221V259H219V257H217ZM231 256V257H230ZM16 257V258H15ZM21 257V258H20ZM25 257V258H24ZM29 257V258H28ZM40 257H42V260H41V258ZM63 257V256H62ZM65 258H62L63 259V261L65 262V263H70V261L67 259V257L66 256H64ZM91 257V258H90ZM128 257V258H127ZM131 257L133 258V259H131ZM173 257V259H170V258H172ZM181 257H182V259H181ZM192 257H195V258H192ZM212 258V259H210V258ZM216 257V258H215ZM39 258V259H38ZM60 258H61V256H60ZM81 258H82V260H81ZM107 258V259H106ZM115 258V259H114ZM125 258H126V260H125ZM135 258V259H134ZM154 258V260L153 261H156L157 263L160 261V263L161 264H165V263H163L164 261H162L161 262V259H162V256L160 255V257H159V259L157 258V259H155ZM165 258V259H164ZM190 258V259H189ZM198 258V259H197ZM215 258V259H214ZM226 258H228V259H226ZM10 260V262H9V260ZM17 259V260H16ZM19 259H21V260H19ZM27 261H26V260ZM86 259H89V260H86ZM93 259V260H92ZM118 259V260H117ZM120 259V260H119ZM121 259H123V260H121ZM142 259H144V262L142 261ZM191 259L193 260V263L191 262ZM7 260H8V262H7ZM19 260V261H18ZM41 260V261H40ZM113 260V261H112ZM128 260V261H127ZM146 260V261H145ZM158 260V261H157ZM175 260H177V261H175ZM182 260V261H181ZM190 260V261H189ZM213 261V262H217V263H211V261ZM214 260H216V261H214ZM225 260V261H224ZM228 260L230 261V262H228ZM29 261V262H28ZM67 261H69V262H67ZM126 261V262H125ZM152 261V262H153ZM195 261V262H194ZM233 261H235V260H233ZM2 262V263H1ZM35 262V263H34ZM86 262V263H85ZM102 262V263H101ZM141 262V263H140ZM151 261H150V263H152ZM183 262V263H182ZM191 262V263H190ZM225 262V263H224ZM20 263V264H21ZM64 263V264H65ZM130 263V264H131ZM154 263V262H153ZM152 263V264H153ZM160 263H158V264H160ZM235 263H236V261H235ZM235 263H232V264H235ZM155 264V263H154Z\"/></svg>",
    "mask_w": 264,
    "mask_h": 264
},
{
    "label": "bare ground",
    "instance_id": "bare-ground-1",
    "mask_svg": "<svg viewBox=\"0 0 264 264\" xmlns=\"http://www.w3.org/2000/svg\"><path fill=\"white\" fill-rule=\"evenodd\" d=\"M12 1V0H11ZM10 1V2H11ZM14 1V0H13ZM17 1V0H16ZM16 1H14V4H15V2ZM62 0H45V1H41V0H29V4L30 5H23V1H22V3H21V1H19L20 2V6L19 7H24L23 9H24V11L21 9V8H19V10L21 9V14L22 13H24L25 14V16H24V14H23V16H21V15H19L20 13H18V14H16V13H14L16 10L18 11V8H16L15 7V5H12L11 4V6L9 5V8H5L6 10H5V13L6 14H4L5 15V17H6V21H5V25H6V28L10 25V24H12L13 25V22L15 23V25H16V22H17V19H19L20 18V20H18V22H17V25L19 24V21H20V23H21V18L23 19V17H26V16H28L29 14H30V18H35V16H34V12L37 10L38 11V9H39V13H40V9H41V7L42 8H44L43 6H49V8H51V9H49V11H52V12H54V10L56 9V12H58V10L57 9H59V11L61 12V11H66V12H64V13H67V9L68 8H65L64 10H62L63 8H64V5H66V3L65 4H63L62 2H64V1H62ZM92 1V0H91ZM99 1V0H98ZM101 1V0H100ZM110 1V0H109ZM109 1H107V2H109ZM113 0H111V2H112ZM120 1V0H119ZM130 1V0H129ZM142 1V0H141ZM147 1V0H146ZM150 1V0H149ZM158 1V0H157ZM156 1V2H157ZM180 1V0H179ZM191 1V0H190ZM205 1V3H203ZM202 3H200L198 0H197V2H199V4H202V5H204V4H206L205 6H204V8L205 7H207L208 8V6L210 7V5L213 3V4H215L214 2H216V0L214 1H209V0H204ZM207 1V2H206ZM232 1V0H231ZM239 1V0H238ZM238 1H237V3H238ZM244 1V0H243ZM242 1V2H243ZM246 1V0H245ZM254 1V0H253ZM259 1V0H258ZM9 3L8 1H6L5 0V2L4 3ZM24 2H25V0H24ZM26 2H27V0H26ZM68 3H69V1H67ZM71 2H72V0H71ZM73 2H74V0H73ZM72 2V3H73ZM79 3H80V1H78ZM78 2H77V6L79 5L78 4ZM97 2V1H96ZM104 2V1H103ZM106 2V3H107ZM122 2V1H121ZM151 2H152V0H151ZM159 2V1H158ZM172 2V1H171ZM194 2V1H193ZM218 2H219V0H218ZM224 2V1H223ZM260 2H262V5H263V0L262 1H260ZM67 3V4H68ZM74 3H76V1L74 2ZM133 3V2H132ZM135 3H136V1H135ZM148 2H146V4H147ZM170 3V2H169ZM191 3V2H190ZM195 3V2H194ZM246 3H247V5H249L250 3H252V2H250V1H246ZM255 2H253V4H251L250 6L252 7L253 6V14H255L254 16H255V21L257 22V23H259V25H258V29H263V27H264V14L262 13V11H259L257 8H256V6H255V4H258V3H255ZM101 4H102V2H101ZM114 4V3H113ZM120 4V3H119ZM124 4V3H123ZM134 4V3H133ZM145 4V3H144ZM152 4V3H151ZM150 4V5H151ZM154 4V3H153ZM152 4V5H153ZM158 4V3H157ZM161 4V3H160ZM162 4H164V3H162ZM173 4V3H172ZM184 4V3H183ZM186 4H187V2H186ZM219 4H221L222 5V3H219ZM226 4V3H225ZM227 4H228V2H227ZM233 4V3H232ZM240 4H241V2H240ZM244 4V3H243ZM242 4V5H243ZM1 5V4H0ZM17 5V4H16ZM71 5V4H70ZM69 5V6H70ZM72 5H75V4H72ZM71 5V7H73ZM81 5V4H80ZM90 5H91V3H90ZM105 5V4H104ZM115 5V4H114ZM143 5V4H142ZM155 5V4H154ZM153 5V7L155 8V6ZM165 5V4H164ZM177 5V7H178V5H180L179 3L178 4H176ZM195 5V4H194ZM201 5V6H202ZM217 5V4H216ZM234 5H236V4H234ZM258 6L259 8H261V7H263V6ZM4 6H7L8 7V5H5V4H3V7ZM76 6V5H75ZM76 6V7H77ZM88 7H89V4L87 5ZM105 6H108V5H105ZM119 6V5H118ZM158 6V8H159V6L160 5H157ZM162 6V5H161ZM167 6V5H166ZM183 6V5H182ZM189 6V5H188ZM218 6V5H217ZM250 6H248V7H250ZM18 7V6H17ZM66 7V6H65ZM142 7V6H141ZM145 7V6H144ZM148 7V6H147ZM168 7V6H167ZM166 7V8H167ZM177 7H175V8H177ZM196 7V6H195ZM219 7H221V6H219ZM218 7V8H219ZM235 7V6H234ZM242 7V6H241ZM247 7V8H248ZM1 8V7H0ZM46 8V7H45ZM44 8V9H45ZM70 8V7H69ZM90 8V7H89ZM96 8V7H95ZM131 8V7H130ZM133 8V7H132ZM140 8V7H139ZM157 8V9H158ZM162 8V7H161ZM160 8V9H161ZM165 8V7H164ZM169 8V7H168ZM189 8V7H188ZM230 8V7H229ZM238 8H240V7H238ZM43 9V10H44ZM53 9V10H52ZM77 9V8H76ZM86 9V8H85ZM88 9V8H87ZM97 9V8H96ZM156 8L154 9V10H157ZM195 9V8H194ZM197 9V8H196ZM211 9H214V8H210V9H207V10H211ZM217 9V8H216ZM215 9V10H216ZM221 9V8H220ZM234 9V8H233ZM263 9V8H262ZM1 10H3L2 8H1ZM46 10H48V8L46 9ZM71 10V9H70ZM69 9H68V11H70ZM73 10L74 11H76L75 9H74V7H73ZM100 10H103V9H101L100 8ZM104 10H106V9H104ZM142 10V9H141ZM146 10V9H145ZM153 10V11H154ZM163 10V9H162ZM166 10V9H165ZM164 10V11H165ZM176 10V9H175ZM183 11H184V9H182ZM214 10V13L216 12ZM228 10V9H227ZM235 10H237V9H235ZM240 10V9H239ZM45 11V10H44ZM44 11H43V13H44ZM94 11H95V9H94ZM97 11V10H96ZM147 11V10H146ZM160 11V10H159ZM169 12H170V10H168ZM167 11V12H168ZM173 11H174V9H173ZM193 11V10H192ZM205 11V10H204ZM233 11V10H232ZM231 11V9H230V12H232ZM245 11V10H244ZM247 11V10H246ZM264 11V10H263ZM37 12V13H38ZM55 12V13H56ZM88 12V11H87ZM98 12V11H97ZM115 12V11H114ZM166 12V13H167ZM176 12V11H175ZM178 12V11H177ZM191 12V11H190ZM195 12V11H194ZM197 13H198V10L196 11ZM201 12V11H200ZM218 12V11H217ZM228 12V11H227ZM236 12V11H235ZM239 12V11H238ZM237 12V13H238ZM243 12V11H242ZM251 12H252V10H251ZM28 13V14H27ZM34 13V14H33ZM36 13V14H37ZM38 13V14H39ZM46 13V15H44ZM44 14H42V16L44 15V17L46 16V17H48V15H49V12L47 11V12H45ZM47 13H48V15H47ZM62 13V12H61ZM72 13H73V11H72ZM72 13H71V15H72ZM118 13V12H117ZM172 13H174V12H172ZM202 13V12H201ZM210 13V12H209ZM221 13V12H220ZM219 13V14H220ZM225 13V12H224ZM241 13V12H240ZM247 13V12H246ZM15 14L17 15V16H19V18H12V16L14 15L15 16ZM32 14V15H31ZM38 14H37V17L34 19V21L35 20H37L36 22H38V19L40 20L37 24L38 25H41L42 24V20H43V18H40V16L38 17ZM57 14V13H56ZM59 14V13H58ZM87 14V13H86ZM114 14V13H113ZM127 14H128V12H127ZM155 14V13H154ZM157 14V13H156ZM181 14V13H180ZM226 14V13H225ZM225 14H223V16L225 15ZM233 14V13H232ZM235 14V13H234ZM3 15V14H2ZM1 15V16H2ZM3 15V16H4ZM39 15H41V14H39ZM60 15V14H59ZM59 15H57V17L59 16ZM64 15V14H63ZM62 14H61V16H63ZM66 15V14H65ZM84 15V14H83ZM83 15L81 16V17H83ZM95 15V14H94ZM124 15V14H123ZM150 15V14H149ZM163 15V14H162ZM171 15V14H170ZM174 15H175V13H174ZM178 15V14H177ZM191 15V14H190ZM198 15H200V14H198ZM210 15H211V13H210ZM216 15V14H215ZM248 15H250V14H248ZM21 16V17H20ZM32 16V17H31ZM34 16V17H33ZM51 16V18L50 17H48V18H46L45 17V19H52V16L53 17H56L55 16V14L53 15V14H51L50 15ZM70 16V15H69ZM74 16V15H73ZM91 16V15H90ZM176 16V15H175ZM180 16V15H179ZM183 16V15H182ZM202 16H203V14H202ZM201 16V17H202ZM205 16V15H204ZM203 16V17H204ZM212 17H213V15H211ZM210 16V17H211ZM217 16H219V15H217ZM226 16L227 17H229L227 14H226ZM237 16V15H236ZM16 17V16H15ZM76 17H78V16H76ZM145 18H147V16H144ZM155 17V16H154ZM162 17V16H161ZM173 17V16H172ZM187 17V16H186ZM190 17V16H189ZM220 17H222L221 15H220ZM235 17V16H234ZM248 17V16H247ZM28 18V17H27ZM86 18H87V16H86ZM98 18V17H97ZM152 17H150V19H151ZM179 18V17H178ZM205 18V17H204ZM223 18V17H222ZM236 18V17H235ZM234 18V19H235ZM1 19H4V18H1ZM26 19V18H25ZM24 19V21H26ZM33 19H30V21L31 20H33ZM42 19V20H41ZM65 19V18H64ZM69 19V18H68ZM76 19V18H75ZM123 19V18H122ZM163 19V18H162ZM173 19H175V17L173 18ZM180 19H182L181 17L179 18V20ZM186 19V18H185ZM208 19V18H207ZM215 19V18H214ZM224 19H228V18H224ZM223 19V20H224ZM239 19V18H238ZM29 20V19H28ZM79 20H81V19H79ZM84 20V19H83ZM91 20V19H90ZM110 20V19H109ZM113 20V19H112ZM157 20V19H156ZM165 20V19H164ZM167 20V19H166ZM168 20H169V18H168ZM202 20V19H201ZM200 20V21H201ZM212 20V19H211ZM216 20V19H215ZM215 20H213L212 22H214V24H215ZM240 20V19H239ZM23 20H22V23L24 22ZM34 21H32L33 23H36V22H34ZM42 21V22H41ZM78 21V20H77ZM86 21V20H85ZM114 21V20H113ZM133 21V20H132ZM141 21V20H140ZM144 21V20H143ZM143 21H142V23H143ZM146 21H147V19H146ZM150 20L148 19V22H149ZM176 21H177V19H176ZM183 22H184V20H182ZM195 22H198V21H196V20H194ZM218 21V20H217ZM219 21H221L220 20V18H219ZM254 21V22H255ZM4 22V20L2 21V23ZM26 22H28V21H26ZM72 22V21H71ZM92 22V21H91ZM106 22V21H105ZM153 22V21H152ZM151 22V23H152ZM156 23H157V21H155ZM166 22V21H165ZM180 22V21H179ZM204 22H205V20H204ZM211 22V21H210ZM211 22V23H212ZM223 22V21H222ZM228 22V21H227ZM241 22V21H240ZM255 22V23H256ZM1 23V24H2ZM41 23V24H40ZM62 23V22H61ZM65 23H66V21H65ZM70 23V22H69ZM81 23V22H80ZM95 23V22H94ZM102 23H104V21L102 22ZM134 23V22H133ZM135 23H137V22H135ZM150 23V22H149ZM169 23V22H168ZM202 23H203V21H202ZM229 23V22H228ZM228 23H227V25H228ZM241 23H243V22H241ZM241 23H239L240 25H241ZM4 24V23H3ZM24 24V23H23ZM32 23H30L29 25H31ZM36 24V25H37ZM88 24V23H87ZM91 24H93V23H91ZM109 24H110V22H109ZM112 24V23H111ZM162 24H164V23H162ZM199 24V23H198ZM213 24V25H214ZM220 24H221V22H220ZM223 24H225V21L223 22ZM237 24V23H236ZM5 25H4V27H5ZM15 25H13V27L15 26ZM33 26H34V28L32 27V26H29L30 28L29 29H27L28 31L30 30V29H35V24H32ZM48 25V24H47ZM75 25H76V22H75ZM89 25V24H88ZM154 25H156V24H154ZM179 25V24H178ZM183 25H184V23H183ZM203 25V24H202ZM211 25L212 24H210V27H211ZM232 25V24H231ZM244 25V24H243ZM252 25V24H251ZM1 26H3V25H1ZM24 26V25H23ZM23 26H20L19 25V27H23ZM51 26V25H50ZM99 26V25H98ZM105 26H107V28H108V24L107 25H105ZM116 26V25H115ZM127 26V25H126ZM134 26H135V24H134ZM146 26H147V24H146ZM162 26V25H161ZM166 26V25H165ZM171 26V25H170ZM173 26H174V24H173ZM216 26V25H215ZM229 26H230V24H229ZM248 26V25H247ZM13 27H11L12 29H13ZM15 27H17V26H15ZM15 27H14V29H13V31L15 30ZM25 27H27V26H25ZM25 27H23V28H25ZM32 27V28H31ZM41 27V26H40ZM44 27V26H43ZM61 27V26H60ZM92 27V26H91ZM102 27H104V26H101V28ZM109 27H112L111 25H109ZM117 27H118V24H117ZM141 27V26H140ZM149 27V26H148ZM150 27H153V26H150ZM149 27V28H150ZM159 27V26H158ZM167 27H169V26H167ZM210 27H208V28H210ZM214 27V26H213ZM228 27V26H227ZM6 28H5V30L4 31H6ZM11 28H9V34H11L12 35V38H9V39H12V41H11V44H10V46H9V49L7 48V46H6V49H4V48H0V50H2L1 51V53H3L5 56L3 57L4 59H6V58H8V54L9 53H11V52H16L17 51V46H16V43L19 41V44L21 43L22 45L24 44V43H22V41H24L25 39H26V37H28L26 34L27 33H29V32H27V30L26 29H24L25 31H23V28H18L19 30L20 29H22V31H23V33L25 34V32H26V37H25V35H23V33H22V31H18L17 29V31H18V33H15V34H13V31H12V29ZM28 28V27H27ZM36 28H37V26H36ZM54 28H57V27H54ZM53 28V29H54ZM63 28H66V27H64V25H63ZM76 28V27H75ZM81 28V27H80ZM86 28H88V27H86ZM90 28V27H89ZM88 28V29H89ZM94 28V27H93ZM113 28H116V27H113ZM142 28H144V24H143V27ZM148 28V29H149ZM156 28V27H155ZM154 28V29H155ZM160 28V27H159ZM164 28V27H163ZM166 28V27H165ZM174 28V27H173ZM197 28V27H196ZM204 28H205V26H204ZM216 28V27H215ZM220 28V27H219ZM236 28V27H235ZM239 28V27H238ZM1 29V28H0ZM105 29V28H104ZM108 29H111V28H108ZM108 29H105V30H108ZM117 29L118 28H116V32L115 33H117L118 31H117ZM136 29H138V28H136ZM141 29V28H140ZM161 29V28H160ZM177 29H178V26H177ZM193 29V30H192ZM190 28V25H184V26H182L181 25V27H180V30L178 31V32H174V31H172L171 29H169V28H166V30H167V34H166V36H167V38L169 39V41L172 43V45H174L173 47H175L176 46V51L178 50L179 52H180V59H179V61L180 62H182V65H181V63H180V65L181 66H185L186 67V69H188V72H191L190 74H191V79H192V77L195 79V80H198V83L200 82V86H201V88L202 89H208V90H210V92H211V90H214V92H215V90L216 91H218L220 88L219 87H221V91H222V104H220V106H221V114H222V116H223V113H225V114H227V117H228V115L229 116H231L233 113H237V115L239 114V116H240V113H242L241 115H244V113L246 112V110L248 111V109H249V111H250V109L252 108V107H254V106H252L250 103H251V101H253L254 100V102H252V104L253 103H255V98H257V99H259L258 97H261V96H264V67L262 66V65H258V63H257V65H255V64H253L251 61V63L253 64V65H248V63H247V65L248 66H245V63L244 62H242V60L240 61H238L237 59H234V57H232L233 59L232 60H224V59H220L216 54H215V52L218 50H220L221 51V49H225L226 48V50H227V48H228V46L227 45H225L224 43H223V41L224 40H222V39H220L218 36L217 37H215V36H212V35H210V34H213L214 33V31H213V33H204L205 31H203V32H200V31H197V29L195 30V28L193 27V28ZM214 29V28H213ZM226 29V28H225ZM227 29H229V28H227ZM231 29V28H230ZM229 29V30H230ZM234 29V28H233ZM237 29V28H236ZM252 29H253V27H252ZM257 29V30H258ZM10 30L12 31L11 33H10ZM31 30L30 32H34V31H36V30ZM90 30H92V28H90ZM90 30H89V32H90ZM99 30H101V29H99ZM114 30V29H113ZM121 30V29H120ZM123 30V29H122ZM131 30V29H130ZM135 30V29H134ZM142 30V29H141ZM146 30V27H145V29H144V31ZM152 30H153V28H152ZM200 30V29H199ZM206 30H209V29H206ZM211 30V29H210ZM219 30V29H218ZM217 30V31H218ZM235 30V29H234ZM261 30H258V33L261 31ZM1 31V30H0ZM4 31H2L3 33H2V35H0V45H3V43L5 42L6 44H7V41H8V39H7V34H5V32ZM44 31V30H43ZM46 31V30H45ZM44 31V32H45ZM48 31V30H47ZM51 31V30H50ZM53 31V30H52ZM83 31V30H82ZM87 31V30H86ZM95 31V30H94ZM111 31V30H110ZM110 31H107V32H110ZM126 31V30H125ZM140 31V30H139ZM157 31V30H156ZM160 31V30H159ZM15 32V31H14ZM19 32H20V34H19ZM55 32V31H54ZM60 32V31H59ZM62 32H63V30H62ZM105 32V31H104ZM113 32V31H112ZM127 32V31H126ZM143 32V31H142ZM233 32V30L231 31V33ZM236 32V33H235ZM257 32V31H256ZM1 33V32H0ZM35 33V32H34ZM46 33V32H45ZM51 33V32H50ZM64 33H65V31H64ZM78 33V32H77ZM91 33H95V32H93V30H92V32H90V34ZM96 33H97V36H98V34H100L99 32H97V30H96ZM106 33V32H105ZM105 33H103L102 35L104 36V34ZM111 33V32H110ZM114 33V32H113ZM112 33V34H113ZM122 33V32H121ZM120 33V34H121ZM144 33V32H143ZM219 33H220V30H219ZM230 33V34H231ZM250 32H248V29H246V27L245 28H242V27H240L239 28V30H236V31H234L233 32V34H231L230 36H229V38L230 37H233V42H240L241 40H246L247 39V36H249V35H247V34H249ZM9 34H8V36H9ZM17 34H19V35H17ZM23 36H22V35ZM30 34H32V33H30ZM38 34V33H37ZM42 34H43V32H42ZM56 34V33H55ZM61 34V33H60ZM107 34V33H106ZM130 34V33H129ZM257 34V33H256ZM10 35V36H11ZM35 35V34H34ZM44 35V34H43ZM75 35H76V33H75ZM82 35V34H81ZM89 35V34H88ZM93 35V34H92ZM95 35V34H94ZM109 34H107V36H108ZM114 35V34H113ZM117 35V36H116ZM115 36L116 37H118V35H119V33L118 34H116ZM160 35V34H159ZM218 35V34H217ZM9 36V37H10ZM35 36H37V35H35ZM100 36V35H99ZM99 36H98V38H99ZM106 36V35H105ZM107 36L106 37H104L105 39H108L107 38ZM111 36V35H110ZM115 36H114V38H113V36H111L110 38L111 39H113V40H115ZM122 35H120V37H121ZM126 36V35H125ZM124 36V37H125ZM225 36H226V34H225ZM225 36H224V38H225ZM259 36V35H258ZM258 36H255L256 38L255 39H258V42L259 43H257V44H255L256 46V49L258 50V52L260 53V55L262 56V57H264V36L262 37V38H259ZM31 37V36H30ZM43 37V36H42ZM42 37H40V38H42ZM55 37V36H54ZM72 37V36H71ZM87 37V36H86ZM120 37H118L117 39L119 40V41H117V40H115V41H117V45H119L120 44V46H122V44L123 43H125L126 41H123L124 39H121ZM140 37H142L141 35H140ZM227 37V36H226ZM18 38V39H17ZM34 38V37H33ZM36 38H38V36L36 37ZM50 38V37H49ZM56 38V37H55ZM58 38V37H57ZM81 38H82V36H81ZM98 38H96V36H95V39H98ZM100 38H101V36H100ZM103 38V37H102ZM101 38V39H102ZM127 38V37H126ZM125 38V39H126ZM254 39L253 38V36L252 37H250L249 39ZM24 39V40H23ZM43 39H44V37H43ZM47 39V38H46ZM51 39V38H50ZM76 39V38H75ZM100 39V40H101ZM128 39V38H127ZM161 39V38H160ZM18 40V41H17ZM27 40V39H26ZM37 40V39H36ZM52 40V39H51ZM66 40V39H65ZM91 40V39H90ZM110 40V39H109ZM228 40V39H227ZM230 40V39H229ZM235 40V41H234ZM240 40V41H239ZM17 41V42H16ZM29 41H30V38H29ZM54 41V40H53ZM68 41V40H67ZM76 41V40H75ZM82 41H83V39H82ZM97 41H99V39L97 40ZM96 41V42H97ZM102 41V40H101ZM100 41V42H101ZM105 41V40H104ZM112 41V40H111ZM111 41H109V42H111ZM252 41H255V40H252ZM15 42V43H14ZM27 42V41H26ZM31 42V41H30ZM34 42H36V41H34ZM77 42H79V41H77ZM77 42L76 43H73V42H71L72 44H71V46H70V48H73V49H78V44H77ZM84 42V41H83ZM82 42V43H83ZM96 42H95V44H96ZM127 42H129V41H127ZM132 42H134V41H132ZM141 42V41H140ZM146 42V41H145ZM226 42V41H225ZM227 42H229V41H227ZM232 42V43H233ZM243 41H241L240 43H242ZM249 42H251V41H249ZM33 42H31V44H32ZM47 43V42H46ZM63 43V42H62ZM65 43V42H64ZM89 43H90V41H89ZM99 43V42H98ZM102 43V42H101ZM100 43V44H101ZM104 43V42H103ZM102 43V44H103ZM113 43V42H112ZM111 43V45H113ZM170 43V44H171ZM247 43H248V40H247ZM247 43H246V45H247ZM8 44H9V42H8ZM18 44V43H17ZM20 44V45H21ZM30 44V43H29ZM45 44V43H44ZM48 44V43H47ZM70 44V43H69ZM101 44V45H102ZM108 44V45H107ZM107 44H104L105 45V47H106V45L107 46H109V43H107ZM128 44H130V42L128 43ZM134 44V43H133ZM133 44H131L130 46H132L133 47ZM144 44V43H143ZM170 44H168V45H170ZM244 44V43H243ZM242 44V45H243ZM5 45V44H4ZM27 45V44H26ZM37 45V44H36ZM35 44H34V49L37 51H40V50H42V51H44L43 49L44 48H46L44 45H42V47H40V48H42V49H39L38 48V46H36ZM39 45V44H38ZM48 45H50V48L51 47H53L52 45L53 44H48ZM80 45H81V43H80ZM99 45V44H98ZM97 45V46H98ZM111 45L109 46V47H111ZM140 45V44H139ZM149 45V44H148ZM241 45V44H240ZM253 44H251L250 46H252ZM44 46V47H43ZM95 46V45H94ZM113 46H115V44L113 45ZM120 46H119V48H120ZM124 46V45H123ZM237 46H239V45H237ZM237 46H236V48H237ZM4 47V46H3ZM26 47H28V46H26ZM32 47V46H31ZM58 47V46H57ZM57 47H55V48H57ZM61 47H62V44H61ZM99 47H100V45H99ZM104 47V46H103ZM104 47V48H105ZM118 48V46H115V47H111L112 48V50H111V48H110V50H109V52H111V51H116V50H113V48L115 49V48ZM125 47V46H124ZM126 47H129L128 45H126ZM232 47V46H231ZM19 48H21V49H23L24 48V46L22 47V46H20L19 47V45H18V49ZM50 48H48V49H50ZM67 48H69V46H67ZM86 48V47H85ZM103 48V50L105 51H107L108 49H104ZM107 48V47H106ZM157 48H159V47H157ZM233 48V47H232ZM246 49H247V47H245ZM249 48V47H248ZM252 48H253V46H252ZM20 49V50H21ZM93 49V48H92ZM96 49V48H95ZM102 49V48H101ZM100 49V50H101ZM121 49V48H120ZM124 49V48H123ZM132 49V48H131ZM130 49V47L128 48V52H127V54L126 53H124V54H122L120 51L121 50H118L119 51V53H121L122 55H124V57H122L121 59H123V58H125L126 59V61L127 62H129V65H130V63H138L140 60H141V58H143V57H140V56H143V55H141V53H140V55H138V54H136L135 53V51H133V50H131ZM173 49V48H172ZM240 49V48H239ZM243 49V48H242ZM9 50H11V51H9ZM16 50V51H15ZM29 50V49H28ZM51 50V49H50ZM49 50V51H50ZM67 50V49H66ZM85 50V49H84ZM161 50V49H160ZM167 50V49H166ZM225 50V51H226ZM229 50V49H228ZM250 50H252V49H250ZM7 51H8V54H7ZM23 51V50H22ZM21 51V52H22ZM70 51V50H69ZM76 51V50H75ZM99 51V50H98ZM102 51V50H101ZM100 51V52H101ZM103 51V52H104ZM118 51H116L115 52V54L118 52ZM125 51V50H124ZM169 51V50H168ZM170 51H172V53H175V52H173V50H170ZM169 51V52H170ZM223 51V50H222ZM238 51H241V49L240 50H238ZM248 51V50H247ZM246 51V52H247ZM254 51H255V48H254ZM14 52H13V54H14ZM27 52H29V51H27L26 50V53ZM44 52H46V50L44 51ZM47 52H48V50H47ZM51 52V51H50ZM78 52H80L79 50H78ZM78 52H76V53H78ZM109 52L107 51V53L108 54H105V55H109L110 56V54H109ZM126 52V51H125ZM161 52V51H160ZM168 52V53H169ZM228 52H231V50L230 51H228ZM241 52H243V51H241ZM1 53H0V57H1ZM16 53H18V55H19V52L17 51ZM15 53V54H16ZM22 53H24V52H22ZM22 53H20V54H22ZM25 53V54H26ZM41 53H43V52H41ZM53 51L51 52V54L53 55ZM60 53V52H59ZM59 53H57V55L59 54ZM72 53V52H71ZM75 53V52H74ZM74 53H72L73 54V56L76 54H74ZM106 53V52H105ZM112 53V52H111ZM119 53H117L116 55H118ZM234 53V52H233ZM245 53V52H244ZM29 53H27V55H28ZM36 55H37V53H35ZM46 54V53H45ZM49 54V53H48ZM47 54V55H48ZM62 54V53H61ZM60 54V57L62 56ZM64 54V53H63ZM79 54H81V53H79ZM79 54H77L78 56H79ZM93 54H94V51H93ZM95 54H96V51H95ZM164 54V53H163ZM171 54V53H170ZM177 53H175V56H177L176 55ZM226 54H228L227 52H226ZM247 54H249V53H247ZM17 55V54H16ZM39 55V54H38ZM76 55V59H77V56ZM114 56V54L112 53L111 54V56ZM126 55V56H125ZM146 55V54H145ZM168 55V54H167ZM172 55V54H171ZM220 55H221V53H220ZM219 55V56H220ZM254 55H256V54H254ZM260 55H258V58H259V56ZM11 56H12V54H11ZM14 56V55H13ZM11 57V58H13L12 60L11 59H9V60H11V61H13L14 60V58L16 57ZM22 56H25V55H22ZM42 56V55H41ZM46 56V55H45ZM87 56V55H86ZM86 56H84V58L86 57ZM91 57H92V55H90ZM100 56H102V55H100ZM99 56V57H100ZM108 56V57H109ZM170 56V55H169ZM222 56H223V54H222ZM225 56V55H224ZM231 56V55H230ZM232 56H233V54H232ZM257 56V55H256ZM18 57V59H20L19 57L20 56H17ZM26 57V56H25ZM37 57V56H36ZM36 57L34 58V59H36ZM44 57V56H43ZM47 57V56H46ZM51 55H50V59H51ZM55 57V56H54ZM69 57V56H68ZM71 57V56H70ZM75 57V56H74ZM89 57V56H88ZM93 57H94V55H93ZM105 57V56H104ZM114 57H116V56H114ZM113 57V58H114ZM117 57H121V56H117ZM116 57V58H117ZM255 57V56H254ZM253 57V58H254ZM262 57H260V59L262 58ZM3 58H1V61H2V59ZM33 58V57H32ZM32 58L31 59H29L28 61H29V63H26V64H29L30 65V67L32 66H34V68H32L33 70L35 69V66H36V69H37V67H40L39 69H41V70H38L40 73L41 72H44L45 70L44 69H46L47 67L49 68V70H47L46 69V71L48 72V71H51L53 68L52 67H54V66H51V65H49V66H44V65H41L40 64V66H37L38 65V63H37V65L35 64L36 63V61L33 59L32 60ZM42 58V57H41ZM48 58V57H47ZM64 58V57H63ZM95 58V57H94ZM105 58H107V57H105ZM105 58H104V61H102V62H105ZM110 58V57H109ZM112 58V57H111ZM112 58V59H113ZM114 58L113 60H111V59H109V61L111 62V61H113V62H119L120 63V60H119V58ZM162 58H164V57H162ZM179 58V57H178ZM237 58H239V57H237ZM252 58V57H251ZM17 59V58H16ZM23 59V58H22ZM38 60L40 59V58H37ZM44 59H46V58H44ZM42 60V61H46V60ZM55 59H56V57H55ZM58 59H60V58H58L57 57V59L56 60H58ZM70 59H72V58H70ZM75 59V58H74ZM78 59H80V58H78ZM83 59V58H82ZM108 59V58H107ZM116 59V60H115ZM151 59V58H150ZM153 59V58H152ZM176 59H177V57H176ZM175 59V60H176ZM231 59V58H230ZM246 59V58H245ZM248 59V58H247ZM255 59V58H254ZM253 59V60H254ZM263 59V58H262ZM7 60V59H6ZM21 60V59H20ZM19 60V61H20ZM52 60H53V58H52ZM62 60H66V57H65V59H62ZM89 60V59H88ZM97 60V59H96ZM154 60V59H153ZM161 60V59H160ZM166 60V59H165ZM27 61V62H28ZM40 61V60H39ZM50 62H51V60H49ZM60 61V60H59ZM67 61V60H66ZM65 61V63H67V64H69V62H66ZM68 61H71L72 62V60H69L68 59ZM79 61H81V60H79ZM84 61V60H83ZM121 61H124V60H121ZM177 61V60H176ZM258 61V60H257ZM256 61V62H257ZM41 62V61H40ZM53 62V61H52ZM62 62V61H61ZM76 62V61H75ZM82 62V61H81ZM93 62V61H92ZM98 62V61H97ZM97 62H96V64H97ZM113 62H111V64H113ZM117 62V63H118ZM126 62V64H128ZM143 62V61H142ZM141 62V63H142ZM0 63H2V62H0ZM3 63H6L5 61L3 62ZM19 63V62H18ZM47 63V62H46ZM54 63H56V62H54ZM58 63V62H57ZM118 63V64H119ZM124 63V62H123ZM242 63H244V65L242 64ZM264 63V62H263ZM60 64H62V63H60ZM77 65V67H78V63H76ZM82 64V63H81ZM86 64V63H85ZM89 64V63H88ZM100 63H98L97 65H99ZM105 64V63H104ZM125 64V65H126ZM169 64V63H168ZM178 64V63H177ZM261 64V63H260ZM2 65L3 64H0V82L4 85V83H5V81H7L6 80V78H7V76H6V73H7V71H6V69H8V68H6L5 69V67H4V69L5 70H3V67H2ZM6 65V67H8L7 66V64H5ZM15 65V64H14ZM58 65V64H57ZM70 65H72V64H70ZM75 65V64H74ZM87 65V64H86ZM114 65V64H113ZM113 65H110V66H113ZM133 65V64H132ZM139 65V64H138ZM150 65V64H149ZM173 65V64H172ZM175 65V64H174ZM4 66V65H3ZM25 66V65H24ZM23 66V67H24ZM26 66H28V65H26ZM41 66H43V67H41ZM73 66V65H72ZM80 66V65H79ZM82 66V65H81ZM94 66V65H93ZM92 66V67H93ZM116 66V65H115ZM121 66V65H120ZM127 66V65H126ZM134 66H137V65H134ZM157 66V65H156ZM165 66H167V64L165 65ZM178 66H179V64H178ZM12 67V66H11ZM30 67H29V70H31L32 72H33V70L32 69H30ZM50 67H51V69H50ZM59 67H62V66H59ZM66 67V66H65ZM99 67V66H98ZM105 67V66H104ZM103 67V68H104ZM114 67V66H113ZM128 67V66H127ZM27 69H28V67H26ZM43 68V69H42ZM73 68V67H72ZM75 68V67H74ZM84 68V67H83ZM89 68V67H88ZM102 68V67H101ZM123 68V67H122ZM133 68V67H132ZM147 68H149L148 66H147ZM180 68V67H179ZM179 68H178V70H179ZM10 69V68H9ZM23 69V68H22ZM21 69V70H22ZM55 69H57V68H55ZM67 69H68V67H67ZM77 69H79V68H77ZM80 69H82L81 67H80ZM90 69V68H89ZM111 69V68H110ZM150 69V68H149ZM185 68H184V70L185 71H187ZM25 70V69H24ZM28 70V71H29ZM63 69H61V70H56V72L54 71V69L52 70L53 71V78H51V79H54V77H55V79H54V83H52L51 84V82H53V80H50L49 82H47L48 80L47 79H45L46 80V82H47V85H45L46 83L45 82H43L42 81V78H41V80L40 81H38V82H40V83H42L41 85H40V83L38 84V82H37V85H39V86H35V87H33V89H35V91H33L32 90V88H31V92L30 93H25L24 95L26 96V94H27V99H23L22 98V101L23 100H27V102L25 103V105L23 104V107H19L20 109L21 108H23L24 110H25V112L27 111L28 113H29V111H31V113H32V111L34 110H37V111H35V113H36V118H37V115H38V111H40V113L42 112V111H50L51 109H54V110H52V112L53 111H56L55 109H56V107H58L59 108V106L60 105H62V103H63V101L65 100L63 97H64V90L61 88V87H59V85H60V83H59V85L57 84L60 80H58V79H61V80H64L63 81V83L66 81V79H67V81H68V79H70V78H72V77H70V75H71V73L69 74V73H66V71H62ZM70 70V69H69ZM75 70V69H74ZM82 70H84V69H82ZM98 70H99V68H98ZM103 70V69H102ZM113 70V69H112ZM138 70V69H137ZM182 71H183V73H184V70H183V68L181 69ZM20 71V70H19ZM59 71H62V72H59ZM81 71V70H80ZM88 71V70H87ZM97 71V70H96ZM108 71V70H107ZM118 71V70H117ZM123 71V70H122ZM130 71V70H129ZM132 71H133V69H132ZM135 71V70H134ZM140 71V70H139ZM162 71V70H161ZM72 72V71H71ZM180 72V71H179ZM179 72H177V73H179ZM187 72V73H188ZM10 73V72H9ZM8 73V74H9ZM33 73H35V72H33ZM33 73H31L30 72V74L32 75ZM49 73V72H48ZM47 73V74H48ZM54 73H55V75H54ZM105 73H106V70H105ZM113 73V72H112ZM128 73V72H127ZM142 73V72H141ZM162 73V72H161ZM35 74H38L37 73V71H36V73ZM35 74H34V76H35ZM42 74V73H41ZM46 74V75H47ZM50 74V75H51ZM93 74V73H92ZM91 74V75H92ZM140 74V73H139ZM23 75V74H22ZM39 75V74H38ZM112 75V74H111ZM115 75V74H114ZM28 76V75H27ZM26 76V77H27ZM30 76V75H29ZM33 76V75H32ZM48 76V75H47ZM46 76V77H47ZM103 76V75H102ZM106 76H108V73H107V75ZM187 76V75H186ZM186 76H185V78H186ZM43 77V76H42ZM61 77V78H60ZM68 77H70V78H68ZM75 77V76H74ZM77 77H79V76H77ZM76 77V78H77ZM81 77V76H80ZM85 77V76H84ZM93 77V76H92ZM188 77H189V75H188ZM32 78V77H31ZM31 78H29V79H31ZM161 78V77H160ZM10 79V78H9ZM13 79V78H12ZM73 79V78H72ZM71 79V80H72ZM75 79V78H74ZM84 79V78H83ZM89 79V78H88ZM189 79V78H188ZM187 79V80H188ZM17 80V79H16ZM58 80V81H57ZM71 80H70V82H71ZM80 80V79H79ZM84 80H86V79H84ZM99 80V79H98ZM115 80V79H114ZM166 80V79H165ZM165 80H164V82H165ZM90 81V80H89ZM116 81V80H115ZM132 81V80H131ZM137 81H139V80H137ZM140 81H142V80H140ZM155 81V80H154ZM12 82V81H11ZM61 82V81H60ZM94 82V81H93ZM136 82V81H135ZM189 82V81H188ZM7 83V82H6ZM5 83V85H7ZM25 83H26V81H25ZM33 83V82H32ZM45 83V84H44ZM68 83H69V81H68ZM75 83V82H74ZM120 83V82H119ZM126 83V82H125ZM128 83V82H127ZM130 83V82H129ZM132 83V82H131ZM139 83V82H138ZM186 83V82H185ZM2 84H0L1 85V87H2ZM61 84H62V82H61ZM88 84V83H87ZM96 84V83H95ZM165 84V83H164ZM4 85V86H5ZM9 85H10V83H9ZM26 85V84H25ZM33 85V84H32ZM66 85H67V83H66ZM90 85H91V83H90ZM112 85V84H111ZM134 85H136V84H134ZM139 85V84H138ZM184 85V84H183ZM188 85V84H187ZM3 86V87H4ZM34 86V85H33ZM74 86V85H73ZM87 86V85H86ZM89 86V85H88ZM98 86V85H97ZM106 86V85H105ZM105 86H103V87H105ZM109 86V85H108ZM181 86V85H180ZM186 86V85H185ZM0 87V88H1ZM26 87V86H25ZM32 87V86H31ZM63 87H64V85H63ZM66 87V86H65ZM65 87H64V89H65ZM69 87V86H68ZM76 87V86H75ZM96 87V86H95ZM111 87V86H110ZM126 87V86H125ZM154 87V86H153ZM152 87V88H153ZM164 87V86H163ZM167 87V86H166ZM182 87V86H181ZM61 88V89H60ZM67 88V87H66ZM70 88V87H69ZM80 88V87H79ZM82 88H83V86H82ZM91 88V87H90ZM99 88H100V86H99ZM136 88V87H135ZM138 88V87H137ZM157 88H158V86H157ZM217 88H218V90H217ZM25 89V88H24ZM30 89V88H29ZM103 89V88H102ZM101 89V90H102ZM125 89V88H124ZM145 89V88H144ZM166 89V88H165ZM169 89V88H168ZM180 89V88H179ZM193 89H194V86H193ZM199 89V88H198ZM1 90H2V88H1ZM12 90V89H11ZM14 90V89H13ZM28 90V89H27ZM66 90V89H65ZM91 90V89H90ZM100 90V89H99ZM112 90H113V87H112ZM128 90V89H127ZM126 90V91H127ZM207 90V91H208ZM17 91V90H16ZM25 92H26V90H24ZM30 91V90H29ZM33 91V92H32ZM95 91V90H94ZM132 91V90H131ZM137 91V90H136ZM200 91H201V89H200ZM221 91H220V93H221ZM7 92V90L5 91V93ZM9 92H10V90H9ZM20 92H22V91H20ZM72 92V91H71ZM81 92H82V89H81ZM93 92V91H92ZM114 92H115V90H114ZM133 92V91H132ZM135 92V91H134ZM167 92V91H166ZM196 92H198V91H196ZM219 92V91H218ZM3 94L2 96H3V98H0V101H1V99H6V100H8L9 101V97L11 96V95H9L8 96V98H7V94ZM18 93V92H17ZM24 93V92H23ZM23 93H21V94H23ZM68 93V92H67ZM83 93V92H82ZM100 93V92H99ZM102 93V92H101ZM104 93V92H103ZM116 93V92H115ZM122 93V92H121ZM127 93V92H126ZM136 93V92H135ZM194 93V92H193ZM193 93H192V95H193ZM207 93V92H206ZM209 93V92H208ZM217 93V92H216ZM9 94V93H8ZM21 94H16L15 92H14V96L15 95H18V96H20ZM69 94V93H68ZM86 94H88V92L86 93ZM93 94V93H92ZM111 94V93H110ZM119 94V93H118ZM124 94V93H123ZM129 94H130V92H129ZM177 94V93H176ZM191 93H189V95H190ZM201 94V93H200ZM205 94V93H204ZM203 94V95H204ZM65 95H66V93H65ZM74 95V94H73ZM97 95H98V93H97ZM104 95V94H103ZM143 95V94H142ZM196 95V94H195ZM197 95H199L198 93H197ZM210 95V94H209ZM221 95V94H220ZM1 96V97H2ZM14 96H12L13 97V100L12 101H14V99H16L17 100V98H19V97H14ZM23 95H21V97H22ZM67 96H69V95H67ZM72 96V95H71ZM83 96V95H82ZM81 96V97H82ZM93 96H94V94H93ZM108 96V95H107ZM121 96V95H120ZM125 96V95H124ZM135 96V95H134ZM163 96V95H162ZM186 96H187V93H186ZM206 96H207V94H206ZM214 96V95H213ZM212 96V97H213ZM219 96V95H218ZM20 97V98H21ZM24 97V96H23ZM78 97V96H77ZM76 97V98H77ZM80 97V96H79ZM102 97V96H101ZM106 97V96H105ZM104 97V98H105ZM155 97V96H154ZM188 97V96H187ZM186 97V98H187ZM195 97V96H194ZM210 97H211V95H210ZM24 98H26V97H24ZM76 98H74V99H76ZM88 98V97H87ZM133 98V97H132ZM158 98V97H157ZM160 98V97H159ZM166 98V97H165ZM180 98V97H179ZM185 96H183V99L182 100H184L185 101ZM189 98V97H188ZM190 98H191V96H190ZM196 98V97H195ZM202 98V97H201ZM214 98H217V97H214ZM263 98V97H262ZM64 99V100H63ZM82 99V98H81ZM80 98H79V100H81ZM129 99V98H128ZM138 99V98H137ZM181 99V98H180ZM193 99V98H192ZM204 99V98H203ZM207 99V98H206ZM211 99V98H210ZM264 99V98H263ZM263 99H262V101H263ZM3 100V101H4ZM5 100V101H6ZM21 100V99H20ZM19 100V101H20ZM86 100V99H85ZM93 100H96V99H93ZM116 100V99H115ZM120 100V99H119ZM168 101H169V99H167ZM182 100H181V104H182ZM187 100V99H186ZM209 100V99H208ZM207 100V101H208ZM3 101H2V103H3ZM5 101H4V103H5ZM8 101H6V102H8ZM22 101H20V102H22ZM72 101V100H71ZM70 101V102H71ZM113 101V100H112ZM124 101V100H123ZM148 101V100H147ZM146 101V102H147ZM178 101V100H177ZM176 101V103H178ZM190 101H192V100H190ZM195 101V100H194ZM202 101V100H201ZM204 101V100H203ZM205 102V103H208V102ZM215 102H216V99L214 100ZM258 101H260V100H258ZM257 100H256V103L258 102ZM261 101V102H262ZM17 102V101H16ZM62 102V103H61ZM73 102V101H72ZM75 102V101H74ZM118 102V101H117ZM127 102V101H126ZM132 102V101H131ZM161 102V101H160ZM159 102V103H160ZM165 102V101H164ZM170 102H172V101H170ZM175 102V101H174ZM189 102V101H188ZM196 102V101H195ZM194 102V103H195ZM210 102V101H209ZM214 102V103H215ZM220 103V101H217V103ZM61 103V104H60ZM80 103H81V101H80ZM87 103V102H86ZM90 103H91V101H90ZM95 103V102H94ZM101 103H103V102H101ZM124 103V102H123ZM122 103V104H123ZM137 103H138V101H137ZM142 103V102H141ZM167 103V102H166ZM192 103V102H191ZM190 103V104H191ZM194 103L192 104L193 106H194ZM211 103V102H210ZM260 103V102H259ZM19 104V103H18ZM17 104V105H18ZM75 104V103H74ZM82 104V103H81ZM161 104V103H160ZM168 104V103H167ZM179 104V103H178ZM186 104V106H188V104H187V102L185 103ZM1 105V104H0ZM8 105V104H7ZM10 105V104H9ZM17 105H15L16 107H17ZM19 105H21V104H19ZM18 105V106H19ZM59 105V106H58ZM66 105V104H65ZM65 105H62V106H65ZM95 105V104H94ZM107 105V104H106ZM158 105V104H157ZM196 105V104H195ZM199 105V104H198ZM206 105V104H205ZM209 105V104H208ZM213 105V104H212ZM214 105H216V103L214 104ZM251 106V108H250V106ZM4 106V105H3ZM2 106V107H3ZM14 106V105H13ZM14 106V107H15ZM83 106V105H82ZM97 106V105H96ZM133 106V105H132ZM180 106V105H179ZM190 106V105H189ZM197 106V105H196ZM209 106H211V105H209ZM209 106H206V107H208L207 109L208 110H206L207 112L209 111V110H211V107H210V109H209ZM217 106H218V104H217ZM12 107V106H11ZM73 107H75V105L73 106ZM90 107V106H89ZM100 107H101V105H100ZM119 107V106H118ZM162 107V106H161ZM160 107V108H161ZM176 107V106H175ZM195 107V106H194ZM206 107H204L205 109H206ZM263 107H264V105H263ZM3 108H5V106L3 107ZM18 107L17 108H13V109H11L12 110V112L10 111V113H11V115L9 116V117H11V116H13V118H14V116H17L18 114H16V113H18L19 112V109ZM63 108V107H62ZM61 108V109H62ZM79 108H80V106H79ZM113 108V107H112ZM158 108H159V106H158ZM184 108V107H183ZM189 108V107H188ZM191 108V107H190ZM203 108V109H204ZM64 109H66V107H64ZM74 109V108H73ZM76 109V108H75ZM81 109H83V108H81ZM80 109V110H81ZM95 109V108H94ZM105 109V108H104ZM104 109H102V110H104ZM181 109H182V107H181ZM194 109V108H193ZM201 109V108H200ZM199 109V110H200ZM204 109V110H205ZM212 109L214 110V107H212ZM215 109H216V106H215ZM219 109V108H218ZM253 109V108H252ZM255 109V108H254ZM263 109V108H262ZM7 110H10V109H7ZM22 110V109H21ZM24 110H23V112H24ZM58 110H60V109H58ZM71 110V109H70ZM85 110V109H84ZM108 110H110V106H109V109ZM107 110V111H108ZM117 110V109H116ZM120 110V109H119ZM130 110V109H129ZM128 110V111H129ZM162 110H163V108H162ZM166 110V109H165ZM175 110V109H174ZM174 110H172V111H174ZM178 110H179V108H178ZM244 110H245V112H244ZM257 110V109H256ZM18 111V112H17ZM63 110H61V112H62ZM75 111V110H74ZM96 111V110H95ZM101 111V110H100ZM123 111V110H122ZM171 111V112H172ZM186 111V110H185ZM188 111H190V110H188ZM195 111V110H194ZM197 111V110H196ZM200 111H202V110H200ZM239 111H240V113H239ZM242 111V112H241ZM248 111V112H249ZM259 111H261V110H259ZM263 111V110H262ZM260 112V113H264V111L263 112ZM22 112V111H21ZM47 112H44V114L45 113H47ZM51 112V111H50ZM86 112V111H85ZM151 112V111H150ZM165 112V111H164ZM164 112H162V113H164ZM210 112V111H209ZM223 112V113H222ZM231 112H233L232 114H231ZM253 112V111H252ZM255 112H257V111H255ZM254 112V113H255ZM58 113H60V112H57V117H58ZM74 113V112H73ZM77 113V112H76ZM81 113H83V112H80L79 114H78V116L81 114ZM95 113V112H94ZM99 113V112H98ZM108 113V112H107ZM107 113H104V114H107ZM113 111L112 112H110V113H108L107 114V116H108V118H110V114L112 115V117L110 118L111 120H113L114 118L117 120V118L116 117H114L115 116V114H116V111H115V113H113ZM135 113V112H134ZM140 113V112H139ZM148 113V112H147ZM155 113V112H154ZM181 113H182V111H181ZM188 113V112H187ZM196 113V112H195ZM194 113V115L195 116H197L196 114ZM201 113V112H200ZM211 113H212V111H211ZM258 113V112H257ZM16 114V115H15ZM27 114V113H26ZM25 114V115H26ZM43 114V113H42ZM49 114V113H48ZM48 114H46L45 116H47ZM69 114V113H68ZM75 114V113H74ZM91 114V113H90ZM125 114V113H124ZM190 114V113H189ZM187 115L188 117L190 116V115ZM192 114V113H191ZM203 114V113H202ZM246 114V113H245ZM9 115V113L7 114V112L5 111V109L3 110L1 107H0V143H1V146H0V148L3 146V145H7V136L8 135H10V138H15V135L19 138V136H18V134H20V133H18V132H20V130H22V132L25 130V124H24V122H26V119H25V121L23 122L22 120V122L21 121H16V119H14V121L12 120V122H4V121H6V117ZM27 115H30V114H27ZM53 115V114H52ZM59 115H61V114H59ZM99 115H100V113H99ZM103 114H101V116H102ZM114 115V116H113ZM135 115V114H134ZM140 115H141V113H140ZM139 115V116H140ZM149 115V114H148ZM204 115V114H203ZM234 115H236V114H234ZM262 115V114H261ZM19 116H20V113H19ZM31 116H33L32 114H31ZM40 116V115H39ZM49 116V115H48ZM64 116V115H63ZM62 116V117H63ZM66 116H68V115H66ZM66 116H64L63 118H66ZM77 116V115H76ZM76 116H73V117H76ZM77 116V117H78ZM86 116V115H85ZM97 116V115H96ZM100 116V117H101ZM106 116V115H105ZM138 116V117H139ZM183 116V115H182ZM192 116V115H191ZM200 116V115H199ZM206 116V115H205ZM209 116V115H208ZM207 116V117H208ZM211 116V115H210ZM246 116V115H245ZM55 117V116H54ZM56 117V118H57ZM62 117H61V119L60 120H62ZM72 117V118H73ZM94 117V116H93ZM99 117V118H100ZM136 117V116H135ZM146 117V116H145ZM177 117V116H176ZM180 117V116H179ZM216 117V116H215ZM225 117V116H224ZM226 117V118H227ZM236 117V116H235ZM3 118H6L5 120H3ZM17 118V117H16ZM30 118V117H29ZM40 120H41V118L40 117H38ZM52 118V117H51ZM60 118V117H59ZM97 118V117H96ZM95 118V119H96ZM104 118H106V117H103V119ZM113 118V119H112ZM121 118V117H120ZM119 118V119H120ZM147 118V117H146ZM160 118V117H159ZM199 118V117H198ZM219 118V117H218ZM237 118V117H236ZM235 118V119H236ZM244 118V117H243ZM242 118V119H243ZM252 118V117H251ZM20 119V118H19ZM38 119V120H39ZM43 120L42 121H46V120H44V117L42 118ZM48 119V118H47ZM92 119V121L94 122V124H95V122L96 121H99V120H97L96 119V121H94L95 119L94 118H91ZM114 119V120H115ZM133 119V118H132ZM180 119V118H179ZM205 119V118H204ZM216 119H217V117H216ZM230 119V118H229ZM242 119H238L237 121H235V122H232V123H234L233 125H232V123H231V126H229L230 125V123H225V124H227L226 126L227 127H230L229 129H230V135H231V133H232V131L233 132H235V128L234 127H236L237 129V131L239 130V132H240V136H241V138L242 137H244V135H246V134H249L248 135V137L247 138H245L244 140H243V138L241 139L242 140V145H240V146H246L247 145V143L248 144H252V145H247L246 146V148L249 146H252V147H254V151H256V154H259L258 156H260L261 154L262 155H264V128H263V131L261 130L262 129V127H264V126H261L259 123V125L261 126V128H260V126H258V127H256V125H255V127L253 126H250V128L247 126L248 124L249 125H251L250 123H248L247 121V123H244V120H242ZM254 119H256V118H254ZM258 119V118H257ZM260 119V118H259ZM8 120V119H7ZM18 120V119H17ZM30 120V119H29ZM33 120L34 121H36L37 119H34L33 118ZM37 120V121H38ZM39 120V121H40ZM66 120V119H65ZM65 120H64V122H65ZM102 120V119H101ZM106 120V119H105ZM108 120V119H107ZM107 120H106V122H107ZM121 120V119H120ZM214 120V119H213ZM224 120H225V118H224ZM223 120V121H224ZM233 120H234V118H233ZM240 120H242V124L240 123V124H237L236 122H238L239 123V121ZM253 119H251V121H252ZM9 121H10V119H9ZM34 121H33V123H32V125H34L35 123H39V122H35L34 123ZM51 122H54V121H52V120H50ZM57 121H58V119H57ZM67 122H65V128H66V130L64 131V132H67L66 134L68 135V133L70 134V133H73V131H75V133H76V131L78 132V130H82L83 131V129L84 128H86V126L89 124V123H92V122H90V118H88V116H86V117H84L83 116V114H81V116H79L78 118H76L75 120H70L69 121V119L68 120H66ZM126 121V120H125ZM129 121V120H128ZM132 121V120H131ZM141 121V120H140ZM162 121V120H161ZM198 121V120H197ZM256 121V120H255ZM258 121V120H257ZM29 122V121H28ZM30 122H32V120L30 121ZM46 122H48V120L46 121ZM45 122V123H46ZM63 122V121H62ZM111 122V121H110ZM115 122V121H114ZM137 122V121H136ZM153 122V121H152ZM226 122V121H225ZM228 122H230V121H228ZM250 122V121H249ZM262 122V121H261ZM50 123V122H49ZM54 123H56V121L54 122ZM108 123V122H107ZM118 123V122H117ZM131 123H133V122H131ZM139 123V122H138ZM161 123V122H160ZM180 123H181V121H180ZM26 124H27V122H26ZM41 125H42V123H40ZM99 124V123H98ZM109 124V123H108ZM107 124V126L109 127V125ZM111 124V123H110ZM113 124V123H112ZM127 124V123H126ZM173 124H175V123H173ZM177 124V123H176ZM179 124V123H178ZM239 125H242V126H240V129H238V126ZM244 124H246L245 126H243ZM262 124V123H261ZM29 125V124H28ZM31 125V124H30ZM29 125V126H30ZM37 126H39L38 124H36ZM40 125V126H41ZM57 125V124H56ZM61 125H63V124H61ZM100 125H102V124H100ZM105 125V124H104ZM116 125V124H115ZM119 125V124H118ZM122 125L124 126V124L122 123ZM168 125H170V124H168ZM181 125H183V124H181ZM192 125H193V123H192ZM199 125V124H198ZM201 125V124H200ZM205 125V124H204ZM236 125V126H235ZM263 125H264V122H263ZM37 126H35L36 127V131H40V130H42L43 132H40L41 134L43 133V134H45V135H42V136H46V134L47 135H51V134H49V133H47V130L49 131L50 129H51V127H50V129L48 128V127H44V129H38L37 128ZM43 126V125H42ZM42 126L40 127V128H42ZM44 126H47V125H44ZM50 126V125H49ZM91 126V125H90ZM93 126V125H92ZM91 126V127H92ZM106 126V125H105ZM130 126V125H129ZM132 126H134V125H132ZM144 126V125H143ZM152 126V125H151ZM173 126V125H172ZM171 126V127H172ZM174 126H176V125H174ZM173 126V127H174ZM185 126V125H184ZM53 127V126H52ZM54 127H55V124H54ZM57 127H58V125H57ZM107 127V130H109V128ZM113 127V126H112ZM125 127V126H124ZM149 127V126H148ZM181 127V126H180ZM206 127V126H205ZM226 127V128H227ZM232 127V128H231ZM23 128H24V130H23ZM28 128V127H27ZM30 128V127H29ZM28 128V129H29ZM32 128V127H31ZM30 128V129H31ZM56 128V127H55ZM54 128V130H56L57 131V128L55 129ZM59 128V127H58ZM61 128H63L62 126H61ZM95 128V127H94ZM98 128V127H97ZM143 128V127H142ZM185 128V127H184ZM225 128V127H224ZM225 128V129H226ZM255 129V130H252V129ZM47 129V130H46ZM88 129H89V126H88ZM103 128H101V130H102ZM125 129V128H124ZM136 129V128H135ZM151 129V128H150ZM173 129H176V128H173ZM208 129V128H207ZM228 129V128H227ZM258 129V130H257ZM259 129H260V131H259ZM33 130V129H32ZM32 130H30L31 132H32ZM59 130V129H58ZM63 130V129H62ZM87 130V129H86ZM113 130V129H112ZM151 130H153V129H151ZM156 130V129H155ZM154 130V131H155ZM184 130V129H183ZM194 130V129H193ZM201 130V129H200ZM204 130V129H203ZM213 130V129H212ZM219 130V129H218ZM217 130V131H218ZM27 130H25V132H26ZM34 131V130H33ZM36 131H34V132H36ZM39 131H38V133H39ZM55 132V131H53V130H50V133H52V132ZM60 131V130H59ZM96 131V130H95ZM94 131V132H95ZM106 131V130H105ZM139 131V130H138ZM178 131V130H177ZM205 131V130H204ZM208 131V130H207ZM226 131V130H225ZM24 132V133H25ZM86 132V131H85ZM97 132H100V131H97ZM115 132V131H114ZM130 132V131H129ZM141 132V131H140ZM153 132V131H152ZM158 132V131H157ZM171 132H173V131H171ZM175 132V131H174ZM199 132V131H198ZM206 132V131H205ZM213 132V131H212ZM219 132V131H218ZM223 132V131H222ZM221 132V135L223 136V134H225L226 132H223L222 133ZM26 133H30L29 131H27ZM80 133V132H79ZM142 133V132H141ZM156 133V132H155ZM159 133V132H158ZM187 133V132H186ZM188 133H189V131H188ZM193 133H195V131L193 132ZM228 133V132H227ZM238 133V132H237ZM236 133V134H237ZM246 133V134H245ZM28 134H26V135H28ZM31 134H33V133H31ZM35 134V133H34ZM54 134V133H53ZM57 133H55V135H56ZM62 134V133H61ZM83 134V133H82ZM85 134V133H84ZM95 134V133H94ZM101 134V133H100ZM117 134V133H116ZM200 134V133H199ZM220 134V133H219ZM23 134H21L20 136H22ZM26 135H25V138H26ZM37 135V134H36ZM35 135V136H36ZM76 135H78V134H76ZM92 135V134H91ZM115 135V134H114ZM124 136H125V134H123ZM127 135V134H126ZM142 135V134H141ZM152 135V134H151ZM157 135V134H156ZM167 135H169V134H167ZM198 135V134H197ZM218 135V134H217ZM234 135V134H233ZM233 135H231L232 137H233ZM12 136V137H11ZM14 136V137H13ZM41 136V137H42ZM52 136V135H51ZM51 136H47V137H51ZM59 136V138H60V135H58ZM64 136H66V135H64ZM72 136V135H71ZM74 136V135H73ZM82 136V135H81ZM86 136V135H85ZM90 136V135H89ZM106 136H108V137H110L109 135H106ZM179 136V135H178ZM180 136H182V135H180ZM194 136V135H193ZM225 136V135H224ZM229 136V135H228ZM236 136V135H235ZM234 136V137H235ZM247 136V135H246ZM9 137V136H8ZM16 137V138H17ZM23 137V136H22ZM28 137V136H27ZM33 137H34V135H33ZM39 137V136H38ZM44 137H42V139H43V141H44V139H46V137L44 138ZM57 137V136H56ZM84 137V136H83ZM91 137V136H90ZM115 137V136H114ZM152 137H153V135H152ZM177 137V136H176ZM192 137V136H191ZM9 138V139H10ZM17 138V139H18ZM25 138L23 139V138H21L20 137V139H22V140H20V141H23L24 143H25ZM35 138V137H34ZM33 138V139H34ZM37 138V137H36ZM62 138V137H61ZM68 138V137H67ZM67 138L66 139H64V141L63 140H61V139H48V140H46L45 142H47L48 143V145H46L47 143H45V145L47 146L46 148L47 149H45V151L44 152H50L51 153V157L50 158H55V160H56V158H57V156L59 157L60 155L61 156H63V159H64V156H67L66 154H68V156L70 155L71 156V154H74V157H76L77 155L73 152H71V154H70V149H68L67 147H70L71 146V144L69 143L68 145H67V143L69 142L68 140H67ZM85 138H87V137H85ZM84 138V139H85ZM102 138V137H101ZM125 138V137H124ZM170 138H171V136H170ZM183 138V137H182ZM185 138V137H184ZM183 138V139H184ZM230 138V137H229ZM237 140H238V138L237 137H235ZM234 138V139H235ZM17 139H15V142H16V140ZM32 139V137H31V140H32V143H31V147L34 145V146H36L37 147V149H35L34 150V148L35 147H32V150H34V151H36V153H38V151L42 154H44V152H42L43 150H42V148H39V147H43V144L41 145V141L40 140H42V139H40L39 141L40 142H38L37 143V141L35 140V142H34V140ZM70 139H71V137H70ZM76 139H78V138H76ZM80 139H82V138H80ZM84 139H82L83 140V142H82V144H80L79 143V141H76V142H78L76 145L78 146H80V145H83V149H84V147H86V145H84ZM140 139V138H139ZM172 139V138H171ZM186 139H187V137H186ZM221 139V138H220ZM219 139V140H220ZM222 139H223V137H222ZM228 139V138H227ZM231 139V138H230ZM10 140H12V139H10ZM14 140V139H13ZM28 140H30L29 138H28ZM30 140V141H31ZM65 140H67V142L65 141ZM72 140V139H71ZM74 140V139H73ZM87 140V139H86ZM105 140H106V138H105ZM104 140V141H105ZM123 140V139H122ZM172 140H174V139H172ZM189 140V139H188ZM187 140V141H188ZM229 140V139H228ZM237 140H236V143L239 145L240 144V142H239V140H238V142H237ZM27 141V140H26ZM30 141L28 142L27 141V143H30ZM42 141V142H43ZM49 141H50V143H49ZM87 141H90V140H87ZM107 141V140H106ZM162 141V140H161ZM181 141H184V140H181ZM187 141H184L183 143H186ZM190 141H192V139L190 140ZM194 141V140H193ZM196 139H195V143L194 144H197L196 143ZM230 141H232V139L230 140ZM244 141V142H243ZM246 141H247V143H246ZM9 142V141H8ZM14 142V141H13ZM13 142H11V143H13ZM19 142V140L17 141V143ZM34 142V143H33ZM65 142H66V144H65ZM71 142V141H70ZM75 142V143H76ZM91 142V141H90ZM110 142V141H109ZM115 142H116V140H115ZM129 142V141H128ZM138 142V141H137ZM140 142V141H139ZM138 142V143H139ZM151 142H154V141H151ZM163 142V141H162ZM168 142V141H167ZM171 142V141H170ZM173 142V141H172ZM175 142V141H174ZM179 142H180V140H179ZM199 142H201V141H199ZM220 142V141H219ZM226 142V141H225ZM229 142V141H228ZM227 142V143H228ZM3 143V144H2ZM35 143H37V144H35ZM72 143V142H71ZM74 143V144H75ZM89 143V142H88ZM94 143H96L95 142V140H94ZM117 143H118V140H117ZM124 143V142H123ZM126 143V142H125ZM135 143V142H134ZM141 143V142H140ZM150 143V142H149ZM233 143H234V141H233ZM232 143V147L230 146V148H235V147H239L238 145H235V144H233ZM244 143H246V145H244ZM15 144V143H14ZM21 145L22 144V146H21V148H23V145H24V147L26 146V144H23L22 142L21 143H18V145ZM73 143H72V148H73V145H74ZM126 144H128V143H126ZM136 144V143H135ZM188 144V143H187ZM186 144V145H187ZM193 144V143H192ZM191 144V145H192ZM200 144V143H199ZM230 144V143H229ZM5 145V146H6ZM11 145H13V144H11ZM17 145V144H16ZM17 145V146H18ZM41 145V146H40ZM44 145V146H45ZM67 145V146H66ZM76 145H74V148L73 149H76ZM90 145V144H89ZM94 145V144H93ZM116 145V144H115ZM160 145V144H159ZM169 145V144H168ZM172 146H173V144H171ZM178 145V144H177ZM181 145H182V143H181ZM189 145V144H188ZM187 145V146H188ZM201 145V144H200ZM213 145V144H212ZM27 146H29V148L31 149V147H30V144L29 145H27ZM26 146V147H27ZM49 146V147H48ZM96 146V145H95ZM95 146H94V148H95ZM161 146V145H160ZM160 146H159V148H160ZM194 146V145H193ZM192 146V147H193ZM198 147H199V145H197ZM197 146H195V147H197ZM205 146V145H204ZM219 146H221V145H219ZM225 146V145H224ZM229 146V145H228ZM7 148L9 147V146H6ZM11 147V146H10ZM13 147V146H12ZM25 147V148H26ZM117 147V146H116ZM162 147V146H161ZM164 147V146H163ZM174 147V146H173ZM178 147V146H177ZM182 147V146H181ZM180 147V148H181ZM191 147V148H192ZM212 147V146H211ZM225 147H227V146H225ZM244 147L243 148H240L242 151H244L243 149H244ZM15 148V147H14ZM21 148H16L15 150H14V155H15V151L16 150H18V153H17V155L19 154V151L21 152H28V150L29 149H27V151H25L26 149L25 148H23L24 150H21ZM38 148H39V150H38ZM82 148V147H81ZM114 148V147H113ZM141 148V147H140ZM179 148V147H178ZM183 148V147H182ZM185 148H187L186 146H185ZM189 148V147H188ZM203 148V147H202ZM205 148V147H204ZM224 148V147H223ZM245 148V149H246ZM251 148V147H250ZM2 149V148H1ZM0 149V150H1ZM4 149H5V147H4ZM11 149V148H10ZM20 149V150H19ZM42 151H41V150ZM78 147H77V151H78ZM86 149V148H85ZM97 149V148H96ZM111 149V148H110ZM153 149H155V148H153ZM158 149V148H157ZM164 149H166V147L164 148ZM163 149V150H164ZM194 149V148H193ZM198 149V148H197ZM217 149V148H216ZM220 149V148H219ZM239 148L237 149V150H240ZM6 150V149H5ZM38 150V151H37ZM48 150H50V151H48ZM98 150H100V149H98ZM101 150H102V148H101ZM162 150V151H163ZM176 150V149H175ZM192 149H190V151H191ZM206 150V149H205ZM204 150V151H205ZM228 150V149H227ZM240 150V153L242 152ZM251 150V149H250ZM2 151V150H1ZM6 151H8V155H9V149L8 150H6ZM12 151V150H11ZM76 151V150H75ZM79 151H80V149H79ZM94 151L95 152H97L95 149H94ZM94 151H90V150H88V151H82L81 150V153L82 152H85V153H83V154H81V156L82 155H84V156H87V158H90L91 156H94V154H95V152ZM112 151V150H111ZM119 151V150H118ZM159 151V150H158ZM161 151V150H160ZM181 151V150H180ZM189 150H187V152H188ZM203 151V152H204ZM209 150H207V152H208ZM234 151V150H233ZM253 151V148H252V151H250V152H253V154H255V152ZM32 152V151H31ZM53 152H55L56 154H57V156H52L53 155ZM174 152V151H173ZM193 152V151H192ZM202 152V151H201ZM216 152V151H215ZM214 152V153H215ZM239 152V151H238ZM250 152H248V154H250ZM1 153V152H0ZM40 153H38V156H40V157H38V156H36V157H38V158H35V159H33V160H35V163L37 162V160H41V161H43L42 160V157H43V154L42 155H39ZM99 153V152H98ZM113 153V152H112ZM154 153V152H153ZM175 153V152H174ZM173 153V154H174ZM186 153V152H185ZM221 153V152H220ZM244 153H246V150L244 151V152H242V157H243V154ZM261 153V154H260ZM4 154V153H3ZM3 154H0L1 156L3 155ZM6 154V156H3L2 158H3V160H4V157L6 158L7 157V152L5 153ZM13 154V152H11V154L10 155H12ZM35 154V153H34ZM49 154V153H48ZM78 154V153H77ZM156 154V153H155ZM160 154V153H159ZM164 154V153H163ZM162 154V155H163ZM180 154V153H179ZM188 154V153H187ZM200 154V153H199ZM209 154H211V153H209ZM256 154H255V156H256ZM20 156H21V154H19ZM18 155V156H19ZM44 155H46V154H44ZM50 155V154H49ZM76 155V156H75ZM96 155V154H95ZM122 155V154H121ZM167 155V154H166ZM241 155V154H240ZM244 155H247V153L246 154H244ZM251 156H252V154H250ZM262 155H261V159H262ZM70 156L68 157V159L70 158ZM80 156V155H79ZM78 156V157H79ZM84 156H83V158H84ZM155 156V155H154ZM161 156V155H160ZM165 156V155H164ZM216 156V155H215ZM249 156V155H248ZM254 156V155H253ZM9 157V159L8 160H10V156H8ZM13 157V156H12ZM22 157V156H21ZM49 157V156H48ZM108 157V156H107ZM118 157V156H117ZM250 157V156H249ZM32 158V157H31ZM43 158H45V156L43 157ZM60 158V157H59ZM65 158H67V157H65ZM86 158V157H85ZM120 158V157H119ZM162 158V157H161ZM204 158V157H203ZM243 158H246V157H243ZM71 159V158H70ZM112 159V158H111ZM153 159H155V158H153ZM173 159V158H172ZM188 159V158H187ZM251 159H254V157L253 158H251ZM259 159H260V157H259ZM260 159V160H261ZM263 159H264V156H263ZM262 159V160H263ZM33 160H31V161H33ZM45 160H46V158H45ZM44 160V162H50V161H45ZM49 160V159H48ZM62 160V159H61ZM67 160V159H66ZM95 160V159H94ZM102 160V159H101ZM106 160V159H105ZM200 159H198V161H199ZM11 161V160H10ZM57 161V160H56ZM60 161V160H59ZM58 161V162H59ZM114 161V160H113ZM163 161V160H162ZM172 161H174V160H172ZM177 161V160H176ZM193 161V160H192ZM230 161V160H229ZM12 162V161H11ZM22 162H23V160H22ZM27 162H29V161H27ZM44 162H41V163H44ZM61 162V161H60ZM63 162V161H62ZM61 162V163H62ZM68 163L67 165H69V162H67V161H65V159H64V162H63V164H66V163ZM71 162H72V160H71ZM74 162V161H73ZM72 162V163H73ZM76 162H77V160H76ZM120 162V161H119ZM124 162V161H123ZM155 162V161H154ZM180 162V161H179ZM182 162H183V160H182ZM194 162V161H193ZM197 162V161H196ZM196 162H194V163H196ZM258 162V161H257ZM5 162H3V164H4ZM14 164H15V162H13ZM31 163V162H30ZM34 162H33V164H35ZM40 162L38 161V163H37V166L39 165L40 166V164H39ZM51 163L52 162H50L48 165L47 164H44V167H48V166H51ZM57 162H55V164H56ZM79 163V162H78ZM86 163V162H85ZM108 163V162H107ZM110 163V162H109ZM108 163V164H109ZM173 163V162H172ZM203 163H204V161H203ZM262 163V162H261ZM264 163V162H263ZM262 163V164H263ZM1 164V166L3 165L2 163H0ZM10 164V163H9ZM27 164V163H26ZM32 164V163H31ZM61 165V168H60V165H59V168H60V173H59V177H60V175H62L63 176V174H65V173H63V172H66L65 171V167H67V165L65 166V165ZM81 164V163H80ZM83 164V163H82ZM91 164V163H90ZM103 164H104V162H103ZM102 164V165H103ZM122 164V163H121ZM177 164H178V161H177ZM200 163L198 162V165H199ZM235 164V163H234ZM25 165V164H24ZM70 165L72 166V164L70 163ZM92 165V164H91ZM98 165V164H97ZM102 165H101V167H102ZM134 165V164H133ZM173 165V164H172ZM180 165V164H179ZM206 165V164H205ZM238 165V164H237ZM261 165V164H260ZM6 166V165H5ZM32 166H34V165H32ZM37 166H34V167H37ZM53 166H54V168L55 169H53ZM57 166H58V164H57ZM56 166V167H57ZM71 166H68V167H71ZM78 166V165H77ZM96 166V165H95ZM94 166V167H95ZM125 166V165H124ZM129 166V165H128ZM137 166V165H136ZM141 166V165H140ZM176 166H178V165H176ZM175 166V167H176ZM180 166H182V165H180ZM179 166V167H180ZM193 166V165H192ZM241 166V165H240ZM3 167H4V165H3ZM9 167V166H8ZM8 167H7V169H8ZM22 167H23V165H22ZM55 167V165H53L52 164V170H55V172H56V170H58L57 168ZM74 167V166H73ZM72 167V168H73ZM93 167V168H94ZM99 167V166H98ZM107 167V166H106ZM105 166H103V169H105L106 168ZM164 167V166H163ZM223 167V166H222ZM232 167V166H231ZM248 167V166H247ZM5 168V167H4ZM37 168H39V167H37ZM42 168H43V166H42ZM49 168V167H48ZM48 168H46V169H48ZM51 168V167H50ZM49 168V169H50ZM64 170H63V169ZM75 168V167H74ZM84 168V167H83ZM111 168V167H110ZM110 168H108V169H110ZM119 168H120V166H119ZM122 168V167H121ZM126 168V167H125ZM173 168H174V166H173ZM184 168H185V166H184ZM194 168V167H193ZM200 168V167H199ZM233 168V167H232ZM231 168V169H232ZM242 168V167H241ZM259 168V167H258ZM0 169H1V167H0ZM7 169H5L6 171H8ZM30 169V168H29ZM46 169H44V170H42V172L43 171H45ZM62 169V170H61ZM67 169V168H66ZM89 169V168H88ZM96 168H94V170H95ZM98 169H100V167L99 168H97V171L99 172H97L96 171V174H98V175H96V174H94L93 176H91V174L89 175V172L88 173H86V174H88V176H91V178L92 177H94V179L97 177V178H99V177H101L102 178V176H103V178H104V180L102 181V182H105V180L107 181L108 180V182L110 181V179H112L110 176L112 175L111 173H113V171H116V170H113L112 172L111 171H109V170H102L103 172H101L100 170H98ZM113 169V168H112ZM116 169V168H115ZM145 169V168H144ZM164 169V168H163ZM187 169V168H186ZM196 169H198V168H196ZM195 169V170H196ZM234 169V168H233ZM245 169V168H244ZM22 170H24V169H22ZM41 170V169H40ZM40 170H39V172H40ZM68 170H69V168H68ZM67 170V171H68ZM78 170H80V169H78ZM93 170V169H92ZM111 170V169H110ZM118 170V169H117ZM125 170V169H124ZM132 170H134V168L133 169H131V172L128 174V180H127V184L129 185V188L127 187L126 189H128V192L126 193V194H121L120 193V190H121V187L123 186L122 185V183L124 184V182H121V181H126L125 179H122V178H126V176L125 175H123L122 176V174H121V176H122V178H120L121 176H119V175H117V173H116V175L114 174V175H112V177H114V179H115V177L117 176V178H120V181L119 180H117V178H116V180L117 181H119L117 184H118V186H121V187H119L120 188V190H118L117 188H118V186L116 185V187H115V185L113 186V187H115L114 189H112L110 192H108V194H106V196H104L103 195V198L101 197V195H99L100 197H99V199L101 200V203H100V201L98 200V199H96L95 197H97L98 198V193L96 194L97 196H94V199H96V201H97V203L95 202V204H97L96 206L98 207V209L100 210V211H102V210H104V212L106 213V215L108 216V217H110V221H111V218H113V217H111L112 215V213L113 212H115V211H124L125 209L123 208V210L121 209L122 207H124V205H126V202H127V204L129 203V201L131 202V200H133L134 202H132L131 204H137V202H136V200L138 199V198H136V195H138V193L136 192V191H134V182L133 181H135V178H137L135 175H137V173L138 172H135L136 174H134V173H132ZM157 170H159V169H157ZM165 170V169H164ZM177 170V169H176ZM203 170V169H202ZM225 170V169H224ZM224 170H222V171H224ZM228 170H230V169H228ZM0 171H2V172H0V216L1 217H4L5 219H7V215H9V214H13V218H15V217H17V221L18 220H24V219H26L27 221H29V223H30V220L31 221H34V219H36V217H37V219H39L38 218V216L40 215V211H38V210H34L37 214H38V216H36L37 214L34 212V214H36L35 215V217H33L32 215V213H27L26 212V214H24L25 212H21V211H23V210H21L20 208H18V207H20V206H18L17 207V209H14L13 208V210L11 211V207L10 208H7L6 207V205H7V199L9 198V204H11V205H15V203H14V201L16 202L17 200H19V199H21V200H23L24 199V197H22L23 196V194H22V192L23 193H25V192H27V191H22V189L24 190V189H26L27 187H29V186H31V185H29V184H35V183H33L34 181L33 180H31V181H28L26 178V176H25V178H23L24 177V175H23V171H22V174L20 173L19 175H21V177H22V175H23V179L22 178H20V176L19 175H17V176H19V180H17L16 179V174H13L12 175V173H11V175H9V174H7L8 172H3L4 171V169H1ZM10 172H11V170H9ZM29 171H31V170H29ZM47 171L48 172H51V170L49 171V170H46V172L45 173H47ZM61 171H63L62 173H61ZM76 171H77V169H76ZM75 171V172H76ZM89 171H91V170H89ZM130 171V170H129ZM146 171V170H145ZM161 171V170H160ZM180 171V170H179ZM197 171H199V170H197ZM227 171V170H226ZM234 171V170H233ZM232 170L231 171H228V172H226V173H221L222 175H220L219 177H215L214 179H213V177H212V179L207 175V177H209V178H200V179H198V183L194 180V181H191V179L190 180H188V179H184V178H182V177H179L178 176V178H175V180L173 181L172 180V182L170 181V179L171 178H168L169 179V182L170 183H168V188L169 189H166V192L165 193H167V192H171L170 193V195H169V193H167V195L168 196H166V195H162V196H166L165 197V199H164V197H162L163 198V200H165V202H166V210L167 211H169L170 213H171V215L173 214H175L174 216H171V217H173L172 218V220H176L177 218H175V217H178V215H185V216H191V218L192 219H194V218H202V219H204V217H207V216H209L210 214L212 215V213H214V211L216 212V213H222L226 208H227V206H228V204H229V206H231L230 205V203L232 204V202L234 203L235 201H237L239 198V203H237V204H239V205H237L236 204V206H235V204H234V206H233V204H232V206H233V211L232 210H230V211H232V213L231 212H229L230 214H231V216H230V220H229V222L227 223V219H226V224H225V231L223 232L222 230H221V236H220V239H222V241H225L226 243H227V246H224L225 247V249H226V247H227V249H230V245H229V243L230 244H232L233 243V236H234V233L235 232H239V228L241 227V221H242V218H241V216H244V215H241L240 213H238L239 211L241 212L242 210H246L245 208L243 209V207L242 206H244L245 204H244V202L246 201V202H251V196H250V198H248L249 197V195L247 194L249 191H250V189H251V187L253 188V184L251 185L250 183L251 182H249L251 179L249 178V176L252 178L253 176H251V175H246V174H244V172H243V174H242V172H241V175H239V174H236L235 172H233ZM245 171V170H244ZM42 172H40V175H41V173ZM53 172V171H52ZM52 172L50 173V174H52ZM94 172V171H93ZM92 172V173H93ZM101 172V173H100ZM122 172V171H121ZM134 172V171H133ZM143 172V171H142ZM168 172H169V170H168ZM200 172V171H199ZM248 172V171H247ZM247 172H245V173H247ZM15 173V172H14ZM27 173V172H26ZM25 173V174H26ZM44 173V172H43ZM54 173V172H53ZM58 172H56V174H57ZM74 173V172H73ZM79 173V172H78ZM118 173H119V171H118ZM153 173V172H152ZM163 173V172H162ZM181 174H182V172H180ZM179 173V174H180ZM186 173V172H185ZM189 173V172H188ZM203 173V172H202ZM30 173H28L27 175H29ZM68 174V173H67ZM85 174V173H84ZM85 174V175H86ZM127 174V173H126ZM158 174V173H157ZM173 174H175V173H173ZM176 174H177V172H176ZM248 174H252V173H248ZM43 175V174H42ZM44 175H46V174H44ZM47 177H49L50 175L47 173ZM54 174H52V176H53ZM73 175H75V174H73ZM100 175V176H99ZM102 175V176H101ZM183 175V174H182ZM187 175V174H186ZM253 175V174H252ZM38 176V175H37ZM52 176H50V177H52ZM54 176H56V175H54ZM53 176V177H54ZM58 176H56V177H58ZM64 176H66V179H68V177H67V175H64ZM63 176V178H65ZM163 176H164V174H163ZM176 176V175H175ZM181 176V175H180ZM188 176V175H187ZM190 176V175H189ZM214 176V175H213ZM40 177H42V176H39V178ZM44 177V176H43ZM42 177V178H43ZM46 176H45V178H47ZM50 177L48 178V180H51L52 181V179H50ZM73 177V176H72ZM79 177V176H78ZM84 177V176H83ZM86 177V176H85ZM110 177V178H109ZM169 177H171V176H169ZM173 177V176H172ZM190 177H192V175L190 176ZM196 177V176H195ZM264 177V176H263ZM16 179V180H14V179ZM55 178V177H54ZM62 178V177H61ZM62 178V179H63ZM96 178V179H97ZM100 178V179H101ZM159 178V177H158ZM161 178H163V177H161ZM197 178V177H196ZM14 180V182L16 183L17 181H19L20 183L21 182H29V183H26L25 185H26V187L25 186H23L22 187V184H20L21 185V187H18V184H17V186H15V185H12L11 184V182H13V181H11V180ZM21 179H22V181H21ZM37 179V178H36ZM35 179V180H36ZM59 178H57V180H58ZM72 179V178H71ZM80 179H82V178H80ZM149 179V178H148ZM154 179V178H153ZM164 179V178H163ZM173 179H174V177H173ZM25 180H27V181H25ZM55 180V179H54ZM52 181L53 183L54 182H57V180L56 181ZM70 180V179H69ZM69 180H68V182H69ZM75 180V179H74ZM77 180H79V178L77 179ZM84 180V179H83ZM98 180V179H97ZM144 180V179H143ZM162 180V179H161ZM165 180V179H164ZM166 180H167V177H166ZM253 180V179H252ZM262 180H263V178H262ZM33 181V182H32ZM38 181H39V179H38ZM41 181H43V179L41 180ZM41 181H39V183L41 182ZM45 181V180H44ZM81 181V180H80ZM137 181V180H136ZM144 181H146V180H144ZM143 181V182H144ZM163 181V180H162ZM31 182V183H30ZM46 182V181H45ZM74 182V181H73ZM96 182V181H95ZM99 182V181H98ZM164 182V181H163ZM261 182V181H260ZM263 182V181H262ZM37 183V182H36ZM48 183H49V181H48ZM51 183V182H50ZM50 183H49V185H50ZM59 183V182H58ZM57 183V184H58ZM79 183V182H78ZM86 183V182H85ZM92 183H94V181L92 182ZM101 183V182H100ZM99 183V184H100ZM138 183V182H137ZM136 183V184H137ZM145 183V182H144ZM251 185H249V184ZM254 183V182H253ZM42 184V183H41ZM95 184H98V183H95ZM102 184V183H101ZM104 184H105V186L106 185H108V183L106 184V183H103L102 185L104 186ZM121 184V185H120ZM136 184H135V186H136ZM255 184V183H254ZM258 184V183H257ZM19 185V186H20ZM27 185H29V186H27ZM52 185V184H51ZM55 185V184H54ZM60 185V184H59ZM88 185V184H87ZM90 185H91V183H90ZM102 185L100 186L101 188H102ZM156 185V184H155ZM248 185V186H247ZM262 185V184H261ZM45 186V185H44ZM72 186V185H71ZM97 186V185H96ZM109 186V185H108ZM133 186V187H132ZM145 186V185H144ZM162 186V185H161ZM166 186V187H167ZM259 186H260V184H259ZM17 187H18V189H17ZM32 187H33V185H32ZM54 186L52 185V188H53ZM68 187V186H67ZM91 187V186H90ZM89 187V188H90ZM95 187V186H94ZM110 188H113V187H111V186H109ZM137 187V186H136ZM135 187V188H136ZM264 187V186H263ZM34 188V187H33ZM45 188V187H44ZM64 188V187H63ZM106 188V187H105ZM158 188V187H157ZM28 189H31V188H28ZM74 189V188H73ZM103 189V188H102ZM142 189V188H141ZM163 189H165V187L163 188ZM183 189H192V190H194L195 191V193H194V195L192 196L191 195V197H189L186 193H184V194H186L188 197H185V198H182L183 196V194H182V190ZM247 189H249V191H247ZM261 188H259V190H260ZM33 190V189H32ZM54 190V191H53ZM53 190H49L50 192H52L51 194H53L54 192H56V188L55 189H53ZM57 190H59V189H57ZM62 190V189H61ZM81 190V189H80ZM94 190V189H93ZM99 190H101V189H99ZM104 190V189H103ZM152 190V189H151ZM156 190V189H155ZM168 190V191H167ZM184 190V191H185ZM22 191V192H21ZM30 191V190H29ZM47 192V194L49 193L50 194V192ZM66 191V190H65ZM68 191V190H67ZM96 191V190H95ZM102 191V190H101ZM100 191V192H101ZM144 191V190H143ZM147 191V190H146ZM157 191V190H156ZM183 191V192H184ZM187 191V190H186ZM247 191V195H245V196H247V198L246 199H244L243 200V202H240V201H242V199H241V197L243 196V197H245L244 196V194H245V192ZM263 191H264V189H263ZM7 192H8V194H7ZM59 191H57V193H58ZM72 192V191H71ZM97 192V191H96ZM122 192V191H121ZM124 192H126V191H124ZM193 192V191H192ZM22 194V196H21V198H20V195ZM32 193V192H31ZM35 193V192H34ZM66 193V192H65ZM103 193V192H102ZM158 193V192H157ZM157 193H156V195H157ZM250 193H251V191H250ZM249 193V194H250ZM41 194V193H40ZM60 195H62V193L60 192L59 193ZM59 194H57V195H59ZM90 194H92L91 193V190H90V193H88V195H90ZM139 194H141L140 192H139ZM191 194V193H190ZM37 195V194H36ZM59 195V196H60ZM63 195H64V193H63ZM84 195V194H83ZM86 195V194H85ZM93 195V194H92ZM92 195H90V196H92ZM95 195V194H94ZM185 195V196H186ZM7 196H9V197H7ZM35 196V195H34ZM40 196V195H39ZM45 196V195H44ZM50 197L51 195H46L45 196V198L46 197ZM56 195H54V197H55ZM58 196V197H59ZM66 196V194L64 195V197ZM139 196V195H138ZM153 196V195H152ZM53 197V196H52ZM52 197H50V199L52 198ZM61 197V196H60ZM59 197V198H60ZM63 197V198H64ZM87 197V196H86ZM93 197V196H92ZM92 197H91V199H92ZM134 197H135V199L136 200H134ZM151 197V196H150ZM260 197V196H259ZM28 198V197H27ZM38 198V197H37ZM41 198V197H40ZM69 198V197H68ZM71 198V197H70ZM102 198V199H101ZM143 198V197H142ZM146 198V197H145ZM155 198V197H154ZM11 199H13L14 201H12L11 202ZM55 200L57 199L56 197L54 198ZM78 199V198H77ZM86 199V198H85ZM84 199V200H85ZM20 200V201H21ZM33 200V199H32ZM36 200V199H35ZM44 200V199H43ZM46 200H49V199H46ZM54 200V201H55ZM61 200V199H60ZM67 200V199H66ZM93 200V199H92ZM140 200V199H139ZM139 200H137L138 202H139ZM156 200H158V198H156ZM249 200V201H248ZM254 200V199H253ZM258 200V199H257ZM20 201H18V202H16L17 204L16 205H19V203H20ZM53 200L51 201L50 200V202H52V204H53V202H54ZM146 201V200H145ZM149 201V200H148ZM255 201H256V199H255ZM261 201V202H260ZM260 201H257L256 202V204L254 205V210H253V223L252 224H250V226L248 227V226H246L247 228H244L243 229V226H242V231L240 230V233L242 234H240L241 235V242L239 241V239H238V241H239V245H238V248L240 249L239 250V252H234L235 253V255L232 253L233 251H229L230 253L229 254H231V258L232 259H229L228 260V262H230L229 264H232V263H235V261H236V263L235 264H264V197H263V199H261ZM11 202V203H10ZM25 202V201H24ZM29 202V201H28ZM39 202V201H38ZM48 202V201H47ZM47 202H45L44 201V203H46L47 204ZM48 203L47 204V206L48 207H51V206H53V205H55V204H53V205H51V203ZM57 202H58V200H57ZM64 201H62V203H63ZM78 202V201H77ZM144 202V201H143ZM14 203V204H13ZM31 203H32V201H31ZM55 203H56V201H55ZM60 203V202H59ZM64 203H66V202H64ZM68 203V202H67ZM66 203V204H67ZM92 203H94V201H92ZM145 203V202H144ZM149 203V202H148ZM236 203V202H235ZM241 203V204H240ZM22 204H23V202H22ZM46 204H44L43 206H45ZM85 204V203H84ZM86 204H87V202H86ZM100 204V205H99ZM159 204V203H158ZM244 204V205H243ZM253 204V203H252ZM93 205V204H92ZM99 205V206H98ZM142 205V203H140V205H138L137 204V206L138 207H140ZM144 205V204H143ZM142 205V206H143ZM164 205H165V203H164ZM225 205H227L226 207H225ZM246 205H248V204H246ZM30 206V205H29ZM33 206V205H32ZM34 206H36V205H34ZM33 206V208H35ZM68 206V205H67ZM73 206V205H72ZM75 206V205H74ZM85 206V205H84ZM89 205H86L85 207L88 209L89 207H88ZM95 206V205H94ZM95 206V207H96ZM129 207H135V209H134V211L136 210V208L138 209V207H136V206H132V205H130V203H129V205H128ZM159 206V205H158ZM251 206V205H250ZM13 207H15V206H13ZM27 207V206H26ZM55 207H56V205H55ZM77 207V206H76ZM85 207H84V209L83 210H85V213L83 212V210H81L83 213H84V215H86L87 216V213H88V215H89V212L91 211H89L88 210V212H87V209H85ZM246 207H248V206H246ZM16 208V207H15ZM68 208V207H67ZM133 208L130 210L129 208H127L126 207V210L128 211V213L131 211L132 212V210H133ZM143 208V207H142ZM222 208L224 209V210H222ZM241 208H242V210H241ZM7 209H9L8 211H10V213L9 212H7ZM20 209V210H19ZM36 209H38V208H36ZM48 209V208H47ZM53 209H54V207H53ZM91 209V208H90ZM102 209V210H101ZM120 209V210H119ZM147 209V208H146ZM154 209V208H153ZM160 209V211H162V209L161 208H159ZM25 210V209H24ZM39 210H40V208H39ZM50 210V209H49ZM48 210V211H49ZM55 210V209H54ZM77 210V209H76ZM78 210H79V208H78ZM125 210V211H126ZM163 210H164V208H163ZM32 211V210H31ZM45 211H46V209H45ZM47 211V212H48ZM57 211V210H56ZM98 211V210H97ZM100 211H98V212H100ZM124 211V212H125ZM155 211V210H154ZM211 211H213V212H211ZM221 211V212H220ZM248 211V210H247ZM44 212V211H43ZM47 212H45L46 214H47ZM50 212H52V210L51 211H49L48 213H50ZM54 212V211H53ZM68 212V211H67ZM74 212V211H73ZM79 213H82V212H80V210L78 211ZM93 213H94V211H92ZM130 212V213H131ZM147 212V211H146ZM164 212V211H163ZM168 212V213H169ZM211 212V213H210ZM8 213V214H7ZM77 213V212H76ZM82 213V214H83ZM91 213V212H90ZM100 213H102V212H100ZM104 213V214H105ZM116 213H118V212H116ZM115 213V214H116ZM130 213H129V215H130ZM148 213V212H147ZM226 213V212H225ZM238 213V214H237ZM243 213V212H242ZM27 214H32L31 216H29V217H27V216H25V215H27ZM53 214V213H52ZM67 214V213H66ZM95 214V213H94ZM99 214V213H98ZM103 214V216H105ZM133 214V213H132ZM142 214H144V212H142L141 213V215L140 216H142ZM149 214V213H148ZM151 214V213H150ZM159 214V213H158ZM219 214V216H221ZM223 214V213H222ZM227 214V213H226ZM240 214V215H239ZM245 214V213H244ZM43 215V214H42ZM42 215H40L39 217H40V219L39 220H41L43 217L44 218H47L46 220H48V217H45V214H44V216H42ZM47 215H49V214H47ZM46 215V216H47ZM100 215V214H99ZM114 215V214H113ZM119 215H121V214H119ZM135 215V214H134ZM133 215V216H134ZM154 215V214H153ZM162 215V214H161ZM165 215L167 216L168 214H166L165 213ZM210 215V216H211ZM41 216H42V218H41ZM49 216H51V215H49ZM71 216V217H70ZM69 217L71 218H69V219H67V220H72V218H73V216H77V214L75 215V214H73V216L72 215H70ZM85 216V217H86ZM95 216V215H94ZM101 216V215H100ZM107 216H106V218H107ZM116 216V215H115ZM115 216H114V218H115ZM125 216H128V214H125ZM131 216V215H130ZM130 216H129V218L128 219H130V221H132L131 220V218H130ZM144 216H145V218H146V214L145 215H143L142 217L143 218H141L140 217V220H142V219H145L144 218ZM152 216V215H151ZM158 216V215H157ZM157 216H155V217H157ZM164 216V215H163ZM163 216H161L162 218H163ZM219 216H218V219H219ZM228 217H229V215H227ZM226 216V217H227ZM1 217H0V219H1ZM11 217H12V215H11ZM54 217H55V215H54ZM77 217H79L78 218V220L76 219ZM76 218H74V219H76L78 222H79V219L80 218H84V216H82L81 217V214H80V216H79V214H78V216H77ZM90 217V216H89ZM98 217V216H97ZM96 217V218H97ZM102 217V216H101ZM117 217H119L118 216V214H117ZM132 217V216H131ZM147 217L149 218L150 217V215L148 216L147 215ZM154 217V216H153ZM154 217V218H155ZM160 216L159 217H157V219L156 220H158L157 222H156V220H154V222H156L157 224H160V222H159V220H160V218H161ZM216 217V216H215ZM247 217H249V216H247ZM4 218H3V220H4ZM12 218V219H13ZM28 218L30 219V218H32V219H30V220H28ZM34 218V219H33ZM51 219H49V223H48V221H47V223L45 222L44 223V225L41 227V229H36L35 228V230H37L38 231V236H40L39 238L36 236L37 234H36V232L37 231H35V233L34 234H36L35 236L34 235H32V233H31V231H33L32 229H31V226H29V225H27V226H29L28 227V232H27V230L26 229H23L24 230V232L23 233H25V232H27L28 233V235L31 233V235H32V237L34 236L35 238H37L36 240L34 239V237L32 238L33 240H35L36 242H38V239H40L41 238V242L39 243H37V244H40V245H38V247H41V248H38L39 250L41 249L42 250V252H44L45 250H51V249H49L48 247H51V248H53L54 250H56L55 251V255H56V253L58 254L57 255V257L56 256H54L55 258V260H43L42 262H40V263H35V264H64L65 262L63 261V259L62 258H65L64 256H66L67 257V259L70 261V263L69 264H75L76 262H73L72 260H71V258L73 257L72 256V254H73V251H74V246L72 245V241H68V237H67V234H64L63 232H65V227H67V226H64V228H62V229H64L63 230V232H62V234L63 235H61V227H62V222L63 221H61V223H60V225H61V227H60V229H55L54 227H55V224L53 223V222H55V221H53L55 218H53V216H51L50 217ZM52 218H53V220H52ZM67 218H68V216H67ZM82 218V219H83ZM95 218V217H94ZM95 218V219H96ZM103 218V217H102ZM105 218V217H104ZM135 218V219H134ZM133 219L135 220V222H134V220H133V222L132 223H135L136 224V221H138L137 220V218L136 217H134ZM159 218V219H158ZM165 218H167V217H165ZM170 218V217H169ZM179 218V217H178ZM187 218V217H186ZM190 218V219H191ZM199 218V219H200ZM217 218V217H216ZM221 218H223V217H221ZM73 219V220H74ZM85 219V218H84ZM92 219H93V217H92ZM95 219L94 220H91V221H95ZM108 219V218H107ZM119 219V218H118ZM117 219V220H118ZM125 219H126V217H125ZM139 219V218H138ZM150 219H152L151 217H150ZM171 219V218H170ZM199 219H197L199 222H201ZM206 219V218H205ZM208 219H209V217H208ZM210 219H213V218H210ZM15 220V219H14ZM14 220H11V221H14ZM26 220L24 221V222H20V224L21 223H27L26 222ZM38 220V221H39ZM45 220V221H46ZM51 220V221H50ZM57 220V219H56ZM67 220H64V222H63V224L64 225H68L66 222H69V221H67ZM81 220V219H80ZM106 220V219H105ZM109 220H108V224H105L106 223V221H104V220H102L103 222H104V225H102L103 227H105L106 228V230L107 231H109V233L112 231L114 234H117V232H115V230L117 229V227H113L115 224H114V219L112 220V222H113V224H110V222H109ZM116 220V221H117ZM122 220V219H121ZM127 220V219H126ZM146 220L148 221V223L150 222V220L149 219H147L146 218ZM164 220V219H163ZM166 220V219H165ZM168 220V219H167ZM165 221L166 223L168 222H170L171 223V221ZM184 220H185V218H184ZM184 220H182V221H184ZM196 220V219H195ZM220 220V219H219ZM5 222H7L6 220H4ZM4 221L2 222V220H1V222L2 223H0V260H2V258L4 259L5 258V260L7 259L6 258V256H5V254L6 253H8V251H7V247L9 246V245H7V244H10V242L9 243H7V235H5V234H7V232H4V231H6L7 230V225H6V223H4ZM10 221V222H11ZM37 220H36V222H38ZM53 221V222H52ZM60 220L58 219V221H56V223H58ZM76 221V222H77ZM86 221V220H85ZM84 221V222H85ZM98 221H100L99 223L97 222L96 223V221H95V223H96V226L98 225V224H101L102 223V221H101V219H99ZM144 221V220H143ZM161 221V220H160ZM182 221L180 220V219H178V220H176L175 221V223L174 222H172V223H174V224H171V225H173V226H178V230L177 229H175L174 227L172 228V230L173 229H175L176 230V232H178L177 234H175L176 236H174V234H173V237H170V239L171 238H175L176 237V240L177 239H179V242H181L180 241V237H182V236H187L188 234H184L185 232H186V230L187 231H191V229L192 228H190V230H189V228L188 227H186V228H184V229H186V230H183L182 228L185 226V223H186V221H185V223H184V225L182 226ZM191 221V220H190ZM218 221V220H217ZM217 221H215V223L217 222ZM250 221V220H249ZM19 222V221H18ZM42 222V224H43V222H44V219L41 221ZM72 224H71V226L74 224L73 222L74 221H70ZM88 222H89V219H88ZM111 222V223H112ZM121 222V221H120ZM127 222L129 223V220H127ZM142 222V221H141ZM193 222H195V221H193ZM192 222V223H193ZM208 222V221H207ZM12 223V222H11ZM32 223V222H31ZM30 223V224H31ZM39 223H40V221H39ZM51 223H53V225H54V227H53V225L51 224ZM82 223V222H81ZM94 223V224H95ZM138 223L140 224V222L138 221ZM145 223H147V222H145ZM164 223V222H163ZM168 223H167V226H168ZM170 223H169V225H170ZM188 224H189V222H187ZM186 223V224H187ZM191 223V222H190ZM196 223V222H195ZM205 222L203 221V224H204ZM209 223V222H208ZM207 223V224H208ZM212 223V222H211ZM240 223V224H239ZM2 224V225H1ZM25 224H23V225H25ZM87 224V223H86ZM118 224V223H117ZM126 225H128L127 223H125ZM156 224V225H157ZM176 224V225H175ZM197 224V223H196ZM221 224V223H220ZM240 225V227H239V225ZM22 225V224H21ZM22 225V226H23ZM57 225V224H56ZM77 225H79V223H77ZM82 225V224H81ZM84 226H85V224H83ZM90 225V224H89ZM89 225H86V226H89ZM119 225V224H118ZM118 225H115V226H118ZM124 225V224H123ZM123 225H121V226H119L118 228H123L124 230H126L127 231V229L130 227V225H131V223H130V225L127 227L126 225H124V226H126L127 227V229H125L126 227H124ZM134 224H132V227H130L129 229H130V231L134 228V226H133ZM153 225H154V223H153ZM166 225V224H165ZM193 225H195L194 223H193ZM199 225H201L200 223H199ZM206 225V224H205ZM205 225H203V228H204V226ZM212 225V224H211ZM237 225H238V227H237ZM17 226V225H16ZM68 226H70V225H68ZM152 226V225H151ZM166 226V227H167ZM191 226V225H190ZM208 226V225H207ZM210 226V225H209ZM215 226V225H214ZM216 226H218V225H216ZM215 226V227H216ZM24 227V226H23ZM38 227V226H37ZM58 226H56V228H57ZM79 227V226H78ZM94 227V226H93ZM98 227V226H97ZM96 227V229H99V228H97ZM100 227H101V225H100ZM144 227V226H143ZM154 227V226H153ZM162 227H164L163 226V224L161 225V229H162ZM166 227H164L163 228V231L165 232V231H167L168 229H170V228H166ZM169 227V226H168ZM219 227V226H218ZM220 227H222V226H220ZM237 227V229L238 230H234L233 232H232V229H235ZM20 228V227H19ZM25 228V227H24ZM27 228V227H26ZM59 228V227H58ZM71 228V227H70ZM77 228V227H76ZM75 228V229H76ZM87 228H89V227H87ZM102 228V227H101ZM115 230H114V229ZM141 228V227H140ZM140 228H138V229H140ZM155 228H156V226L153 228L154 230H155ZM158 228V227H157ZM159 228H160V226H159ZM165 228L167 229V230H165ZM202 228V227H201ZM201 228H198V231L197 232H200L199 230L201 229ZM202 228V230H201V233H204V234H206V232H207V230H209L208 228H204L203 229ZM18 229V228H17ZM67 229H69V228H67ZM72 229H74V228H72ZM86 229V228H85ZM92 229V228H91ZM95 229V228H94ZM103 229V228H102ZM102 229H99L98 231H100V230H102ZM123 229L121 230L120 229V234H125L124 232L125 231H123ZM128 229V230H129ZM142 229V228H141ZM140 229V230H141ZM144 229V228H143ZM142 229V230H143ZM179 229H181L180 230V232H182V233H179ZM196 229V228H195ZM219 229V228H218ZM220 229H222V228H220ZM219 229V230H220ZM22 229H20V234H19V232L18 233H15V232H17L16 230H14V233L11 231V237L13 236V238H15V236L14 235H16V234H19V237L21 238V236L20 235H22V237H24L25 239H26V237H27V234L25 235H23L22 234V231H21ZM26 230V231H25ZM40 230V231H39ZM60 230V232H58ZM93 230V229H92ZM105 230V232H103L104 231V229L102 230V232L100 233V232H98L97 230H95V231H97V237H98V239L97 240H99L98 242H100V239H101V242H102V239L104 240V236L105 237H107V231ZM171 229L169 230V231H167L168 233H169V235L170 236H172V234H171V232H173ZM174 230V231H175ZM194 229H192V231L191 232H194L193 231ZM197 230V229H196ZM210 230H212V229H210ZM68 231H71V229L70 230H68ZM85 231V230H84ZM116 231H119V229H117ZM130 231H127V232H130ZM183 231H184V233H183ZM213 231H214V229H213ZM216 231V230H215ZM215 231H214V233H215ZM231 231V232H230ZM4 233V235L5 236H2L3 235V233ZM34 232V231H33ZM60 233V235H57V237L59 236V238H57V244L55 243V245H56V247L54 248V247H52V246H49V245H45V242H43V240L45 241V239H43L44 237H46V236H48V237H46V238H49V239H52V238H54L53 239V241L55 240V237H49L50 235L51 236H53L54 235V233H56V234H58V233ZM83 232V231H82ZM164 232H162L160 229H157L154 233V235H152L151 233V235H150V237H151V239H150V241L148 242V240H149V235L147 236V234H145V236H146V238H145V236L144 237H141L140 235L138 236V238L140 239V237H141V239L138 241L139 242V244H138V246H139V248L141 249V250H139V248L137 249L139 252V254L137 253V251H136V253H137V255H140L141 254V251L142 250H144V251H147L146 250V246L147 245H149L150 246V244H147V243H153V245L154 244H157V243H154L155 241H160V240H163L164 239V242L166 241L167 242V238H168V234L167 233H164ZM176 232H174V233H176ZM210 231H208L207 233H209ZM217 232H219L218 230L216 231V233ZM66 233V232H65ZM76 233V232H75ZM113 233H110V235L112 234V236H110V238H112L113 237ZM132 233V232H131ZM195 233V232H194ZM213 233V232H212ZM213 233V234H214ZM223 233V234H222ZM13 234V235H12ZM106 234V235H105ZM133 234V233H132ZM134 234H136V233H134ZM191 234H193V233H191ZM204 234H202L201 236H203ZM212 234V235H213ZM226 234H227V236H226ZM9 235V236H10ZM30 235V236H31ZM70 235V234H69ZM68 235V236H69ZM86 235H88L87 233H86ZM89 235H92V233L91 234H89ZM88 235V236H89ZM143 235V234H142ZM219 235H220V232H219ZM17 236V235H16ZM74 236V235H73ZM76 236V235H75ZM78 236H79V234H78ZM96 236V235H95ZM109 236V235H108ZM119 235L117 234V237H118ZM121 236V235H120ZM127 236V235H126ZM126 236H125V238H126ZM129 236H131V235H129ZM128 236V237H129ZM134 236V235H133ZM177 236H179V238H177ZM191 235L189 234V237H190ZM193 236V235H192ZM198 236V235H197ZM196 236V237H197ZM208 236V235H207ZM211 236V235H210ZM217 235H215V237H216ZM18 236H17V238H19ZM29 237V236H28ZM89 237H91L92 238V236H89ZM88 237V238H89ZM122 237H123V235H122ZM128 237L126 238L127 240H129L128 239ZM147 237H148V240H147ZM153 237V238H152ZM161 237H162V239H161ZM167 237V238H166ZM203 237H206L205 235L203 236ZM214 237V236H213ZM215 237H214V239H215ZM218 237V236H217ZM10 238V237H9ZM16 238V239H17ZM24 238H21V239H23V241H24ZM31 238V237H30ZM78 238V237H77ZM84 238V237H83ZM91 238H89L90 240H91ZM109 238V237H108ZM120 238V237H119ZM119 238H117V239H115V238H112V239H114V241H113V243L114 244H116V246L118 245V243H119V247H120V245H121V241L119 240ZM130 238V237H129ZM135 238H137V237H135ZM187 238V237H186ZM198 238L200 239V238H202V237H200V236H198ZM209 237H207V240H208V243H209V240L210 239H213L212 237L210 238V239H208ZM238 238H239V236H238ZM15 239V240H16ZM79 239H80V236H79ZM93 239V238H92ZM95 239V238H94ZM120 239H122V238H120ZM153 239V240H152ZM165 239H167V240H165ZM169 239V240H170ZM190 239V238H189ZM193 239H194V237H193ZM192 239V240H193ZM197 239V238H196ZM217 239V238H216ZM218 239H219V237H218ZM236 239H237V237H236ZM30 240V239H29ZM78 240V239H77ZM109 240V239H108ZM132 240V239H131ZM152 240V241H151ZM155 240V241H154ZM168 240V241H169ZM174 241L173 240V242H176V245H173L172 247L173 248H176L175 246H178V247H180V245L182 244V243H180V245L178 244L179 242L178 241ZM206 240V239H205ZM32 241V240H31ZM46 241H48V240H46ZM75 241V240H74ZM73 241V242H74ZM82 241V240H81ZM88 241V240H87ZM112 241V240H111ZM126 241V240H125ZM195 241L196 240H193V242L195 243ZM200 241V240H199ZM220 241V240H219ZM218 241V242H219ZM222 241H221V243H222ZM30 242V241H29ZM33 242V241H32ZM93 242H95V240L93 241ZM92 242V243H93ZM106 242V241H105ZM107 242H109L108 244H110L109 246H110V248H111V245H112V243L110 242V241H107ZM161 243H162V241H160ZM159 242V243H160ZM163 242V243H164ZM165 242V243H166ZM178 242V243H177ZM187 242H188V240H187ZM218 242H214L215 243V245H216V243H218ZM15 243V242H14ZM20 243V242H19ZM47 243V242H46ZM49 243V242H48ZM76 242H74V244H75ZM104 243V242H103ZM103 243H101V245L103 244ZM165 243H164V245H165ZM168 243H172L171 242V240H170V242H168ZM196 243H199L198 241L196 242ZM214 243H213V246H215L214 245ZM221 243H218V244H220L221 245ZM226 243H225V245H226ZM12 244H13V242H12ZM12 244H10V245H12ZM25 244H26V242H25ZM124 244V243H123ZM126 245L128 244L129 245V243H125ZM170 244H168L169 246H170ZM178 244V245H177ZM200 244V243H199ZM199 244H197V245H199ZM207 243L204 241V245H202V246H206L205 248H207L208 247V245H206ZM209 244H212V240H211V243H209ZM14 245V244H13ZM17 245H18V243H17ZM19 245H21L22 246V244H19ZM54 245V246H55ZM80 245V244H79ZM100 245V246H101ZM125 245V246H126ZM160 245H163V244H160ZM167 245V246H168ZM196 245V244H195ZM194 245V246H195ZM195 246L196 248L198 247V246ZM29 246V247H28ZM30 246L32 247V244L31 245H28L27 244V247L31 250V252H34V250H35V248H30ZM35 246H37V245H35ZM87 246V245H86ZM98 246V245H97ZM96 246V247H97ZM113 246V245H112ZM131 246V245H130ZM182 246V245H181ZM193 246V247H194ZM199 246H201V245H199ZM209 246H211V245H209ZM237 246V245H236ZM9 247H12V246H9ZM23 247V246H22ZM21 247V248H22ZM34 247V246H33ZM108 247V246H107ZM107 247H105L106 248V251H111L112 249H110V248H108V250H107ZM121 247H122V245H121ZM129 247V246H128ZM135 247H136V245H135ZM157 247V245H155V248ZM171 247V246H170ZM171 247V249L169 248V250L171 251L173 248ZM194 247V248H195ZM220 247H222V246H220ZM233 247V246H232ZM37 248H36V250H37ZM101 248H103V249H101ZM98 247V249H101L102 251L103 250H105V248L102 246V247ZM125 248V247H124ZM130 248V247H129ZM132 248H134V247H132ZM149 247H147V249H148ZM158 248V247H157ZM156 248V249H157ZM161 248H164V246L163 247H161ZM161 248H158V250H160ZM167 248V249H168ZM183 248V247H182ZM219 248V247H218ZM217 248V249H218ZM9 249V248H8ZM11 249H13V248H11ZM14 249H18V248H14ZM20 249V248H19ZM18 249V251H20ZM34 249V250H33ZM45 249V250H44ZM114 249V248H113ZM120 249V248H119ZM123 249V248H122ZM125 249H127V248H125ZM166 249V248H165ZM179 249V248H178ZM204 249V248H203ZM202 249V250H203ZM208 249V248H207ZM210 249V248H209ZM209 249H208V251H207V253L209 252ZM214 249V248H213ZM216 249V248H215ZM220 249V248H219ZM222 249V248H221ZM226 249V251L228 252V250ZM22 250V249H21ZM53 250V251H54ZM76 250V249H75ZM80 250V249H79ZM82 250H83V248H82ZM124 250V249H123ZM149 250V249H148ZM162 250V249H161ZM174 250V249H173ZM176 250V249H175ZM199 250H200V248H199ZM231 250H232V248H231ZM237 250V249H236ZM13 251V250H12ZM24 251V250H23ZM47 251H45V253L47 252ZM48 251V252H49ZM52 251V250H51ZM100 251V250H99ZM105 251V252H106ZM109 251V252H110ZM118 251V250H117ZM131 251L133 252V250L131 249ZM134 251H135V249H134ZM143 251V252H144ZM166 251V250H165ZM164 251V253H166ZM196 251V250H195ZM14 252H16V250H14ZM27 252V251H26ZM25 252V253H26ZM40 253H42L41 251H39ZM38 252V253H39ZM48 252L46 253V254H44V255H48ZM76 252V251H75ZM80 252H81V250H80ZM93 252V251H92ZM120 252V251H119ZM123 252V251H122ZM155 252V251H154ZM156 252H157V250H156ZM158 252L160 253V254H158ZM156 254H158L157 256H159L160 257V255L162 256V259H161V262L162 261H164L163 263H165L166 264V262H165V260H163V255L161 254V252L160 251H158ZM167 252H169L168 250H167ZM173 251H171V253H172ZM174 252H176L177 253V251H174ZM203 252V251H202ZM216 252V251H215ZM19 253H21V252H19ZM24 253V252H23ZM29 252H27V254H28ZM36 253V252H35ZM39 253V254H40ZM54 253V252H53ZM78 253V252H77ZM133 253H135V252H133ZM144 253H147V252H144ZM162 253H163V250H162ZM170 253V252H169ZM171 253H170V255H171ZM173 253L174 254V258H176V256L178 255L179 256V254L177 253ZM180 253H182V251L180 252ZM199 253H200V251H199ZM206 253V254H207ZM224 253V252H223ZM238 253V254H237ZM9 255H10V252L8 253ZM18 254V253H17ZM26 254V255H27ZM30 254V253H29ZM28 254V255H29ZM49 254H50V252H49ZM81 254V253H80ZM103 254V252L101 253L100 252V255H101V258H103L102 256H105L106 257V255L104 254V255H102ZM116 254V253H115ZM128 254H129V252H128ZM143 254V253H142ZM176 254V255H175ZM183 254V253H182ZM182 254L180 255V256H182ZM202 254H204V253H202ZM222 254V253H221ZM226 254H228V253H226ZM234 256H233V255ZM5 257H4V256ZM19 255L20 254H18V255H15V256H17V257H19ZM25 255V256H26ZM33 255V254H32ZM87 255V254H86ZM136 255V254H135ZM136 255V257H140L139 259H140V261H141V258H144V256H142L141 257V255L140 256H137ZM151 255V254H150ZM185 255V254H184ZM200 255V254H199ZM216 255H218V254H216ZM223 255V254H222ZM221 255V256H222ZM39 256V255H38ZM41 256V255H40ZM60 256H61V258H60ZM63 256V257H62ZM85 256V255H84ZM83 256V257H84ZM110 256V255H109ZM112 256V255H111ZM111 256H110V258H111ZM126 256V255H125ZM132 256V255H131ZM164 256H165V254H164ZM167 256V260L169 259V254H167L166 255ZM169 256V257H168ZM177 256V259L178 258H180V257H178ZM210 256V255H209ZM227 256V255H226ZM8 257V256H7ZM13 257V253H12V256L9 258V259H11ZM21 257H23V255L21 254ZM20 257V258H21ZM31 257V256H30ZM32 257H34V256H32ZM31 257V259H33ZM44 257V256H43ZM47 257V256H46ZM46 257H44V259L46 258ZM52 257V256H51ZM87 257H89V256H87ZM96 257V256H95ZM100 257V256H99ZM154 257V256H153ZM159 257H154L155 259H159ZM173 257L172 258H170V259H173ZM183 257V256H182ZM182 257H181V259H182ZM198 257V256H197ZM206 257H207V255H206ZM211 257H213L212 256V254H211ZM217 257H219V256H217ZM228 257V256H227ZM16 258V257H15ZM25 258V257H24ZM29 258V257H28ZM41 258V260H42V257H40ZM48 258V257H47ZM91 258V257H90ZM97 258V257H96ZM113 258V257H112ZM111 258V259H112ZM116 258H117V256H116ZM128 258V257H127ZM154 258H152V259H150V261L152 262L153 260H154ZM192 258H195V257H192ZM198 258H201V257H198ZM197 258V259H198ZM210 258V257H209ZM216 258V257H215ZM214 258V259H215ZM8 259V260H9ZM35 259H37V258H34L33 259V261L35 260ZM39 259V258H38ZM107 259V258H106ZM115 259V258H114ZM131 259H133L132 257H131ZM135 259V258H134ZM145 259H146V256H145ZM165 259V258H164ZM190 259V258H189ZM204 258H203V255H202V260H203ZM210 259H212V258H210ZM219 259H221V257H219ZM226 259H228V258H226ZM8 260H7V262H8ZM12 260H14V257H13V259H11V261ZM17 260V259H16ZM19 260H21V259H19ZM18 260V261H19ZM26 260V259H25ZM40 260V261H41ZM81 260H82V258H81ZM86 260H89V259H86ZM93 260V259H92ZM97 260H98V258H97ZM118 260V259H117ZM120 260V259H119ZM121 260H123V259H121ZM125 260H126V258H125ZM146 260H148V259H146ZM145 260V261H146ZM160 260V259H159ZM183 260V259H182ZM181 260V261H182ZM205 260L206 259H204L203 260V262H205ZM213 260V259H212ZM221 260H223V258L221 259ZM233 260H235V261H233ZM27 261V260H26ZM69 261H67V262H69ZM83 261V260H82ZM113 261V260H112ZM128 261V260H127ZM142 261L144 262V259H142ZM150 261H148L149 263H146L145 262V264H152L153 262L155 263V264H158V263H160V261L157 263L156 261H153L152 263H150ZM158 261V260H157ZM175 261H177V260H175ZM190 261V260H189ZM199 261H201V259L199 260L198 259V261H196V263L195 264H199V263H197V262H199ZM211 261V260H210ZM214 261H216V260H214ZM225 261V260H224ZM9 262H10V260H9ZM8 262V263H9ZM12 262H15V261H12ZM21 262H23L22 260H21ZM20 262V263H21ZM29 262V261H28ZM103 262H106L105 264H114V263H112V262H110V261H103ZM126 262V261H125ZM170 262V261H169ZM169 262L167 261V264H169ZM191 262L193 263V260L191 259ZM190 262V263H191ZM195 262V261H194ZM207 262H209V261H207ZM207 262H205V263H207ZM213 261H211V263H212ZM218 262V261H217ZM217 262H213V263H217ZM2 263V262H1ZM16 263V262H15ZM19 263V264H20ZM25 263V262H24ZM23 263V264H24ZM86 263V262H85ZM102 263V262H101ZM130 263H131V260H130ZM129 263V264H130ZM136 263H138L139 264V262H136ZM141 263V262H140ZM153 263V264H154ZM183 263V262H182ZM202 263V262H201ZM200 263V264H201ZM225 263V262H224ZM5 264H6V262H5ZM13 264V263H12ZM17 264V263H16ZM22 264V263H21ZM65 264H68V263H65ZM93 264V263H92ZM120 264H123L122 262L120 263ZM131 264H133V263H131ZM143 264V263H142ZM161 264V263H160ZM176 264V263H175ZM187 264H189L188 263V261H187Z\"/></svg>",
    "mask_w": 264,
    "mask_h": 264
}]
</instances>
